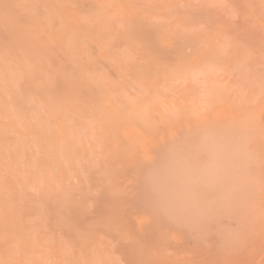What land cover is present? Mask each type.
<instances>
[{"label":"rangeland","instance_id":"obj_1","mask_svg":"<svg viewBox=\"0 0 264 264\" xmlns=\"http://www.w3.org/2000/svg\"><path fill=\"white\" fill-rule=\"evenodd\" d=\"M6 1V2H5ZM8 0H4V2H3V0H0V2L1 3H5V4H7V5H5L4 4V6H3V12H1V9H0V31H1V36H2V39H1V41H4L3 43H0V58H2L4 61H2L1 59H0V65H1V61L3 62L2 63V65L0 66L1 67V69H0V72H2V73H0V75H2L3 73H4V71L6 72V69H7V71H10V70H8L9 69V67L11 66V68L10 69H12V71H14L15 72V75L17 74V76H15V79H16V77H19L20 78V80L22 81H19V79L17 80L16 79V81L14 82V85L16 84V83H18L17 85H13V87L15 88V91L16 92H18L19 90V92L21 93V94H23L22 92H24V93H27L28 91H30L31 90V86H26L27 84H29V82L31 81V79H36L37 80V75L38 74H45L47 71H49L50 73H51V70L52 71H56L57 70V72L59 71H61L60 73L62 74H58L57 76H61L62 78H60V77H58V78H60L61 80H62V87H61V85H60V83H58L56 86H55V88L57 89H55V91H57V100H59V101H62L61 103L59 102V101H57L56 100V97H55V100L54 101H56L55 102V105H54V107H53V105L52 106H50L52 109L50 110L49 108H47L46 110H47V112L46 113H49L50 114V120L48 119L47 121H45V123H47V122H51V124H50V126H49V123L47 124L50 128L49 129H51V126L53 127L52 129H51V131L49 130V131H47V132H49V133H51L52 131V134H49V133H47V134H45L44 135V133H43V130L44 131H46V129H48V126L43 122V120L41 121V119H39V118H37L38 116L36 115L37 114V112L35 111V109L32 107L33 105L30 103V102H28V104H27V102L25 101V103H24V99L23 100H20V99H22V97L21 96H24V95H21V96H18L17 94L19 93H16L15 94V100L16 101H18L17 103H16V101H15V104H21V103H24V105H28L29 107L31 106L32 107V109H34V114L33 115H35V116H32V112H33V110H31L30 108H28L27 106H24L23 104H21L20 106H22V108H23V106L24 107H26V108H24L25 110L27 109L28 111H26L27 113L26 114H24L23 112H25V110H20V109H22L21 107L19 108V111H22L21 113L20 112H18L16 109H14V110H16L17 111V113H18V116H20L21 117V115H19V114H22V119H20V117H19V120H18V116H17V119H16V117H15V127H18V128H15V127H12L11 125H9V129L12 127V129L11 130H14V128L16 129V131L17 132H22L23 134H26V136L29 138H27L25 135L24 136H20V135H22V133H18V138H16V139H19V140H16L15 141V144H16V142H17V144L16 145H19L18 147L20 148V151L22 152H20L21 153V155H20V153H19V148H18V155H17V160H18V158L20 159L19 160V162H17V160L15 159V163L17 162V164L19 165V163H20V165L19 166H21L22 164H26L25 165V167H24V165H22L21 166V168H25V169H23V171L25 170V172L27 171V170H29V171H27L26 173H27V175L26 176H23L24 174V172L21 170V173L22 174H20L19 173V175H18V179H17V181H21L22 182V184L24 185V186H26V183H27V185H28V183L29 184H31L32 185V183L33 184H35V183H37L36 184V186H37V189L35 190V192L38 190V186H39V188H43L42 186L44 185H48L49 186V188H50V186H51V188H54V189H49L48 188V186H47V190H43L44 191V193H43V191L42 192H40L39 190V192L41 193H39V192H36L37 193V195L35 194L34 196L32 195V194H34L35 192H34V190L33 189H30L29 188V190H23V187L22 186H19V184H18V182L16 181L15 182V184L17 183L18 184V187L20 188V192H24L25 193V195L24 194H21V195H23V197L25 198V202H26V199L27 200H29L28 202H31V201H33L34 203H28V202H26L25 203V206H24V208H23V212H24V216H25V218L26 219H29V217L31 216V218H33V216L35 215V212L36 211H39V209H40V211H42V210H44L43 211V214L44 215H46V217H48V219L44 216V224L46 225L45 226V228H51V229H57V227L58 228H61V226H55L56 225V223L58 222V221H60V220H62L63 221V219H64V221H65V223L64 224H67V225H64V227L63 228H61V229H64V236L66 237V238H69V237H71V235H70V233H71V231H70V228H74V227H78V224L80 223L81 225H82V227L84 228V229H86V228H88V227H91L92 226V228H91V230L93 231V229H94V231L93 232H89V230H87L88 232H89V234L88 235H91V234H93V235H91V237L93 236L94 238H96V239H98V238H101V237H99V236H101V235H110L109 233L110 232H106V231H108L107 229H109L110 227H111V223L113 224L114 222H118V221H122L123 223L122 224H125V225H123V226H121V230H122V228H124V229H127L126 231L128 232V233H130L129 235L128 234H126V232H125V234H123V236L125 237V236H130L129 237V239L127 240V239H125L127 242L126 243H124V242H122V241H124V240H121V241H119L120 243L122 242V244L124 243V245L125 244H129V245H131V241H129V240H133L135 237L137 238H139V235H140V232H141V226H143L144 227V231L146 232L145 234L147 235V238L150 240V242H151V244H152V246L154 245V247L156 248V246H158V244H160V243H158V242H160V241H158V236H161V238L162 239H164V237H162L163 235H164V233H165V231L166 230H168V231H174L175 232V230H177L178 232L179 231H184L185 230V228L186 229H188V231H186L185 230V232H183V234L184 233H186V232H189V233H186L185 234V236H184V239H185V241H184V245H185V247L187 248V250H196V251H201L200 249H199V247H201L202 249H204L203 250V254H205V255H207L208 254V249H209V251H211V253H212V250H213V253H215V256L216 255H218V257H216L215 259H218V261L219 260H221V261H223V260H226L225 262L226 263H228V262H230V261H232V260H235V262L236 261H238L239 262V259H242L243 257H241V256H243L245 253H247V252H250L251 250H250V248L253 246V244L255 243V242H253V241H256V240H254V239H256V238H254L253 240H252V237H257L258 236V238L260 237H262V235H263V233H264V227H260L259 228V230L257 229L258 227H257V224L260 222H264V219L263 218H260V216H262L263 217V215L264 214H261L260 216H259V219H257L258 220V222L256 221V219H254L253 217V219H251V218H249V215L251 214V216L253 215V214H256V215H258L257 213H258V211H259V209L261 208V210H262V208L264 209V207H261L262 205V203L264 202V197H262V196H264V193H262V192H264V191H260V190H264V188H263V179H264V176H263V174H264V172H260V171H258V170H255L256 168H254V170H253V172L252 173H254V172H256L255 173V175H252V174H250L251 173V170L253 169V167H255V166H257L258 167V165H259V167H260V169H261V167H264V166H260V165H263V162H264V154H262V156H261V159L259 158V157H256L255 155H259L260 153H262V152H264V137H262V135L264 134H261L262 133V131L261 130H263V129H261L260 127H262V128H264V108H261V107H264V105L262 106V100H258V93H256L257 91L255 90V91H253L252 92V90H254V88L256 87V84L258 83V85H257V87L255 88V89H260V87H262L260 90L261 91H259V92H262L263 93V95H262V97L264 98V27H262V26H264V0H226V1H223L222 2V0H216V1H218V3H219V1L221 2L220 4H218L217 6H216V4H214L215 2L214 1H211V0H198V1H195V0H174V1H172V0H170V2H169V0H167V1H164V2H168V5L170 4V7L167 5V3H165L164 5H160L161 3L163 4L164 2H161V1H163V0H160V2L161 3H159V0H155V2H158L159 3V5H158V3H155L156 5H158L157 7H156V5H155V7L156 8H154V7H151V6H153L154 5V3H152V1L150 2V4L148 5L147 3L148 2H146L147 0H144L145 2H143V0H141V2H139V0H138V2L139 3H141V8L140 9H142V12H146L147 14H148V16L145 14V15H143V16H145L146 17V21H147V19H148V22L149 21H152L151 19H152V17L150 16V15H152L153 14V17H154V14H155V16L157 15V13H159V16H160V18H162V17H164L165 18V16L164 15H160L161 13L160 12H164L163 10H165V13H166V11L168 10V9H164L166 6H168L169 8H171V6L173 5V7L175 6H177L178 7V5H181V4H179L180 2H184V5L186 6V8L187 7H193L192 6V4H194V8L193 9H195V10H192V8L190 7V9L189 8H187L186 10H185V6L183 5V8L181 7V9H183V11H185V12H182V11H180V12H182V13H178L179 12V10H180V8H178V12H177V8L175 9V7H174V9H171V10H173V13L174 14H176V15H169L170 13H172L171 11H170V9L167 11V13H169V14H167L169 17L171 16L173 19H171V17H170V19L168 20V21H166L167 19L165 18V20L163 19V21H165L166 23H164L163 21H161V23H164L163 25H165L166 24V29L163 27V25L161 26L160 25V23H157V21H156V19L157 20H160L159 18H157V17H159V16H156V19H155V17H154V20L153 21H155L154 23H153V21H152V23L150 22V23H148V22H146V21H144V23L142 24V22H143V20L142 21H140L141 20V18H138V17H143L142 15H140V14H138V13H140L141 11H140V9H138V10H136L137 8L136 7H140V6H134L135 5V3H137L136 1L137 0H131V2L129 3L128 2V0H126L125 2H124V0H120V2L122 3L121 4V6L119 7V9L117 8L118 6H117V4H119V1L118 0H88V3H86V6L83 4V3H85L86 2V0H64V2L62 1V0H49V2H51V3H53V5H51V3H50V5L53 7V8H51V6H50V8H48L49 6H47L46 4H48L49 2H48V0H44L45 1V3L42 1V3H44V6L46 5L47 7H44L45 9V12L46 13H48V11L50 10V9H52L51 11H52V13H51V11H49V15H50V13L54 16L55 14V16H54V18H61V20H59V21H61V22H63L62 24L63 25H65L64 27H63V25L62 24H60V25H62L61 27H63V29H66V30H63L64 31V33H62L61 34V32H60V30H61V28L58 30L57 28H56V32H55V28H54V26H56L57 24H56V21H55V25H52L53 24V22H52V20H54V18H53V16H52V18L51 19H49V21L51 20V22H52V24H48V18H50L49 17V15H48V18L47 17H45L47 14L45 13H43L42 15H39V13L37 12V14H35V12L33 11V7H31L32 5L34 6L35 5V3L33 2V1H36V4H37V0H32L31 2H29V3H27L26 2V4L25 3H22L21 2V0L19 1V2H16L15 0H13V1H15L16 2V6H18L19 4V8H20V10H22L21 8H23V13H22V11H21V13H22V15H21V13L19 12V17H16V16H18V13H17V15H15L16 13L13 11V10H15L14 8H13V6H14V4H13V2H11L10 4H12V6L9 4V6H8V3L10 2V0L7 2ZM12 1V0H11ZM18 1V0H17ZM25 1V0H24ZM27 1V0H26ZM29 1V0H28ZM89 1H91L90 2V4L92 3V4H95V2H97V4H100L98 7H95V5H92L91 4V6L90 5H88L89 4ZM100 1V2H99ZM107 2L108 3V5L109 4H113L114 5V7L116 8H114L113 9V12L111 13V12H109V7L107 8V9H105V11H107L108 9V12H109V14H113V13H116V14H114V15H119V16H114V21H115V23H117L118 22V19L119 18H121L120 19V22H122V23H124V24H122V23H120V22H118L117 24H121V26H123V27H120V25H119V29L121 30V31H119L120 32V34H119V32H117L116 34H115V30L113 31V34L112 33H110L109 35H108V32H106V31H108L109 29H108V27L107 28H105V26L107 25V23H109V22H111L113 19H112V16L110 17H107V19H105V16H104V19L103 18H100V17H103V16H101V15H103L102 13H101V9H100V6L102 7V5L103 6H105V8H106V6L107 5H105V4H107V3H105V2ZM188 2V4L186 5V3ZM194 1V2H193ZM209 1V2H208ZM34 3V4H31V3ZM48 2V3H47ZM55 2L57 3V7H55L54 5H56L55 4ZM66 2V3H65ZM101 2H103V3H101ZM117 2V3H116ZM135 2V3H134ZM154 2V1H153ZM178 2V3H177ZM212 2V3H211ZM214 2V3H213ZM61 3V4H60ZM105 3V4H104ZM127 3H129V4H127V6L129 5V7L131 8V10H133V13H131V10L129 11V7H127L126 6V4ZM134 3V5H132ZM139 3H137V4H139ZM144 3V4H143ZM146 3V4H145ZM151 3H152V5H151ZM172 3V4H171ZM174 3V4H173ZM205 3V4H204ZM225 3V4H224ZM237 3V4H236ZM239 3V4H238ZM3 4H0V6L1 5H3ZM60 4V5H59ZM64 4V5H63ZM96 4V5H97ZM102 4V5H101ZM131 4V5H130ZM213 6H211V5ZM236 4V5H235ZM40 5H41V3H39L38 2V4L37 5H35V8H38V10L40 9L39 7H40ZM63 5V6H62ZM83 5H84V7H83ZM202 5V6H201ZM218 7V9L215 7ZM228 5H229V7H228ZM238 5V6H237ZM21 6V7H20ZM23 6V7H22ZM61 6H62V8H61ZM65 6V7H64ZM89 6L91 7V8H93L94 10H95V12L96 11H99V12H97L96 14L98 15V13L99 14H101L100 15V17H99V15H98V18H97V15H94L95 14V12L93 13V9L91 10L90 8H89ZM122 6L124 7L125 6V8H126V10H128L129 11V13H128V11H124V10H122V9H125V8H122ZM144 6H146V8L147 9H149L148 11L147 10H143V7ZM211 6V7H210ZM222 6V9H220V7ZM224 6V7H223ZM232 6V7H231ZM11 7L13 8V10L11 9ZM17 7V8H18ZM31 7V8H30ZM41 7H43V6H41ZM58 7L60 8L59 10H57L58 9ZM70 7V8H69ZM86 7H87V9H90V12L88 11V13L87 14H85L86 12L84 11L83 13L86 15V18H88V14H89V17H91V19H93L92 21H94V23H91L92 21L90 20V18H89V20H85L86 22L87 21H89V22H87L88 24H90V25H95V23L99 20V22L103 25H101V28L102 29H104L103 31L101 30V28H100V24L98 25V23L99 22H97V25H95V26H93L94 27V32H93V29H90V26L88 25V26H85L86 25V22L84 21V18H85V15L83 16L82 14L80 15L79 13H82L81 11H82V8H84V9H86ZM113 7V6H112ZM112 7H110V8H112ZM161 7V8H160ZM162 7H163V10L162 11H159V10H157V9H159L160 8V10L162 9ZM172 7V8H173ZM231 7V8H230ZM2 8V7H1ZM11 10H10V9ZM28 8H30L29 10H27ZM46 8H48L49 10L48 11H46ZM54 8L57 10V13H54L53 12V10H54ZM78 8V10H76ZM99 8V9H98ZM122 8V9H121ZM135 8V9H134ZM223 8H224V12H223ZM225 8L228 10V11H225ZM229 8V9H228ZM7 9V10H6ZM32 9V11L33 12H31L30 10ZM42 9V8H41ZM40 9V10H41ZM74 9V10H73ZM121 9V11H124L123 12V16L122 17H120L121 15L120 14H122V12L121 13H119L118 12V10H120ZM155 9L157 10V13L155 12ZM208 9V10H207ZM213 9H215V10H213ZM27 10V11H26ZM37 10V11H38ZM39 10V11H40ZM56 10H55V12H56ZM65 10V11H64ZM70 10V11H69ZM104 10V9H103ZM112 10V9H111ZM115 10V11H114ZM175 10V11H174ZM190 10V11H189ZM231 10V11H230ZM241 10V11H240ZM16 12L18 11L17 9L15 10ZM42 11V10H41ZM58 11H60L59 12V15L57 16V14H58ZM68 13H67V12ZM78 11V12H77ZM150 11H151V14H149L150 13ZM159 11V12H158ZM193 11V12H192ZM195 11L197 12V11H199L201 14L200 15H198V13L196 14L195 13ZM211 11V12H210ZM215 11H216V13H215ZM220 11V12H219ZM233 11V12H232ZM8 12H10L11 13V15L10 14H6V13H8ZM15 14H14V13ZM66 12V13H65ZM75 12V13H74ZM136 12H138V13H136ZM141 12V14H143ZM205 12V13H204ZM223 13V14H219V13ZM231 12V13H230ZM235 12H237V13H235ZM252 12V13H251ZM4 14V16L2 15V14ZM42 13V12H41ZM71 13V14H70ZM90 13H91V15L93 14L94 16H91L90 15ZM103 13H105V12H103ZM177 13L180 15V16H177ZM190 14V16H192V17H194V15L196 14V17L195 18H193L194 20H188L189 22L190 21H192V22H196L195 24L197 25L198 24V26H196L195 24H193L192 22L189 24V26H187L188 24H186V23H184V25H186V26H184V25H181L180 26V28H178V26H176V24L179 22V21H181L182 22V20L184 19V16H182L183 14H185V16H186V14ZM191 13H194V14H191ZM205 15H204V14ZM218 13V14H217ZM227 14V16H226V14ZM234 14V16H231V18L229 17L231 14ZM255 13V16L253 15ZM13 14L15 15V16H13ZM23 14H24V16H23ZM73 14V15H72ZM76 14V15H75ZM79 14V15H78ZM106 14H108V13H105L104 15H106ZM125 14H127V15H125ZM131 14V15H130ZM135 14V15H134ZM139 15L138 17H137V15ZM163 14V13H162ZM207 14V15H206ZM212 16H210V15ZM216 14V15H215ZM232 14V15H233ZM237 16H236V15ZM9 15H10V18L8 19V17H9ZM21 15V16H20ZM44 15V16H43ZM70 15V16H69ZM72 15V16H71ZM229 15V16H228ZM3 16V17H2ZM23 16V17H22ZM38 16L40 17V18H38ZM51 16V15H50ZM57 16V17H56ZM76 16H78V17H76ZM82 16V17H81ZM131 16V17H130ZM133 16V17H132ZM182 16V17H181ZM189 15L187 16L188 18L190 17ZM14 17H16L15 19H14ZM22 17V18H21ZM72 19H71V18ZM94 17H96V19H98V20H96ZM124 17V18H123ZM127 17H128V19H127ZM137 17V19H135ZM151 17V18H150ZM167 17V16H166ZM175 17V18H174ZM187 17H185V19H184V21H187ZM202 17H203V19H202ZM220 17V18H219ZM221 17L223 18V17H227V18H224V19H221ZM233 17V18H232ZM254 17V19H255V21L257 22L258 20L257 19H260V23L258 22L256 25H255V22H254V19H252L253 21L252 22H254L253 24H252V26H251V23L249 24V22L247 23H245V21L247 20H249V19H251V18H253ZM4 18H7V19H4ZM21 19V21H19L20 19ZM24 18V19H23ZM34 20H33V19ZM47 18V19H46ZM83 18V19H82ZM85 18V19H86ZM108 18L111 20V21H108ZM126 18V19H125ZM133 18V19H132ZM177 18V19H176ZM179 18V19H178ZM221 19V21L219 20L218 21V19ZM229 18L231 19V20H229ZM11 19V20H10ZM31 19H32V21H31ZM46 19V20H45ZM95 19V20H94ZM123 19H125V20H123ZM132 21H130V20ZM135 19V20H134ZM138 19H140V20H138ZM150 19V20H149ZM176 19V20H175ZM197 21H196V20ZM199 19V20H198ZM202 19V20H201ZM212 19V20H211ZM235 19H237V20H235ZM3 20V21H2ZM6 20V21H5ZM12 20H13V25H11L10 23L12 22ZM15 20V21H14ZM26 21V23H28V22H30V25L31 24H33L34 22H35V24L34 25H32V27L29 25V28H28V25L26 24L25 26L24 25H22L23 23H25V22H23V21ZM39 20V21H38ZM40 20H42V24H41V21ZM70 20H72V22L70 21ZM83 20V21H82ZM105 20H107L106 21V23H105ZM121 20H123V21H121ZM136 20H138V22L140 23L141 22V26H142V30H143V32H141V29L140 28H137L138 30H139V32L138 31H136V32H133V33H131V31H135V28L134 27H136L137 26V24H138V22H137V24H136ZM162 20V19H161ZM174 20V21H173ZM179 20V21H178ZM223 20V21H222ZM233 20H235V22L233 23ZM242 20V21H241ZM11 21V22H10ZM34 21V22H33ZM48 21V22H47ZM91 21V22H90ZM113 21V22H114ZM117 21V22H116ZM126 21V22H125ZM128 21H129V24H128ZM175 21H177V22H175ZM203 21H204V23H203ZM250 22H251V20H249ZM263 21V22H262ZM17 22V23H16ZM21 22H23L22 24H21ZM40 22V25L38 24ZM47 22V26H49V25H52V26H49L50 28V30H52V33H54L55 35V37L57 38V40L59 39V41L61 42H59V44L58 45H60L61 44V46L63 45L62 43H64V40L66 39V40H68L67 39V35H68V33L72 30V31H75V30H77V32H78V35H77V33H76V31H75V33L74 34H72V31H71V34L69 33V37L68 38H71V39H74V38H76V39H74V43L75 44H77L76 42L77 41H79V40H77V36H79L80 37V35L82 36L83 34V36H85V38L86 37H88V35H86L87 33H84L83 31H86V30H89V32H88V34L90 35V33H92V35L93 34H97L96 36H100V34L98 33V32H100L101 31V35H102V33L103 32H105V33H103V34H105V35H102V36H100V37H98V40H97V37L95 36V38H96V40L100 43L101 41V43H103V45H104V42L106 41V38L104 37V36H109L110 38H111V36L112 35H114V38H116V39H113V36H112V39L113 40H110V42H115V41H117L118 39H120V41L122 42H120V41H118V42H115V43H113L114 44V46H115V44H116V47H117V49H119L120 48V50L121 49H124V48H122L123 46V44H128V45H131V44H133V43H135V42H138V45H135V44H137V43H135V44H133L132 46H133V49L131 48L130 50L131 51H136V53L134 52V55L136 56L135 58H138V59H135V60H138V62L136 61H134L133 59H131L132 61H134V64H133V62H130L129 63V61H131V60H127L128 62H126L125 60H123V61H120V59H121V56H120V52L118 53L117 51V49H116V47H115V51L119 54V57H120V59H118L117 57H115V56H117L116 55V53L115 54H113V55H115V56H113L112 54H111V52H110V50L108 51L107 50V48L106 49H103V47L105 46H103L101 43L100 44H98V42L95 40V42H94V35L92 36V35H90L88 38H86V39H91L92 40V45H94L93 44V42L94 43H96V47H98V51L97 50H94V49H96L95 47L93 48V50H92V48H90L91 46H90V44H88V41H91V40H88L86 43L89 45H86L85 44V42H83L84 44H82V43H80V46L78 45L77 47H78V49H79V47H80V49H79V51L81 50V49H83V51H85V52H83L82 50L80 51V53H79V51H78V49L75 51V53L77 54V55H75V57H74V55L72 56V59H78L79 60V56L81 57V59L79 60V62H78V64H75L78 60H73L72 61V59L70 60L69 58H66V56H68V54L70 53V55L69 56H71V54L73 53V50H71V51H68V53H64V52H62V50H61V47H60V50H61V52H59V57H58V54H57V52L58 51H60L59 50V47H58V45L55 47V49L57 48V50L55 51V50H53V46L54 45H56L57 44V40H55L56 38L53 36V38L51 37L49 40L47 39V38H49V37H47L48 36V34H49V30L47 29L48 27L46 26V23ZM71 22V23H70ZM74 22V23H73ZM76 22H78V23H76ZM104 22V23H103ZM131 22V23H130ZM160 22V21H159ZM174 22V23H173ZM189 22H187V23H189ZM242 22V23H241ZM244 22V23H243ZM19 23V24H18ZM57 23L59 24V22L57 21ZM80 23H82V25L80 24ZM238 23H240V24H238ZM37 24V25H36ZM45 24V25H44ZM75 24V25H74ZM110 24H112V26H110V28H112V29H116V27L117 26H115L112 22L110 23ZM136 24V25H135ZM144 24L146 25V24H148V28H143L144 27ZM150 24V25H149ZM152 24V25H151ZM154 24H156V25H154ZM173 24V27L171 26ZM174 24H175V26H174ZM179 24H180V22H179ZM182 24V23H181ZM235 24V25H234ZM261 24H262V26H261ZM5 27V31L7 32V35H9L10 37H9V40L13 37H16L15 39L17 40H15L14 39V41L11 39L10 41L8 40V36L6 35V38H4L3 37V35L5 36V34L2 32V31H4V29H3V26ZM10 25H11V28H10ZM16 25V26H15ZM39 25V26H38ZM60 25H59V27H60ZM67 25V26H66ZM72 25H74V27L72 26ZM76 25H78L77 27H75ZM84 25V26H83ZM114 25V26H113ZM131 25V26H130ZM160 25V26H159ZM169 25V26H168ZM229 25V26H228ZM232 25V26H231ZM239 25V26H238ZM246 25V26H245ZM20 26V28H18V27ZM35 26V27H34ZM45 26V27H44ZM98 26V27H97ZM108 26V25H107ZM150 26V27H149ZM152 26V27H151ZM153 26H155V27H153ZM158 26V28L159 27H161V28H159V31L158 32H156L158 29L156 28ZM255 26V28L253 29V27ZM14 27V28H13ZM22 27H23V30L25 31H23L22 30ZM25 27V28H24ZM34 27V28H33ZM37 27V28H36ZM58 27V26H57ZM58 27V28H59ZM66 27V28H65ZM67 27H70L69 29H67ZM81 27H89L88 29H86V28H82L81 29ZM92 27V26H91ZM92 27V28H93ZM97 27V28H96ZM130 27V28H129ZM168 27V28H167ZM169 27H171V29L169 28ZM236 27V28H235ZM239 29H238V28ZM243 27V28H242ZM250 27L252 28V29H250ZM28 28V29H27ZM30 28H32V29H30ZM38 28H40V29H38ZM44 28V29H43ZM78 28V29H77ZM118 28V27H117ZM122 28H125V30H126V33H125V30L124 29H122ZM150 28V29H149ZM155 28V29H154ZM163 28H164V30H163ZM176 29V32H175V29ZM186 28V29H185ZM187 28H189V29H187ZM248 28L252 31V30H255V31H253V33L255 34H253V33H250L249 34V36L247 35L248 33H249V31L250 30H248ZM3 29V30H2ZM12 29H14V30H12ZM35 29V30H34ZM42 29V30H41ZM74 29V30H73ZM80 29H81V31L83 32L82 34L80 33ZM97 29V30H96ZM106 29H108V30H106ZM112 29H110V30H112ZM118 29V30H119ZM134 29V30H133ZM136 29V30H137ZM192 29V31H194L193 33H192V31L191 32H189V30H191ZM216 29V30H215ZM227 29V30H226ZM229 29H234L235 30V32L234 33H231V31L229 30ZM29 30V31H28ZM30 30L35 34V36H34V34L32 33H29L30 32ZM40 30V31H39ZM45 30V31H44ZM68 30V31H67ZM100 30V31H99ZM106 30V31H105ZM109 30V31H110ZM117 30V29H116ZM117 30V31H118ZM128 30H129V32H128ZM131 30V31H130ZM144 30H145V32H147L146 34H144L145 32H144ZM148 30H151V33H150V35H149V32H148ZM156 30V31H155ZM162 32H161V31ZM184 30H186V32L184 31ZM222 30V31H221ZM233 30V31H234ZM248 30V31H247ZM16 31V32H15ZM20 31L22 32V34L20 33ZM38 31H39V33H38ZM54 31V32H53ZM62 31V30H61ZM62 31V32H63ZM65 31H67V33L65 34ZM97 31V32H96ZM125 33V35L124 34H122L123 32ZM153 31V32H152ZM154 31H155V33H154ZM167 31V32H166ZM197 31V32H196ZM223 31H225V33L223 32ZM228 31L230 32V33H228ZM243 31V32H242ZM5 32V33H6ZM13 32H15V33H13ZM36 32V33H35ZM42 32V33H41ZM44 32V33H43ZM141 32V33H140ZM160 32H161V35H160ZM164 32V33H163ZM169 32V33H168ZM204 32V33H203ZM206 32V33H205ZM221 33V34H219V33ZM245 32V33H244ZM9 33V34H8ZM24 33V34H23ZM27 34V36L29 37H27V36H24V35H26ZM28 33L31 35H28ZM46 33V34H45ZM56 33H57V35H56ZM58 33H59V35H58ZM140 33V34H139ZM143 33V34H142ZM157 33V34H156ZM195 33V34H194ZM211 33V34H210ZM214 33H216V34H214ZM218 33V34H217ZM227 33L230 35V34H234V36L236 35L237 36V39H236V36H235V38L233 37V35H230L229 37H233V39H231V38H228L227 37V39H226V35H227ZM3 34V35H2ZM38 34V35H37ZM45 34V35H44ZM50 34H51V32H50ZM80 34V35H79ZM99 34V35H98ZM112 34V35H111ZM132 34H134V36L132 35ZM151 34H152V36H151ZM166 34H167V36H169V37H167L166 36ZM201 34H204V35H202L201 37H198L197 35H201ZM223 34V35H222ZM224 34H226L225 36H224ZM253 34V35H252ZM43 35V36H42ZM67 37H66V36ZM71 35H72V37H73V35L75 36V35H77L76 37H71ZM111 35V36H110ZM119 35V37H118V39H117V37L116 36H118ZM122 35H123V37H122ZM127 35H129V37L127 36ZM130 35H131V38H130ZM155 35H156V37H155ZM172 35V36H171ZM179 35V36H178ZM183 35V36H182ZM195 35V36H194ZM238 35L240 36L239 38H238ZM245 35H246V37H245ZM1 36H0V38H1ZM21 36V37H20ZM39 36H41L40 37V39H43L42 37H45L43 40H45V42L43 41V40H39ZM60 36V37H59ZM64 36L66 37V38H64ZM122 38H121V37ZM127 36V37H126ZM190 36V37H189ZM193 36V37H192ZM208 36V37H207ZM209 36H210V38H209ZM221 36V37H220ZM25 37H27V39L25 38ZM31 37V38H30ZM35 37H37V38H35ZM79 37H78V39H79ZM126 37V38H125ZM132 37H135L134 39L135 40H137V41H135L134 39L133 40H131L132 39ZM159 37H160V39L161 40H159ZM167 37V38H166ZM179 37H183V38H179ZM213 37V38H212ZM215 37H217V38H215ZM25 40H24V39ZM32 38L34 39V40H32ZM82 38V39H81ZM80 38V41L81 40H83L84 39V37H81ZM104 38H105V40H104ZM128 38V40H123V39H127ZM136 38H138V39H136ZM185 38V39H184ZM222 38H225V39H222ZM242 38V39H241ZM5 39H7V40H5ZM19 39V40H18ZM21 39V40H20ZM47 39V40H46ZM55 40L56 42V44L54 43V41H51V40ZM86 39H84V41H86ZM99 39H101L100 41H99ZM108 40H109V38H107ZM139 39L140 40H142L143 42H142V44L144 43V45H142V44H140L141 43V41H139ZM144 39H151L152 41H149V40H144ZM158 39V40H157ZM24 42H23V41ZM66 40H65V42H66ZM76 40V41H75ZM12 41L14 42V43H12ZM16 41V42H15ZM32 41H37V42H34V43H31ZM44 43V44H42V42ZM47 41V42H46ZM49 41H51L52 43H54V45L53 44H51ZM63 41V42H62ZM70 41V40H69ZM69 41H68V44H70L69 43ZM72 42H73V40H71ZM79 41V42H80ZM130 41V42H129ZM10 44H9V43ZM21 42V43H20ZM48 42H49V45L51 46V48H49L50 46L48 45L47 46V44H48ZM107 42H109V41H107ZM124 42V43H123ZM133 42V43H132ZM151 42H154V44H149V43H151ZM17 43L19 44L18 45V48L20 47H22L21 49H24L25 50V52L28 50L27 48H29V46L30 45H28V44H31L32 46H30L31 48H35V49H33L32 50V52H31V50L29 49L28 51L29 52H31L30 54H29V52H28V61H29V64H33V62L31 63V61L33 60L34 62H35V64L37 65H35V64H33V66H32V69H34V67L36 68V69H34V70H36V71H29L28 70V68L27 67H29V65L26 67L25 66V64L26 63H28V62H26L25 63V61L26 60H24V62L22 61V63L20 62V60H22V57H20L21 59L19 60V57H18V59L16 58L18 55H17V53H15V51H17L18 49H17V46H15V44L17 45ZM39 43V44H38ZM89 43H91V42H89ZM169 43V44H168ZM4 44V48H2L1 46ZM6 44V45H5ZM46 44V45H45ZM68 44H66L65 43V48H67V46L66 45H68ZM79 44V43H78ZM105 44H107V43H105ZM164 44H165V46H164ZM8 45V48L10 49L12 46H14V47H12L14 50H15V48L17 49V50H13L12 48L10 49L11 51H9L8 50V48H7V50H6V47L5 46H7ZM21 45V46H20ZM103 46V47H100L99 48V46ZM152 45H153V47L154 46H156V47H152ZM26 46V47H25ZM44 46H46V47H48V48H46V47H44ZM64 46V45H63ZM69 46V45H68ZM72 46H74V48H75V45H72ZM145 46V47H144ZM160 46H163V47H160ZM169 48H168V47ZM36 47H37V50H36ZM43 49H42V48ZM71 47V46H70ZM119 47V48H118ZM134 47H136V48H134ZM144 49H143V48ZM39 48H41V51H39L40 49ZM45 48L47 49L46 51L48 52H50V54L54 51V53H56V55H48V53L45 51ZM65 48H64V51H65ZM69 48V47H68ZM141 48V49H140ZM147 48H149V50H146L145 51V49H147ZM167 48V49H166ZM27 49V50H26ZM39 49V50H38ZM63 49V48H62ZM71 49H73V48H71ZM85 49V50H84ZM89 50L88 51V55H89V53H90V55L89 56H92L93 58H95L96 60H97V58L99 59V61L101 60V59H105V61L107 60V58L109 57H111V59L110 60H108V61H106V65L104 64V66L106 67L105 69L107 70L108 68V66H110L111 67V70L112 71H115L114 73L112 72H110V69L108 70V72L107 73H111L112 74V76L113 75H116V77L115 76H113V78L111 77V79H113L112 81H111V79H110V77H109V75H107V74H105V76H104V74L103 73H101L100 74V72H104V70H102V71H100L99 69L100 68H98V67H101V65H100V63H102V61L101 62H99V61H96V60H94V62H92V64H96V65H94L95 66V68H96V74L98 75V74H100L99 76V78H100V80L102 79V81H100L99 80V78L98 77H96L98 80L97 81H95V79H94V76H93V74L91 75L90 73V71H92L93 70V65H91L90 66V64L89 63H91V62H89V63H87V67H88V69L89 68H91L92 70H88L87 68H86V64H84L81 60L83 59V61L84 62H86L85 60H87L88 59V61L89 60H91L92 61V59H90L89 57L87 58L86 56L87 55H85V54H87V50ZM129 49V48H128ZM134 49H136V50H134ZM37 51V53H39V54H37L36 53V51ZM42 50L43 51H45L46 53H47V55H46V53H44V52H42ZM68 50H70V49H68ZM107 50V51H106ZM119 50V51H120ZM140 50V51H139ZM142 50V51H141ZM22 51L23 50H20L19 51V54L20 53H22ZM39 51V52H38ZM52 51V52H51ZM67 51V50H66ZM78 51V52H77ZM102 51V52H101ZM113 51V50H112ZM129 51V50H128ZM131 51H129L131 54H132V52ZM24 52V53H25ZM38 55V56H40L39 58H38V56L37 55H34L33 56V54H35V53ZM106 52V53H105ZM110 52V54H108V53ZM114 52V51H113ZM2 53H4V55L2 54ZM9 53H11V54H9ZM33 53V54H32ZM43 53V54H42ZM64 54L61 58H60V54ZM82 53L85 55V58H83V56H81L82 55ZM102 53V54H101ZM129 53V54H130ZM147 53H150V54H148V56L150 57H148L147 56ZM9 54V55H11V56H7V55ZM26 54V53H25ZM32 54V55H31ZM42 54V55H41ZM98 54H100V55H98ZM130 54V56H133V54L131 55ZM2 55V56H1ZM14 55H17V56H14ZM33 56L32 57V59H31V57H29V56ZM95 55V56H94ZM97 55V56H96ZM101 55H104L103 57L101 56ZM106 55V56H105ZM144 55H146V56H144ZM151 55H152V57H151ZM20 56H22V54L20 55ZM36 56V57H35ZM41 56H43L42 57V59H40L41 58ZM44 56L46 57L45 59H44ZM49 56H53V58H50ZM78 56V57H77ZM129 56V55H128ZM143 56V57H142ZM56 57L57 58H60V60L59 59H56ZM65 59H64V58ZM77 57V58H76ZM91 57V58H92ZM112 57H115L116 59H114L116 62L115 63H113L114 65L117 63V62H119V63H117V66L115 67L114 65H111L112 63V61L114 62V60H112ZM134 57V56H133ZM25 58V57H24ZM25 58V59H26ZM30 58V59H29ZM87 58V59H86ZM101 58V59H100ZM129 58V57H128ZM132 58V57H131ZM143 58V59H142ZM6 59H12L13 61H11V60H7L6 61ZM48 59H49V61H48ZM52 59V60H51ZM66 59H68V60H66ZM118 59V60H117ZM140 59V60H139ZM152 59H154V60H152ZM37 62H36V61ZM43 60V61H42ZM11 62V64H7V62ZM78 67V68H76V66H75V69H76V71L74 72L75 74L77 73V72H80L81 70H82V74H80V73H77L76 75H74V74H72V72L73 71H71L70 69H72V68H70L69 67V65H71V67H72V62ZM96 61V62H95ZM105 61H103V62H105ZM155 61V62H154ZM12 62L16 65H18V66H20V67H15V65H13L12 64ZM43 62V63H42ZM83 63V65L85 66H83L82 64V66H80V64L79 63ZM98 62H99V64H98ZM108 62V63H107ZM111 64H110V63ZM126 64H125V63ZM140 62V63H139ZM239 62V63H238ZM4 63H6L5 64V66L6 67H4ZM39 63H42L41 65H39ZM60 63V64H59ZM122 63V64H121ZM123 63H124V65H126V66H128V68H126V66H124L123 65ZM128 63V64H127ZM51 66H50V65ZM64 65V68H66L65 66H68L69 68L67 69H64L63 67H59V65L61 66V65ZM110 64V65H109ZM118 64L120 65L119 67H118ZM239 64V65H238ZM10 65V66H9ZM48 65V66H47ZM56 67H55V66ZM62 65V66H63ZM89 65V66H88ZM97 65H99L98 67H97ZM134 65H135V67L137 66V68H135L134 67ZM151 65H152V67H151ZM2 66H3V68H2ZM9 66V67H8ZM23 66V67H22ZM24 66H25V68H24ZM40 66V67H39ZM50 66V67H49ZM104 66H103V69H104ZM123 67V69L125 70H123L122 69V72H121V69H119V68H122ZM131 66H133V67H131ZM31 67V66H30ZM46 67L48 68V70L46 69ZM57 67H58V69H57ZM93 67V68H92ZM113 67V68H112ZM125 67V68H124ZM213 67V68H212ZM15 68H17V70L15 69ZM22 68H24V69H27V71H29V72H31V73H29L30 75H31V77H30V75L26 72V70L24 71V69H22ZM40 68V69H39ZM51 68V69H50ZM55 68V69H54ZM73 68H74V65H73ZM94 68V69H95ZM118 68V69H117ZM138 68H140V69H138ZM211 68L212 69H215L214 71L213 70H211ZM3 69V70H2ZM16 71H15V70ZM23 70L24 72H26V73H24L23 71H20V70ZM29 69H31V68H29ZM43 69H44V71H43ZM50 69V70H49ZM75 69H73V70H75ZM86 69V70H85ZM133 69H134V71H133ZM206 69V70H205ZM219 69V70H218ZM236 69V70H235ZM37 70L39 71V72H37ZM41 70V71H40ZM67 70H69V71H67ZM83 70H85V71H87V72H85V73H83ZM99 70V71H98ZM130 70V71H129ZM136 70V71H135ZM244 70V71H243ZM46 71V72H45ZM63 71V72H62ZM71 71V72H70ZM88 71H89V73H88ZM126 71H127V75H125L126 74ZM133 71V72H132ZM138 71V72H137ZM195 71V72H194ZM17 72V73H16ZM18 72H19V76H18ZM20 72H21V77H20ZM32 72H34V74L32 73ZM36 72V73H35ZM43 72V73H42ZM45 72V73H44ZM99 72V73H98ZM121 72V73H120ZM123 72H125V73H123ZM194 72V73H193ZM38 73V74H37ZM53 73V72H52ZM63 73L65 74V75H63ZM88 73V74H87ZM93 73H94V71H93ZM135 74V76L134 75H129V74ZM138 73V74H137ZM242 73V74H241ZM28 74V75H27ZM81 76H80V75ZM95 74V73H94ZM95 74V75H96ZM103 74V76H101ZM122 74V75H121ZM239 74V75H238ZM33 75V76H32ZM36 75V76H35ZM47 75V74H46ZM72 75H74L76 78H77V76L79 75V79L81 78V80L79 81V80H77L75 77H73L72 78ZM106 75H107V78H108V80H107V82H106V80L104 79V78H106ZM138 75H140L139 76V80H142V81H139L137 78H138ZM146 75H147V77H146ZM150 75V76H149ZM198 75V76H197ZM3 76L4 75H2V76H0L2 79H3ZM25 76V77H24ZM27 76V77H26ZM51 76V75H50ZM70 76V77H69ZM91 76H92V79H94V80H92L91 79ZM122 76H124V77H122ZM126 76H128V77H132V80H129V79H131V78H127ZM137 76V77H136ZM144 76V77H143ZM162 76V77H161ZM24 77V78H23ZM52 77H54L53 75H52ZM102 77V78H101ZM115 77V78H114ZM117 77H119V78H117ZM134 77H136V78H134ZM160 77L162 78V79H160ZM1 78H0V82H1ZM22 78H23V80H22ZM65 78V79H64ZM106 78V79H107ZM126 78V79H125ZM145 78V79H144ZM146 78H148V79H146ZM110 79V80H109ZM124 79V80H123ZM144 79V80H143ZM77 80L78 81V83L77 82H75V81ZM84 80V81H83ZM103 80H105V82L107 83V85L109 86H107L106 85V83L105 82H103ZM115 80H117V81H115ZM129 80V82H127ZM133 80H135L136 81V86H135V81L132 83L131 81H133ZM148 80V81H147ZM255 80L257 81V82H255ZM34 82H35V80H33ZM65 81V82H64ZM87 81V82H86ZM92 81V82H91ZM100 81V82H99ZM111 81V82H110ZM116 83H115V82ZM121 82V84H120V82ZM126 82L125 84H126V86L128 85V87L130 86L131 88L133 87V86H135V87H138L139 85H140V82H144L143 84L141 83V86L142 85H144V84H146L147 82L149 83H147V87L145 86H143L142 87V89L144 88V89H148V90H145V92L144 91H140V93L142 94V95H139L137 92H135L136 90L138 91L139 89H141L140 87L139 88H135V87H133L134 88V90H133V88H132V90H130V89H128V87H126L128 90V92H126V90H124L125 89V86L122 84V82ZM139 81V82H138ZM146 81V82H145ZM243 81V83L244 84H241V82ZM33 82V83H34ZM73 84V86L70 84ZM81 82H86V83H88L89 85H91V86H87V84L85 83H81L85 88L84 89H82V92L84 93V94H82L83 96L84 95H86L85 97L87 98H89L90 100H88V98H87V102L89 101V103H93V105H94V107H96V109H97V107L98 106H100V107H98V110L99 111H101V112H99L98 110V112L99 113H101L102 114V112H103V116L101 117L98 113H97V115H95L96 113H95V111H96V109L92 106V107H90V104L89 103H85L84 102V106L82 107V108H86L87 107V104H88V106H89V112L88 113H90L91 111H93L94 109H95V111H93V113L94 114H92V112H91V115H88V116H95L94 118H96L95 120H96V122L95 121H93V122H91L90 121V119H93V117H90L89 118V122L87 121V119H88V117L86 116V115H84L85 114V112H84V114H82V112H83V109H80L81 108V103H83V101L81 102V100L83 99V96L81 97V98H79V96H81V95H79V91L81 90V87H83V86H81L80 87V83ZM95 82H98L99 84H100V86L98 85V83L96 84H94ZM101 82H103V83H105V84H101ZM112 82H114L115 83V85L112 83ZM119 82V83H118ZM176 82V83H175ZM239 82V83H238ZM31 83H32V81H31ZM129 83H130V85H129ZM175 83V84H174ZM254 83H256V84H254ZM2 84V85H1ZM63 84L66 86L67 84H68V87L66 88L65 86H63ZM71 85V87H70V85ZM78 84H80V85H78ZM122 85L123 87H124V89H123V87L122 86H120L119 87V89L120 88H122V89H120L121 90V94H120V91H119V93H118V91H117V93H115L116 91H113L114 93H109V91L111 90V88H112V86H114L113 87V89L114 90H116L117 88H116V85ZM139 84V85H138ZM162 84H164V85H162ZM171 84H174V89H172L171 87H170V85ZM177 84V85H176ZM246 84V86H247V84H248V88L246 87V86H244ZM251 84V85H250ZM261 84H263V85H261ZM5 85V84H4ZM3 85V83L1 82L0 83V86H3V88L4 87H6V85L4 86ZM93 85V86H92ZM95 85H96V87H97V85H98V87L96 88L95 87ZM102 85H104V86H102ZM111 85V86H110ZM118 85H117V87H118ZM132 85V86H131ZM162 85V86H161ZM177 86V90L175 89V87ZM237 85V86H236ZM238 85L240 86V85H243V86H241V88L240 87H238ZM252 85L254 86V87H252ZM259 85H261V86H259ZM18 86V87H17ZM33 86V85H32ZM58 86L60 87V90L61 89H64V90H62L61 92H58V90H59V88H58ZM105 86H107V88L105 87ZM158 86V87H157ZM172 86V85H171ZM259 86V87H258ZM64 87V88H63ZM70 87V88H69ZM73 87H75V88H73ZM105 87V88H104ZM252 87V88H251ZM19 90H18V89ZM78 88V89H77ZM87 88V89H86ZM88 88H90L89 90H88ZM101 88V91H97V90H99ZM108 88H110V89H108ZM164 88V90L163 91H166L167 89V91H168V94H167V91L166 92H163L162 91V89ZM172 90H171V89ZM240 88V89H239ZM244 88L246 89V90H244ZM251 90H250V89ZM6 89V88H5ZM74 89V90H73ZM95 89V90H94ZM103 89H104V91H103ZM105 89L106 90H108L107 91V94H105L106 93V91H105ZM112 89V90H113ZM141 89V90H142ZM239 89V90H238ZM0 90H1V88H0ZM4 90V89H3ZM3 90H1V91H3ZM7 90V89H6ZM66 90V91H65ZM73 92H72V91ZM112 90L110 91V92H112ZM118 90V89H117ZM173 90H175L174 92H173ZM240 91L241 90V92H239L238 93V91ZM22 91V92H21ZM65 91V92H64ZM71 91V92H70ZM74 91H75V93H74ZM91 91V92H90ZM100 92V93H97V92ZM103 91V93H101ZM157 91V92H156ZM163 92L162 94L160 93V92ZM170 91H172V92H170ZM236 91H237V93H236ZM246 93H245V92ZM248 91H251V93L250 92H248ZM4 92V91H3ZM6 92V91H5ZM4 92V93H5ZM70 93V94H68V93ZM105 92V93H104ZM123 92H125L126 94H127V96H129V98L134 94V92H135V94L137 93V95H139V97H140V99L141 98H143V96H145L144 94H146V96L145 97H147L148 95H147V93L148 94H151V96L149 97L148 96V103H147V101H145L144 102V104H142L143 103V101L144 100H146V99H144L143 98V101H140V99H139V97H138V99H139V101H138V99L136 98L137 97V95H136V97H135V99L137 100L136 102H135V100H134V96L135 95H133L131 98H133V99H131L132 101H130L129 100V98L127 99H125L124 98V96H126V94L125 93H123ZM154 92H156V93H154ZM208 92V93H207ZM256 94H255V93ZM64 94L63 96L62 95H60V94ZM73 95H75V94H77L76 96H77V98H79L80 99V101H76V103L74 102L75 100H76V96H72V94ZM92 93H95L96 95H95V97H94V95H92ZM129 93V94H128ZM159 93V97L157 96V94ZM173 94V96L171 95V94ZM174 93H175V95H174ZM242 93H245V94H242ZM248 93V94H247ZM252 93H253V96H254V98H253V96H252ZM261 93V94H262ZM88 94V95H87ZM104 96H103V95ZM110 94L112 95V94H120V95H118V96H120L119 98L120 99H122V101H120V99H118V96H116L117 97V100L120 102H118L119 103V107H118V103H115V102H117L116 101V97H115V95H112V97H110ZM122 94H124V96L122 95ZM132 94V95H131ZM171 96H170V95ZM250 94V95H249ZM60 95V96H59ZM67 95H69V96H67ZM90 95V96H89ZM107 95V96H106ZM121 95L123 96V98L121 97ZM240 95H241V97H242V100H243V103L244 102H246L245 100H246V98L248 97L247 95H249V97L247 98V102L249 103V104H247V102L246 103H244L242 106L241 105H239V104H241L242 103V100H241V98H240ZM18 96V97H17ZM64 96H67V97H64ZM97 96H98V98H97ZM114 96V97H113ZM126 96V97H127ZM153 96H155L154 97V100H153ZM157 96V97H156ZM162 96V98L160 99V97ZM244 96V97H243ZM250 96H252V98L254 99L253 101H252V99L250 98ZM25 97V96H24ZM101 99H100V98ZM106 97V98H105ZM164 97V98H163ZM195 97V98H194ZM238 97V98H237ZM258 97V98H257ZM262 97H260V98H262ZM19 98V99H18ZM63 98H65V99H63ZM67 98V99H66ZM94 98V99H93ZM150 98V99H149ZM155 98H158V99H155ZM194 98V99H193ZM240 98V99H239ZM259 98V99H260ZM69 99H71V101L74 99V101H72V102H74L75 103V105H74V110L75 111H77L78 110V107H79V109L81 110V111H79L78 112V114H79V116L76 114V112H75V114L73 115V113H71V111L70 112H68V113H70V114H68V113H66L65 111V109H68L67 111H69V109L71 110V108H61L60 106H62L63 107V105H64V103H67L68 101H66V100H69ZM85 99V98H84ZM108 99H110L113 103H111V101L109 100L108 101ZM125 99V101H123ZM164 99H166L167 101H168V103H166L165 101L166 100H164ZM170 99V100H169ZM171 99L173 100L172 102H178L179 103V105L178 106H176V110H175V108L174 107H172L173 108V110H175V112H178V113H171V112H173V110H169L168 108H170L171 109V107H169L168 106V104L169 105H171ZM193 99V100H192ZM255 99H256V101H255ZM20 100V101H19ZM29 100V99H28ZM27 100V101H28ZM78 100V99H77ZM93 100V101H92ZM99 100H101V102L99 101ZM106 100V101H105ZM126 100H128V102L130 101V103L131 104H128V102H126ZM156 100H158V101H161L160 103L159 102H156ZM163 100H164V102L165 103H163ZM22 101V102H21ZM31 101V100H30ZM64 101V102H63ZM66 101V102H65ZM70 101V100H69ZM68 102V103H72V102ZM85 101H86V99H85ZM97 101V102H96ZM107 101L110 103V104H107ZM154 102V104H153V106H156V104L158 103L159 104V107H156L157 109H159L158 111H155V112H153L151 109H150V107L153 109V107H152V104L150 105V103L151 102ZM200 101V102H199ZM238 101V102H237ZM250 101V102H249ZM257 101H259L260 102V104L257 102ZM78 102V103H77ZM79 102H81L80 104H79ZM99 102V103H98ZM121 102L123 103V109H125L126 108V106H128L129 108L131 107V108H133V110L131 111L132 113H133V111H138L137 113H138V115L136 114V112H134V114H131L130 116H129V108H126V110H128L129 112H128V114H127V112L124 110L123 111V109L121 108L120 109V107H122V106H120V104H121ZM135 102V103H134ZM138 102V103H137ZM141 102V103H140ZM150 102V103H149ZM152 102V103H153ZM156 102V103H155ZM237 102V103H236ZM254 102V103H253ZM258 104H257V103ZM31 105H30V104ZM56 103H59V104H56ZM67 103V104H68ZM94 103H96V104H94ZM98 103V104H97ZM102 104V106H103V104H104V108L101 106V104ZM135 105H134V104ZM137 103V104H136ZM145 103H147V105L148 106H150V107H147V105L145 104ZM13 104V103H12ZM67 104H66V106H67ZM69 104V105H70ZM113 104V105H112ZM116 104V105H115ZM140 104H141V106H140ZM158 104H157V106H158ZM167 106H166V105ZM237 104H238V106H237ZM247 104V105H246ZM253 104H255V105H253ZM263 104H264V101H263ZM14 105V104H13ZM17 105H16V107H17ZM77 105V106H76ZM86 105V106H85ZM96 105V106H95ZM105 105L106 106H109V105H111V106H109L110 108H111V111H110V108H108L107 110H109L110 112L108 113L107 112V110H105L107 107H105ZM122 105V104H121ZM132 105V106H131ZM163 105L167 108V112L165 113L164 112V107H163ZM244 105H246V106H244ZM257 105H258V107H257ZM10 106H12V105H10ZM57 106V108H55ZM71 106H72V104H71ZM76 106V107H75ZM115 106H116V108H115ZM142 106H143V108H144V110L146 111V110H148V109H146L145 107H147V108H149V110L148 111H146L145 113H143L140 109H142L143 110V108H142ZM241 106V107H240ZM15 107V106H14ZM64 107H65V105H64ZM103 108V110H105L106 111V113H108L107 115H106V113H105V111H103V110H100V108ZM141 107V108H140ZM258 108V109H256V108ZM54 108V109H53ZM92 108V110H90ZM94 108V109H93ZM101 108V109H102ZM136 108V109H135ZM138 108V109H137ZM259 108L261 109L260 111H259ZM56 109H57V111H56ZM61 111H59V110ZM62 109H64L63 111H64V113H62ZM87 109V108H86ZM115 109V110H114ZM120 111H122V112H124V113H126V114H124V115H128V117H126V116H123V114H121L122 112L120 111H118V110ZM162 109H164V110H162ZM177 109H178V111H177ZM246 109V110H245ZM53 110H55V111H53ZM140 110V111H139ZM143 110V111H144ZM16 111H15V115H16ZM49 111V112H48ZM73 111V110H72ZM85 111V110H84ZM88 111V110H87ZM86 111V112H87ZM96 111V112H97ZM113 111H115V113L113 112ZM117 111V112H116ZM151 111V112H150ZM160 111V112H159ZM57 112H58V114H57ZM142 112V114H140ZM249 112V113H248ZM255 112V113H254ZM30 114L29 115V117H28V115L27 114ZM55 113L57 114L56 116H55ZM62 113V114H61ZM87 113V114H88ZM115 114V116L116 117H118L119 118V113H120V116H121V118H120V122H119V119L118 118H116V117H114V114ZM117 113V114H116ZM167 113L169 114V115H174V116H167ZM241 113H243V114H241ZM246 113V114H245ZM251 113V114H250ZM257 113V118L255 117L256 114ZM260 115H259V114ZM54 115V117L56 118V120L54 119H51L52 117H51V115ZM67 114V115H66ZM109 114H111V115H113V118H112V116H110V118H109ZM247 114H249V115H247ZM63 115V116H62ZM65 115V116H64ZM76 115V116H75ZM99 115V116H98ZM106 115V116H105ZM133 115V117H131ZM140 115L142 116V124L140 125L139 123H141V121L140 122H138L137 123V121L138 120H141V119H139V118H141L140 117ZM178 115V116H177ZM255 115V116H254ZM25 118H24V117ZM59 116V118L57 119V117ZM61 116H62V118H61ZM70 118V119H72V121L71 120H68V117ZM74 116V117H73ZM138 116V117H137ZM251 116V117H250ZM261 116V117H260ZM26 117H27V119L28 118H30V119H28L29 120V123H30V121H32V123L33 122H35V123H33V124H36L35 125V127H34V125L32 124V123H26L27 125V127H28V129L25 127V122L27 121V119H26ZM33 117H36V118H33ZM125 117V118H124ZM130 117H131V119L133 118L134 120H131L130 119ZM136 117V118H135ZM155 117V118H154ZM250 117V118H249ZM24 118V119H23ZM46 118H48V117H46ZM60 118H61V120H60ZM67 118V119H66ZM105 118H106V120H105ZM109 118V119H108ZM138 118V119H137ZM150 119V121H149V119ZM255 118V120H253V119ZM11 119V118H10ZM9 119V120H10ZM33 119L35 120V121H33ZM36 119H38V120H36ZM44 119V118H43ZM86 119V120H85ZM103 119V120H102ZM125 119H130V120H127V122L128 123H130V124H128L126 121H125ZM153 119H155V120H153ZM168 119V121H166ZM7 120V118H6V123L8 122V124H9V122L10 121H12V120ZM20 120H21V126L19 127L18 126V124L20 123ZM23 120H25V121H23ZM40 120V121H39ZM58 120V121H57ZM68 120V121H67ZM74 120H75V124H74ZM77 120H79V122H77ZM83 120H85V121H83ZM100 120V121H99ZM110 120V121H109ZM81 121V122H80ZM105 122V123H103V122ZM108 121V122H107ZM112 121V122H111ZM135 121V122H134ZM143 121H144V123H145V125L147 124V126H145V125H143L144 123H143ZM153 121V122H152ZM253 121H255V122H253ZM263 121V122H262ZM18 122V123H17ZM39 122H42V123H39ZM55 123L56 122V124L55 125H57V126H55L54 124H52V123ZM63 122V123H62ZM66 122V123H65ZM67 122H68V124H67ZM158 122V123H157ZM165 122V123H164ZM222 124H221V123ZM38 123V124H37ZM43 123L45 124V126L43 125ZM60 123V124H59ZM92 125H91V124ZM98 123V124H97ZM111 125H110V124ZM136 123V124H135ZM149 123V124H148ZM156 123V124H155ZM160 123H161V125H160ZM167 123V124H166ZM170 123V124H169ZM260 123V124H259ZM43 125V127L44 128H42V126H38V125ZM65 124H67V125H65ZM76 124H79V125H76ZM81 124V125H80ZM82 124H84V125H82ZM87 124V125H86ZM91 125V126H89V127H86V126H88V125ZM162 124H164V126L162 125ZM229 126H228V125ZM232 124V125H231ZM252 124V125H251ZM262 124V125H261ZM29 125H32L31 127L29 126ZM54 125V126H53ZM75 125V127L76 128H78V130L77 129H75V127H73ZM96 125V126H95ZM99 125V126H98ZM142 125H143V127H142ZM148 125L150 126V128L148 127ZM156 125V126H155ZM168 125V126H167ZM8 126V125H7ZM59 126H60V130H59ZM62 126H63V128H62ZM97 126H98V128L99 129H97ZM110 126V127H109ZM116 127V128H114V127ZM240 126L242 127V135H240L241 134V128H240ZM254 126V127H253ZM21 127H22V129H21ZM23 127H25V128H23ZM29 127H30V129H29ZM37 127V128H36ZM55 127H58V129L57 128H55ZM71 127V129H72V131L69 129V128ZM73 127V128H72ZM81 128V130L82 131H84V128L82 129V127H86V132L83 134V137H80V128ZM148 127V128H147ZM164 127V128H163ZM213 127V128H212ZM249 127V128H248ZM250 127H251V129L253 130V132H252V130H250L249 131V129H250ZM8 128V127H7ZM39 128V129H38ZM88 128H91L90 130L88 129ZM96 128V130H98V131H95L94 129ZM100 128H102V129H100ZM104 128V129H103ZM109 128V129H108ZM119 128V129H118ZM144 128V129H143ZM160 128V129H159ZM207 128L210 130V131H208L207 130ZM211 128V129H210ZM226 128H229V129H226V130H228V133L226 134V132L225 133H223V131H221V130H225ZM244 128V129H243ZM24 129V130H23ZM31 129H33V132H32V130ZM37 131H36V130ZM40 129H43V130H41L40 131ZM89 131H88V130ZM94 130V132H93V134H92V132L91 131H93ZM118 129V130H117ZM127 129H130V131L129 130H127ZM149 129V130H148ZM213 129H215L214 131V133L212 132L213 131ZM239 129V130H238ZM25 130H27V132H25ZM28 130H29V132H28ZM54 130H56V132H54ZM61 130H62V132H61ZM69 130V131H68ZM76 130L77 131H79V133L78 132H76ZM130 133H128L127 131ZM154 130V131H153ZM212 130V131H211ZM65 131V133L67 132V134L69 135V136H66V134H64L63 132ZM206 131H208V132H206ZM217 131V132H216ZM232 131V132H231ZM246 131V132H245ZM261 131V132H260ZM32 132V133H31ZM35 132V133H34ZM37 132V133H36ZM73 132H75V133H73ZM89 132H91V134H88ZM97 132V133H96ZM199 132V133H198ZM203 132V133H202ZM240 132V133H239ZM263 132H264V130H263ZM27 133H29V135L27 134ZM33 133L35 134V135H33ZM39 133V134H38ZM46 133V132H45ZM60 133V135H57V134H59ZM82 133V132H81ZM87 133V134H86ZM129 134V135H127V134ZM221 133V134H220ZM246 133V134H245ZM247 133H248V135H247ZM17 134V133H16ZM20 134V135H19ZM39 136H38V135ZM41 134V135H40ZM64 134V135H63ZM71 134V135H70ZM76 134V135H75ZM79 134V136H77ZM87 136H86V135ZM218 134V135H217ZM222 134H223V136H225V135H227L228 137L226 138V137H223L222 136ZM225 134V135H224ZM232 134V135H231ZM254 134H255V136H254ZM31 135V136H30ZM37 135V136H36ZM44 136V138H43V136ZM51 137H50V136ZM57 135V136H56ZM125 135V136H124ZM202 135V136H201ZM220 135L222 136L221 138H218V136L220 137ZM229 135H231V136H229ZM258 135V138L260 137V140L259 139H257V136ZM260 135V136H259ZM16 135H15V137H17ZM32 137V140L33 141H31V138L30 137ZM35 136V137H34ZM53 136V137H52ZM65 136V137H64ZM70 136H75L74 138H72V137H70ZM90 136V137H89ZM114 136V137H113ZM236 136V139H234V137ZM238 136V137H237ZM21 137H23V138H21ZM25 137L27 138V141H26V139H25ZM36 137H37V139H39V138H41L42 137V139L44 140V139H47L48 140V142L47 141H45L44 143H43V141L41 142L40 141V139L39 140H36ZM57 137V138H56ZM67 137H69V140L70 141H67L68 140V138ZM240 137V138H239ZM257 139V141L254 139ZM262 137V138H261ZM49 138H51L50 139V141H49ZM62 139V140H60V139ZM65 138H67V140L65 139ZM223 138H225L226 140H228L227 142L225 141V139H223ZM228 138H230V139H228ZM234 140H233V139ZM239 138V139H238ZM253 138V140L255 141V142H257V143H255L253 140H251ZM23 139V140H22ZM41 139V140H42ZM64 139L66 140V144H65V141H64ZM80 139V140H79ZM222 140V142H221V140ZM22 140V142L24 143V145L25 146H23V148L24 147H26V148H24V150H22L23 148H22V142H20ZM223 140H224V142L225 143H223ZM230 140V141H229ZM231 140H233L234 142H232ZM28 143V145L27 146H31L30 148L28 147V149H29V151L27 150V146H26V142ZM56 141V142H55ZM63 142L64 141V146H62V145H60L61 143L60 142ZM76 141V142H75ZM54 142H55V146H54ZM104 142V143H103ZM126 142V143H125ZM229 142H231V144L229 143ZM35 144V145H37L39 148H36L37 146H35V145H33V144ZM46 143L47 144H52L51 146H49V145H47L46 146ZM60 143V144H59ZM109 143V144H108ZM235 143V144H234ZM252 143H255V144H252ZM58 144V146L63 150L62 151V153L60 152L61 151V149H59L58 150V146H56ZM77 144V145H76ZM125 144V145H124ZM217 144V145H216ZM228 144V145H227ZM76 145V146H75ZM227 145V146H226ZM236 145V146H235ZM254 147H256V149H252L251 150V148H252V146ZM258 145H260V149H259V147H258ZM35 146V147H34ZM62 146V147H61ZM224 146V147H223ZM261 146L263 147V151L261 150L262 148H261ZM42 147V148H41ZM44 147H46V148H44ZM70 147V148H69ZM225 147H226V149L229 151V152H231V151H233L234 150V154L233 155H235V156H231L232 154L231 153H233V152H231L230 153V158H228L227 159V155H225V152L226 151H224V150H226L225 149ZM250 147V148H249ZM254 147V148H255ZM258 147V148H257ZM41 148V149H40ZM57 148V149H56ZM233 148H235V149H233ZM247 148V149H246ZM40 149V150H39ZM92 149V150H91ZM182 149V150H181ZM223 149V150H222ZM26 150V151H25ZM35 150H38V151H41V152H39V153H41V154H38ZM47 150V151H46ZM60 152H58V151ZM68 151V153H66V152H64V151ZM246 150V152H248V153H243V152H241L240 153V151H245ZM250 150V151H249ZM257 150H259V151H256ZM261 150V151H260ZM23 151H25V153L23 152ZM35 151V152H34ZM45 151V152H44ZM188 151V152H187ZM228 151L226 152V153H228ZM237 151H239L238 153H237ZM252 151H254L253 153H252V155L250 154ZM45 154H44V153ZM50 152H51V155L49 156V154H50ZM55 152H56V154L57 155H55ZM171 154H170V153ZM173 152H175V154L173 153ZM186 152V153H185ZM202 152H204V153H202ZM250 152V153H249ZM258 152H260V153H258ZM37 153V154H36ZM46 153H47V155H46ZM64 153V154H63ZM125 153V154H124ZM169 153V154H168ZM194 153V154H193ZM206 153H207V155H206ZM237 153V154H236ZM256 153V154H255ZM33 154H36V156L38 155V159L36 158V156L35 155H33ZM173 154L175 155V156H173ZM177 154V155H176ZM244 155V156H240V155ZM245 154L247 155V156H245ZM249 154V155H248ZM253 154H255V155H253ZM22 155H23V157H25L27 160H28V163H32V164H30L29 165V167H28V163H27V160L26 159H21L22 158ZM25 155H27V156H25ZM53 155H55V156H53ZM125 155V156H124ZM127 155V156H126ZM167 155V156H166ZM171 155V157L170 158H166V157H168V156H170ZM223 155V156H222ZM224 155L226 156V159H225V161H224V159H223V157H224ZM253 156V158H255V162L252 164V160H254V159H252V157L251 156ZM32 156H35V157H32L33 159V161L31 160V157ZM57 156V157H56ZM83 156V157H82ZM164 156H166L165 158H164ZM179 156V157H178ZM199 156L201 157V158H203V160H204V162H203V160L200 158L199 159ZM243 157L242 159H240V157ZM249 156L251 157V158H249ZM255 156V157H254ZM260 156V155H259ZM28 157V158H27ZM52 157H54V159H52ZM60 159H59V158ZM67 157V158H66ZM124 157V158H123ZM126 157V158H125ZM177 157V158H176ZM197 157V158H196ZM248 158L247 160H248V162H247V160H246V158ZM40 158H41V160H40ZM51 158V159H50ZM59 160H61L62 161V163H61V161L59 162L58 161V159ZM123 158V159H122ZM182 160V161H180V159ZM214 158V159H213ZM225 158V157H224ZM258 158V159H257ZM36 159H37V161H36ZM67 161L68 160V162H66L65 160ZM167 161H166V160ZM178 159V160H177ZM186 159V160H185ZM206 159V160H205ZM208 159V160H207ZM229 159H230V161H229ZM249 159H251V160H249ZM262 160L261 162H257V161H260V160ZM22 160V161H21ZM26 160V161H25ZM31 160V161H30ZM126 160H127V162H126ZM175 160V161H174ZM191 160V161H190ZM212 160H213V162H212ZM241 160V161H240ZM242 160H243V164H240V163H242ZM257 160V161H256ZM40 161H41V163H40ZM56 161V162H55ZM169 161V162H168ZM184 161V162H183ZM209 161V162H208ZM240 161V162H239ZM46 162V163H45ZM49 162V163H48ZM53 162H54V164H57V165H55L56 167L55 168H57V170H58V168H60L58 171H56V169H54L53 168V166L54 165H52L53 164ZM64 162H66V163H69V164H64ZM167 162H168V164H167ZM189 162V163H188ZM223 162H226V166L223 164L222 165V163ZM246 162H247V164H246ZM250 162V163H249ZM257 162V163H256ZM22 163V164H21ZM35 163V164H34ZM48 163V164H47ZM95 163H97V164H95ZM164 163V164H163ZM196 163V164H195ZM16 164V165H17ZM83 164V165H82ZM165 164H166V166L167 165H169V166H165ZM189 164H192V165H190L189 166ZM200 164V165H199ZM201 164H203V165H201ZM207 164V165H206ZM249 164L252 166V168H248V166H249ZM256 164H258V165H256ZM33 165H34V168L36 169V167L38 166L39 167V169H45L46 171L48 170L49 171V167H50V169L52 170V171H49V172H51L50 174H49V172H48V174H47V172L43 169V171H42V169H41V171L40 170H37L38 169V167H37V169H36V171L34 170L33 171ZM36 165V166H35ZM69 165V166H68ZM164 165V166H163ZM179 165H182L183 167H181V168H184V169H187V167H188V170H186L187 172L185 173V170H183V169H180V166ZM187 167H186V166ZM239 165V166H238ZM244 165H248L247 167L246 166H244ZM30 166H32V167H30ZM44 166V167H43ZM58 166V167H57ZM60 166V167H59ZM66 166V167H65ZM82 166V167H81ZM171 166H172V168H171ZM173 166H174V169L175 170H179V171H181V172H176L175 170V173H179V175H180V177H179V175L178 174H175V173H172L173 172ZM177 166V167H176ZM223 166H224V168H223ZM48 167V168H47ZM66 168V170H65V168ZM69 167V168H68ZM79 167H81L82 169H84L83 171L81 170V168H79ZM166 167V168H165ZM170 169H169V168ZM204 167V168H203ZM238 167V168H237ZM246 167V168H245ZM29 168V169H28ZM63 168V169H62ZM78 168V169H77ZM126 170H125V169ZM178 168V169H177ZM207 168H209V169H206ZM214 168H215V170H214ZM216 168H218L217 170H216ZM227 168V169H226ZM18 169L20 170V168L18 167ZM71 169V171H69ZM151 169H153V171L151 170ZM168 171H167V170ZM205 169V170H204ZM238 169V170H237ZM244 169H245V171H247V173L248 172H250L249 173V175L248 174H246V172L244 171ZM258 169V168H257ZM259 169V170H260ZM32 172H31V171ZM79 170V171H78ZM191 170H192V172H191ZM235 170V171H234ZM236 170H237V172H236ZM239 170H243V172H245V174H246V176H245V174L244 173H242V171H239ZM249 170V171H248ZM54 171V172H53ZM58 172V173H56V172ZM155 171V172H154ZM158 171V172H157ZM182 171H184V172H182ZM262 171V170H261ZM263 171H264V169H263ZM34 172H35V174H34ZM37 172V173H36ZM39 172H40V174H39ZM42 172H43V174H44V176H43V179H42V177L41 178H39L40 176H42L43 174H42ZM46 172V173H45ZM62 172V173H61ZM76 172V173H75ZM110 172V173H109ZM190 172V174H188ZM207 172V173H206ZM220 172V173H219ZM224 172H226L224 175H223V173ZM242 173L243 174V179L241 178V176H239L240 177V179H242V180H240V179H237V182H238V180L240 181V184L244 181V183H242L243 185H244V187H243V185H241L240 186V188H244V190L246 189V190H248L249 192H246L247 194H249L250 193V195H253L252 197L255 199V200H252V197L250 196V199L247 201V199L248 198H243L244 197V194H243V190L242 189H239V185L237 186V185H234V186H232V184L234 183L235 184V182H236V178H238V177H236L235 176V174L236 173ZM260 172V173H259ZM25 173V174H26ZM55 173V174H54ZM60 173V174H59ZM66 173H69L70 174V176L68 175V174H66ZM149 173V174H148ZM185 173V174H184ZM209 173V174H208ZM240 173V174H241ZM38 174V176H36ZM124 174V175H123ZM177 175V177H179L180 178V181H179V179L178 178H176V176L175 175ZM207 174V175H206ZM211 174V175H210ZM260 174H262V175H260ZM31 175V176H30ZM52 176V177H49V178H46L45 179V177L46 176ZM56 175V176H55ZM67 177H66V176ZM203 175V176H202ZM239 174H237V176H238ZM248 175V176H247ZM251 175V178L254 176V177H256V178H254V180H253V178H252V180H250L249 181V179H250V176ZM258 175V176H257ZM21 176H23V177H21ZM29 177L30 179H28V181H26V177ZM65 176V177H64ZM72 176H73V179H72ZM154 177V179H153V177ZM174 176H175V178H174ZM200 176V177H199ZM260 176V177H259ZM38 177V179H39V181L40 182H42L41 180H46L45 182H46V184H44L43 183V185H41V187H40V182H37V178ZM70 177H71V180H70ZM152 177V178H151ZM208 177H209V179H208ZM235 179H234V178ZM262 177H263V179H262ZM22 178V179H21ZM53 178V179H52ZM260 178V179H259ZM36 179V180H35ZM41 179V180H40ZM54 179H55V182H54ZM175 181H177V182H174V180ZM206 180V181H203V180ZM234 179V180H233ZM247 179V180H246ZM256 179H258V182H259V180H261V182H256L257 180ZM31 180V181H30ZM49 180V181H48ZM160 180V181H159ZM163 182H162V181ZM182 180V181H181ZM33 181H35V182H33ZM57 181V182H56ZM67 181V182H66ZM70 181V182H69ZM71 181H75L74 182V185L71 183ZM153 181H155L156 183L155 184H153L154 182ZM193 181H196V183L197 184H195ZM207 181H209V183L207 182ZM31 182V183H30ZM50 182V183H49ZM61 182H63V183H65L64 185H63V187L65 186V189L63 188V189H61L62 188V186L60 185V187L59 186H57V185H59ZM149 182H153V183H151L154 187H152V185L149 183ZM175 183L174 185H173V183ZM201 182H203V183H201ZM214 182V183H213ZM236 182V183H237ZM247 182H248V184H247ZM38 183H39V185H38ZM59 183V184H58ZM160 183H161V185H160ZM163 183V184H162ZM184 183V185H182ZM188 183V184H187ZM189 183H191V186H193V187H190V184ZM193 183V184H192ZM230 183V184H229ZM232 183V184H231ZM260 183L262 184V185H260ZM42 184V183H41ZM50 184H52V185H50ZM53 184H54V186H53ZM55 184H57V185H55ZM72 184V185H71ZM177 184V185H176ZM217 184H218V186H219V188H217ZM222 184V185H221ZM66 185H68V188H67V186ZM71 185V186H70ZM156 185V186H155ZM160 185V186H159ZM164 187H163V186ZM170 185V186H169ZM171 185H173V187H174V189H173V187L171 186ZM180 185V186H179ZM195 185H197V187L194 189V187H195ZM200 185V186H199ZM209 185V186H208ZM212 185H214V188H216V195H214L213 193H215V191H214V189H212L211 190V188H213V186ZM225 185H227V186H225ZM229 185V186H228ZM30 186V185H29ZM35 186V187H36ZM53 186V187H52ZM56 186V187H55ZM158 186V187H157ZM162 186V187H161ZM165 186H166V188H165ZM170 188H169V187ZM181 187V190L183 189L184 190V192L186 193V191L189 189V191H188V194L189 195H191V194H193V195H191V196H193L192 197V199H190L191 198V196H187L186 197V195L187 194H185L183 191H182V193H181V191H179L178 192V190H180V188L179 187ZM184 186H187V187H185L184 188ZM216 186V187H215ZM246 186H247V188H246ZM34 187V188H35ZM161 187V188H160ZM227 187H229L228 188V191H227ZM26 189H27V187H25ZM57 188H59V189H61V190H56ZM76 188H78V189H76ZM152 188H154L153 189V191H152ZM155 188H157V189H155ZM169 188V189H168ZM171 188H172V190H171ZM178 190H177V189ZM187 188V189H186ZM198 188V189H197ZM225 188V189H224ZM236 188V189H235ZM238 188V189H237ZM261 188V189H260ZM66 189H68V190H66ZM71 189H72V192H70V194L68 195V192L69 191H71ZM166 189V190H165ZM185 189H186V191H185ZM191 189H193L192 190V192H190L191 191ZM33 190V193L31 192V191ZM52 190V191H51ZM54 190H56V191H54ZM159 192H158V191ZM164 190H165V192H164ZM174 190V191H173ZM177 190V191H176ZM242 190V191H241ZM28 193H27V192ZM50 191V192H49ZM64 193V194H62V192ZM68 191V192H67ZM99 191V192H98ZM110 191H111V193H110ZM156 191H157V193H156ZM170 191V192H169ZM211 191H213V192H211ZM218 191H220L219 193H218ZM222 191V192H221ZM232 191V192H231ZM240 191L242 192V194L240 193ZM19 192V191H18ZM17 192V190H16V193H18ZM31 192V193H30ZM52 192V193H51ZM55 192V193H54ZM61 192V193H60ZM66 192H67V195L69 196V198L71 197L72 199L70 200L69 198H67L68 196H66L65 194H66ZM169 194V195H167L166 197H164L165 195L163 194ZM209 192V193H208ZM42 193L44 194V195H42ZM51 193V194H50ZM155 193V194H154ZM173 193H176L175 194V196L173 195ZM179 193H180V195H179ZM184 193V196H182V194ZM196 193V194H195ZM221 193V194H220ZM253 193V194H252ZM50 195V197H49V195ZM74 194V195H73ZM152 194H153V197H152ZM178 194V195H177ZM231 195V200H229V196ZM238 194H241L242 196L240 197V198H238L240 195H238ZM257 194V195H256ZM261 194V195H260ZM27 195V196H26ZM45 195H47V196H45ZM52 195V196H51ZM71 195V196H70ZM95 195V196H94ZM160 195V196H159ZM195 195V196H194ZM232 195H234V198L237 200H235L233 197H232ZM258 195H260V196H258ZM31 197V196H33V197H31V198H33V200H31V199H29V197ZM42 196V197H41ZM154 196H155V199H153L154 198ZM164 198H163V197ZM182 196V197H181ZM226 196H228V198L226 197ZM245 196H246V194H245ZM248 196V195H247ZM257 196V197H256ZM37 199V200H35V198ZM45 199H44V198ZM66 199V203H65V199ZM169 197V198H168ZM175 197V198H174ZM181 197V198H180ZM185 197H186V199H188L189 201H190V203H193L192 205H190V203H189V201L188 200H186L185 199ZM190 197V198H189ZM198 198L197 199V203H194V202H196V201H191V200H196V198ZM249 197V196H248ZM258 197H259V199H258ZM43 198V200H41ZM49 198V199H48ZM51 198V199H50ZM195 198V199H194ZM205 198H206V200H205ZM226 198H227V201H229V203L232 201V200H234V201H236L237 203H236V205H230V204H232V203H234L235 204V202L234 201H232L230 204L226 201ZM233 198V199H232ZM258 200H257V199ZM263 198V199H262ZM70 201H69V200ZM75 199V200H74ZM156 199H158L157 201H156V203H155V200ZM161 199V200H160ZM179 199V200H178ZM186 202V203H188V208H189V210H188V208H187V206H186V208H185V202H183V200ZM39 200V204H36V203H38L37 201ZM57 200V201H56ZM62 200V201H61ZM68 200V201H67ZM92 200V201H91ZM165 200H166V202H165ZM170 200V201H169ZM240 200V201H239ZM245 200L247 201V202H245ZM40 201H43V202H41L42 204H43V206H42V209L40 208L41 206H39L40 205ZM50 201V203H51V205H50V203H48ZM75 201V202H74ZM77 201V202H76ZM199 201H201V202H199ZM206 201V202H205ZM210 201H211V203H210ZM217 201H219V202H217ZM227 203H226V202ZM256 201V202H255ZM36 202V203H35ZM61 202V203H60ZM80 202V203H79ZM154 202V203H153ZM164 202V203H163ZM254 203L255 202V204H256V207H258V211L257 210H255L256 208H254L253 206H255L254 204L253 205H251V207H250V204H249V207L250 208H246V206H247V204H245V203ZM258 202V203H257ZM53 203V204H52ZM163 203V204H162ZM216 203V204H215ZM218 203H220V205L218 204ZM223 203V204H222ZM225 203V204H224ZM261 203V204H260ZM33 204H35V205H33ZM49 204V205H48ZM64 204V205H63ZM71 204H73V205H71ZM111 204V205H110ZM158 206L159 208H160V210H159V212H161V210H164L163 208H165V211H162L163 212V214L161 213H159L158 212V207H157V211H156V207L154 206ZM157 204V205H156ZM162 204V205H161ZM170 205V207H169V205ZM176 204V205H175ZM180 204V205H179ZM181 204H183L184 206L182 207L181 206ZM202 204V205H201ZM204 204H206V205H204ZM208 204H210V205H208ZM218 204V205H217ZM227 204V205H226ZM241 204V205H240ZM257 204L259 205H261V206H257ZM53 205V206H52ZM95 205V206H94ZM111 206V208L109 207V206ZM197 207H196V206ZM208 205V206H207ZM223 205V206H222ZM228 205H230L231 207V209H229V207L227 208V206ZM39 207V209H38V207ZM50 208H49V207ZM56 206V207H55ZM59 206V207H58ZM63 206V207H62ZM114 206H116V207H114ZM162 208H161V207ZM179 206H181V207H179ZM189 206H192V207H189ZM207 206V207H206ZM234 206L236 207V208H234ZM237 206H238V208H239V206H241L239 209H241L242 210V212L243 213H245L246 211H247V213L246 214H244L243 215V213L241 212V210H239L238 208H237ZM242 206H243V209H242ZM263 206H264V204H263ZM46 207H48V208H46ZM53 207V209L55 208L56 209V211L55 210H53V209H51ZM65 207V208H64ZM195 208V210H193L194 208ZM205 207V208H204ZM215 207H217L216 209H215ZM234 209H236V211L235 210H232L233 208ZM260 207V208H259ZM47 210H46V209ZM64 208V209H63ZM67 208V209H66ZM69 208V209H68ZM71 208V209H70ZM169 209V211L171 210V212H168V210L167 209ZM192 208V209H191ZM196 208H197V210H196ZM203 208H204V210H203ZM254 210H253V209ZM38 209V210H37ZM59 211H58V210ZM115 211H114V210ZM185 209V211H183V210ZM187 209V210H186ZM208 209V210H207ZM211 209V210H210ZM230 210V212H228L227 210ZM246 209V210H245ZM64 210V211H63ZM87 210V211H86ZM182 210V211H181ZM203 210V211H202ZM210 210V211H209ZM215 212H214V211ZM231 210H232V213H233V215L231 214ZM239 210V212L237 213V211ZM250 210V211H249ZM251 210H253V211H251ZM58 211V212H57ZM60 211H62V212H60ZM67 211V212H66ZM177 213H176V212ZM188 211H190V212H188ZM196 211L197 212H199V216H198V213H197V215L195 214L196 213ZM207 211H209V212H207ZM218 211H219V213H218ZM235 211V212H234ZM256 211V213H254ZM49 212V213H48ZM65 212V213H64ZM86 212V213H85ZM167 212V213H166ZM184 212V213H183ZM192 212V213H191ZM210 212H213V213H210ZM34 213V214H33ZM38 213L41 215V212H36V214L38 215ZM83 213H85V214H83ZM127 213V214H126ZM170 213V214H169ZM201 213H207V214H201ZM229 213V214H228ZM235 213H237V214H235ZM242 213V214H241ZM253 213V214H252ZM261 213H262V211H261ZM113 214V215H112ZM169 214V215H168ZM210 214H211V216L213 217H211L210 219L209 218H207V216L209 215V217H210ZM243 216L242 217V219H244V217H246L245 218V220H241V215ZM248 214V215H247ZM22 215V214H21ZM64 215V216H63ZM170 215L173 217L172 219L170 218ZM174 215V216H173ZM191 215V216H190ZM200 215H202V218L200 217ZM205 215V216H204ZM235 215V216H234ZM236 215H238V216H236ZM52 216H53V218H52ZM58 216V217H57ZM60 216H61V219H60ZM196 216H198L197 218H196ZM203 216H204V219H203ZM230 216V217H229ZM234 216V217H233ZM67 217H69V218H67ZM112 217V218H111ZM141 218V222H140V220L139 221H137L135 218ZM174 217H176V218H174ZM207 219H206V218ZM50 218V219H49ZM121 218V219H120ZM193 218H194V220L196 221V223L194 224V220H193ZM196 218V219H195ZM201 220V219H203L204 220V222H200L199 221V219ZM51 219H52V221H51ZM56 219H58V220H56ZM124 219V220H123ZM171 219V220H170ZM176 221H175V220ZM182 219V220H181ZM192 219V220H191ZM206 219V220H205ZM249 219L250 220H252V221H254L253 223H251V228H249L250 230H249V234H247V236H245L244 238H245V240L243 239V242H244V244L242 243L241 245L240 244H237V243H235V244H237L236 245V247H235V244H233L234 245V247L231 245V247H233V249L232 248H230V246H228V248L227 249H223V245H222V243H223V239H225L226 238V236H227V232L229 231V233H232V234H235V235H233V236H236V237H239L240 236V234H241V232H242V234H243V232H244V230L245 231H247V228H248V226L250 225V222H248L247 223V221H249ZM262 219H263V221H262ZM47 222H46V221ZM50 220V221H49ZM53 220H54V222L55 223H53ZM75 220H77V222H79L78 224H77V226H76V224L75 223H73ZM97 220V221H96ZM116 220V221H115ZM238 220V221H237ZM242 222H241V221ZM261 220V221H260ZM113 221V222H112ZM121 221H120V223H121ZM171 221H173V223L171 222ZM179 221H180V223H179ZM191 221H194L193 223H192V225H191ZM247 223V224H249L248 226H246V224H245V222ZM29 222V221H28ZM49 222V223H48ZM50 222H52V224L51 225H49L50 224ZM76 222V221H75ZM90 222H94L93 224H90ZM131 222V223H130ZM175 222H177V223H179V224H177V225H173V224H176ZM244 222V223H243ZM255 222H257V224H254ZM60 223V222H59ZM69 223H70V226H69ZM106 223H110L109 225H110V227L109 228H107L106 229V227H108V224H106ZM120 223L118 222L117 224L115 223L114 225L117 227H115L114 225H112V227L114 226V228H116L115 230H117L118 231V227H120ZM143 223V224H142ZM182 223V224H181ZM207 223H209V224H207ZM55 224V225H54ZM72 224V225H71ZM74 224V225H73ZM89 224H90V226H89ZM100 224H104V227L103 226H101ZM119 224V225H118ZM131 224V225H130ZM193 224H194V227H192L193 226ZM198 224V225H197ZM206 224V225H205ZM242 224H244V225H242ZM30 225H31V222H30ZM34 225H35V223H34ZM60 225V224H59ZM106 225V226H105ZM178 225L181 227H178ZM210 225V226H209ZM212 225V226H211ZM240 225H241V227H240ZM253 225H255V226H253ZM66 226V227H65ZM68 226V227H67ZM94 226V227H93ZM97 226V227H96ZM187 226V227H186ZM188 226H189V228H188ZM197 226V228H195ZM203 226V227H202ZM209 226V227H208ZM245 226V227H244ZM54 227V228H53ZM70 227V228H69ZM205 227V229H207L206 227H208V229H207V233H206V230H205V235H204V230L203 229H201V228H204ZM240 227V228H239ZM247 227V228H246ZM253 227H254V229H253ZM99 228H101L100 229V231L102 230V232H104L103 234L101 233V235L99 234L100 232L98 231L99 230ZM175 228H177V229H175ZM242 228V229H241ZM244 228V229H243ZM263 228V229H262ZM84 229H82L81 228V230L83 231ZM96 229V230H95ZM131 229V230H130ZM140 229V230H139ZM143 229V228H142ZM180 229H183V230H180ZM189 229H193V230H196V232H195V234L198 232H202L203 231V234H201V235H204V239L202 240V241H198V238H197V244L195 243V239L196 238H194L192 235H191V233H190V231H189ZM252 229V230H251ZM256 229V230H255ZM80 229H79V232L81 231ZM106 230V231H105ZM112 229H110L109 231H111ZM115 230H113L114 232L113 233H115L116 231ZM130 232H129V231ZM192 230V231H193ZM198 230V231H197ZM259 231L260 233L259 234H261L262 233V235H259V234H257L256 232H254V233H256L255 235H257V236H254L253 235V231ZM261 230V231H260ZM47 231H50V230H48L47 229ZM73 231V230H72ZM86 231V230H85ZM123 231V230H122ZM121 231V232H122ZM137 231H139V234H138V232ZM168 231L166 232L167 233V235L170 233L171 234V232H169L168 233ZM191 231V232H192ZM208 231H209V233H208ZM231 231V232H230ZM239 231H241L240 233H239ZM77 232H78V228H77ZM78 232V234H79V236H81V234L83 233V232H81V234ZM88 232H86V234L85 233H83V235H86L87 236V233ZM98 233V235H96V236H94L95 235V233ZM119 232H120V230H119ZM119 232L118 233H115V234H118L119 235ZM133 232V233H132ZM235 232H238L237 234L238 235H236V233ZM54 233V232H53ZM61 233H63V232H61ZM91 233V234H90ZM96 233V234H97ZM123 233V232H122ZM166 233H165V235H166ZM176 233V232H175ZM198 233L196 234V235H198ZM55 234V233H54ZM183 234L182 235H180V236H182L183 237ZM241 234V235H242ZM114 235V234H113ZM112 235V236H113ZM120 235H121V233H120ZM135 235V236H134ZM171 235H173V234H171ZM201 235H198L197 237H201ZM221 235V236H220ZM229 235V238H227V239H229V240H231L230 239V234H228ZM249 235V236H248ZM97 236H98V238H97ZM112 236H108V238L110 239V242H112L111 240H113L112 238H110V237H112ZM169 236L170 235H168L167 237L168 238H166V239H168L169 240ZM179 236V237H180ZM252 236V237H251ZM264 236V235H263ZM88 237V236H87ZM103 238H104V240H105V237L104 236H102ZM171 238H172V236H170ZM175 237H176V234H174V236H173V238H174V241L176 242V240H179L180 238H182V237H180V238H178L177 237V239H175ZM203 237V236H202ZM202 237L201 238H199V239H202ZM228 237V236H227ZM236 237H234V240L236 241L238 238H236ZM249 237V238H248ZM94 238H91V240L92 239H94ZM107 238V237H106ZM108 238H107V240H108ZM136 239V240H140L141 241V238L140 239ZM232 239H233V237H231ZM249 240H248V239ZM257 238V240L258 241H260V243L258 242V243H256V244H260L262 247H264V240L262 241V239H263V237H262V239H258ZM77 239V238H76ZM75 239V240H76ZM80 239V238H79ZM88 239H89V237H88ZM147 239V241H149ZM162 239H160L161 241H162ZM222 239V240H221ZM103 240V239H102ZM103 240V241H104ZM135 240V241H136ZM146 240V239H145ZM167 240V241H168ZM173 239H171L170 241H168V243H170L171 241H172ZM182 240H183V238H182ZM182 240H180V241H182ZM226 240V239H225ZM252 240V241H251ZM89 241H90V239H89ZM109 241V240H108ZM140 241H138L139 242V245L141 244L142 245V243H143V241L140 243ZM166 241V240H165ZM222 241V242H221ZM261 241H262V243H263V245L261 244ZM105 242V241H104ZM109 242V243H110ZM117 242V240H115L114 242H113V244H111L112 245V247L113 246H115L116 247V244L118 243H116ZM137 242V241H136ZM137 242V243H138ZM149 242V243H150ZM155 242V243H154ZM163 242V241H162ZM219 242V243H218ZM221 242V243H220ZM248 244H247V243ZM252 242H253V244H252ZM257 242V241H256ZM109 243H104L105 245H107V244H109ZM136 243V244H137ZM144 243H146V241H144ZM148 243V242H147ZM149 243L148 244H146V245H149ZM165 243H167V242H165ZM167 243V244H168ZM175 244L173 241L171 242V244ZM180 243V242H179ZM202 244L201 246L199 245V244ZM109 244V245H110ZM122 244H121V246H122ZM135 243L133 244V245H136ZM164 244V243H163ZM162 243H161V246L163 245ZM182 244H183V241H182ZM194 245V247H193V245ZM92 245V244H91ZM94 245L95 244H93L92 246L94 247ZM103 246L102 248H104V247H106V246ZM109 245H108V248L106 249L107 251H109ZM123 245V249L124 250H126L127 251V249L129 248L128 247V245L127 246H124ZM139 245H138V247H139ZM144 245V244H143ZM165 245V244H164ZM177 245H179L177 248H179L180 247V244H177ZM197 247H196V246ZM208 245H210V247H208ZM215 245V246H214ZM247 245V246H246ZM260 245H257V248H256V246H255V244H254V247L256 248V253L254 252V254L252 253V256H255V259H254V257L253 258H250V254L248 253V255L246 256L247 258H243V260L245 261L246 259V262H244L243 260H240V263L242 264L243 262V264H250L251 263V259L252 260H256L257 258L259 259V261H260V259H261V262H262V260H264L263 258H262V255L264 256V248H263V250H262V247L260 246ZM82 246V244H80V247ZM137 246V245H136ZM145 246V245H144ZM150 246V245H149ZM152 246H150L151 247V249H154ZM160 246V245H159ZM159 247L161 250H162V247ZM170 246H172V245H170ZM183 246V245H182ZM181 246V247H182ZM212 246V247H211ZM243 246H245V247H243ZM137 247V248H138ZM148 247V246H147ZM174 247V246H173ZM176 247V246H175ZM192 247V248H191ZM219 247V248H218ZM222 249H221V248ZM259 247V248H258ZM83 248H86V247H83ZM89 248V247H88ZM102 248L100 249V250H102ZM111 248V247H110ZM117 248V250H120L121 249V247L119 246V244H118V246L116 247ZM115 248V249H116ZM165 248V247H164ZM163 248V249H164ZM166 248H167V250H168V248H170V247H168V246H166ZM184 248V247H183ZM234 248H236V249H234ZM242 248V249H241ZM243 248H244V251H242L243 250ZM253 248V247H252ZM251 248V249H252ZM113 249V248H112ZM112 249L109 251V252H111L112 251ZM159 249V250H160ZM199 249V250H198ZM221 249V250H220ZM230 249H231V251H230ZM257 249H258V251H259V253H257ZM262 250V252L263 253H261V250ZM114 250V249H113ZM123 250V251H124ZM130 250V249H129ZM149 250H150V248L147 250V252H149ZM155 250H157V252H155V256H159L158 255V248L157 249H155ZM155 250H153V251H155ZM160 250V252L162 253V252H165L166 250H164V251H161ZM171 250H174V249H171ZM176 250V249H175ZM182 249H180L178 252H180ZM226 250V251H225ZM235 250H236V252H238V255H237V253L235 252ZM241 250V251H240ZM249 250V251H248ZM253 250H254V248H253ZM252 250V251H253ZM103 251V250H102ZM105 251V250H104ZM151 251V250H150ZM152 251V252H153ZM170 251V250H169ZM196 251H194V252H196ZM220 251H222L221 253H220ZM223 251H225L224 253H223ZM240 251V252H239ZM100 252V251H99ZM109 252H108V254H109ZM173 252V251H172ZM178 252H177V254H178ZM183 251H181V253H182ZM191 252V251H190ZM193 252V251H192ZM116 253L117 254H119L118 253V251H116ZM120 253H121V251H120ZM174 253V252H173ZM172 253V254H173ZM188 253V252H187ZM202 253V252H201ZM207 253V254H206ZM212 253V254H213ZM223 253V254H222ZM240 253V254H239ZM106 254V253H105ZM111 254H113L114 255V251H113V253L111 252L109 255V257H111ZM116 254V255H117ZM160 254V253H159ZM236 254V256L234 257L233 255H235ZM262 254V255H261ZM112 255V256H113ZM152 255H153V253H152ZM166 256H167V253L165 254ZM174 255H176V252H175V254ZM197 255V254H196ZM199 255H200V253H199ZM198 255V257H199V260H200V257L201 256H199ZM205 255H202V258H203V256H205ZM220 255H222V256H220ZM259 255V256H258ZM260 255H261V257H260ZM106 256H108V255H106ZM120 255H118V257H119ZM122 256V255H121ZM124 256V255H123ZM164 256V255H163ZM169 256V255H168ZM172 256V255H171ZM249 256V257H248ZM251 256V257H252ZM258 256V257H257ZM113 257H117V256H113ZM117 257V258H118ZM170 257V256H169ZM169 257H167V258H169ZM196 257V256H195ZM197 257V258H198ZM231 257V258H230ZM238 259H237V258ZM257 257V258H256ZM165 258V257H164ZM193 258H194V256H193ZM201 258V259H202ZM250 258V260L248 261V259ZM118 259H120L121 260V257L120 258H118ZM162 259V258H161ZM229 259H231V260H229ZM119 260V262H121V261H123V260H121L120 261ZM127 260H130V259H127ZM163 260V259H162ZM165 260V259H164ZM193 260V259H192ZM196 260V259H195ZM166 261H167V259L164 261L165 263H166ZM228 261V262H227ZM249 263H248V262ZM130 262V261H129ZM154 261H152V263H153ZM233 263L232 264H234V261H232ZM253 262V261H252ZM254 262H256V261H254ZM133 263V262H132ZM131 263V264H132ZM151 263V264H152ZM163 263V262H162ZM186 263V262H185ZM189 263V261L186 263V264H188ZM197 263V262H196ZM231 263V262H230ZM229 263V264H230ZM120 264V263H119ZM121 264H124L123 262H121ZM126 264V263H125ZM129 264V263H128ZM190 264V263H189ZM193 264H195V261H193ZM198 264V263H197Z\"/></svg>","mask_w":264,"mask_h":264},{"label":"bare ground","instance_id":"obj_2","mask_svg":"<svg viewBox=\"0 0 264 264\" xmlns=\"http://www.w3.org/2000/svg\"><path fill=\"white\" fill-rule=\"evenodd\" d=\"M8 1H9V0H8ZM8 1H7V2H8ZM15 1H16V2H19L20 0H18V1L15 0ZM15 1H13V0L11 1V0H10V2L8 3V6H9V4H10L11 2H13V4H14L13 8H14L15 10L17 9L18 11L16 12L15 10H13L12 7H11V9L16 13V14H15V13L13 12L15 15H17V13H18V16H16V17H19V12L21 13V11L23 10L24 7L22 6V7H23V8H21L22 10H20V8L18 7L20 4H19L18 6H16L17 4H16ZM31 1H32V0H29V1H28V0H27V1H26V0H25V1H24V0H21V2H22V3H25V4H26V2L29 3V2H31ZM42 1L45 3L46 0H45V1L42 0ZM42 1H41V0H37V4H38V2L41 3V5H40L39 8H40V9L42 8V9H41L42 11H41L40 9H39V10H40V11H39L38 8H35V5H37V4H36V1H33V2L35 3V5H34V6L32 5L31 7H33L32 9H33V11L35 12V14H37V12L39 13V15H42L43 13L45 14L46 12H45V10H44V9H45L44 7L49 6L48 8H50V6L53 5V3L49 2V0H48L49 3H48V2H47L48 4L45 3L47 6H46V5L44 6V3H42ZM55 1H56V0H55ZM62 1L64 2V0H62ZM68 1H69V0H68ZM91 1H92V0H91ZM91 1H89V4H88V5H90V6H91V4H92V3L90 4ZM105 1H106V0H105ZM105 1H104V2H105ZM109 1H110V0H109ZM114 1H115V0H114ZM118 1H119V4H117V6H118L117 8L119 9V7L121 6L122 3L120 2V0H118ZM125 1H126V0H124V2H125ZM129 1L131 2V0H128V2H129ZM151 1H152V0H151ZM151 1H150V0H147L146 2H148L147 4L149 5ZM153 1H154V2H153ZM153 1H152V3H154V5L151 6V7L156 8V7L159 5V3L164 2V1H167V0H163V1H161V2H160V0H159V3H158V2H155V0H153ZM156 1H157V0H156ZM172 1H174V0H172ZM195 1H198V0H195ZM211 1H214V0H211ZM215 1H216V0H215ZM215 1H214V2H215ZM223 1H226V0H222V2H223ZM235 1H236V0H235ZM239 1H240V0H239ZM3 2H4V0H3ZM5 2H6V1H5ZM33 2H32L31 4H34ZM92 2H93V1H92ZM97 2H98V1H97ZM97 2H95V4H92V5H95V7H98L100 4H97ZM99 2H100V1H99ZM130 2H129V3H130ZM136 2L139 3V2H141V0H139V2H138V0H137ZM143 2H145V1L143 0ZM169 2H170V0H169ZM186 2H187V1H186ZM193 2H194V1H193ZM208 2H209V1H208ZM214 2H213V3H214ZM236 2H237V1H236ZM50 3H51V5H50ZM65 3H66V2H65ZM86 3H88V0H86V2L83 3V4L86 6ZM101 3H103V2H101ZM105 3H107V2H105ZM105 3H104V4H105ZM116 3H117V2H116ZM129 3H127V4H129ZM134 3H135V2H134ZM134 3H133L132 5H134ZM137 3H135L134 6L136 7V6L138 5V6H140V7H136V8H137L136 10H138V9L141 8V3H139V4H137ZM152 3H151V5H152ZM155 3H158V5H156ZM165 3H167V5H168V2H164L163 4L161 3L160 5H164ZM177 3H178V2H177ZM181 3L184 5V2H180L179 4H181ZM211 3H212V2H211ZM216 3H217V4H216ZM220 3H221L220 1H219V3H218V1H216L214 4H216V6H217V5L220 4ZM0 4H3V3L0 2ZM4 4H5V3H4ZM4 4L0 6L1 12H3V6H4ZM55 4H56V5H54V6L57 7V3H56V2H55ZM60 4H61V3H60ZM60 4H59V5H60ZM96 4H97V5H96ZM125 4H126V3H125ZM127 4H126V6H127ZM143 4H144V3H143ZM145 4H146V3H145ZM171 4H172V3H171ZM173 4H174V3H173ZM182 4H181V5H178V7H177V6H176V7L174 6L175 9L177 8V9H176L177 12H178V8H180V10H179L178 13L185 12V11H183L184 8H185V10H186L187 8L190 9V7H191V6H190V7H187V8H186V6L184 5L185 7L183 8V5H182ZM187 4H188V2L186 3V5H187ZM204 4H205V3H204ZM224 4H225V3H224ZM236 4H237V3H236ZM236 4H235V5H236ZM238 4H239V3H238ZM5 5H7V4H5ZM10 5L12 6V4H10ZM63 5H64V4H63ZM63 5H62V6H63ZM84 5H83V7H84ZM101 5H102V4H101ZM105 5H107L106 8H105V6H103V5H102V7L100 6V9L102 10L101 13H102L103 15L99 14V13H100L99 11H96V12H95V10H94L93 8H91L92 6H91V7L89 6V8H90L91 10L93 9V13L95 12L94 15H97L96 13L99 12V13H98L99 17H100V15H101V16H103V17H100V18H103V19H104V16H105V19H107V17H109V16L111 15L113 20L110 18V19L112 20V21H111V20L108 18V21H111L115 26H117V27H118V28L116 27L117 30L119 29V25H120V27H123L125 24L122 23V22H120V19H121V18L118 19V22L124 24L123 26H121V24H117V23H118L117 21H116L117 23H115V21H114V16H119V15H114V14H116V13L109 14V12H111V13L113 12V9L115 8L114 5H113V4H112V5H111V4L108 5V3L105 4ZM130 5H131V4H130ZM155 5H156V7H155ZM160 5H159V6H160ZM210 5H211V4H210ZM212 5H213V4H212ZM212 5H211V6H212ZM41 6H43V7H41ZM62 6H61V8H62ZM112 6H113V7H112ZM164 6H165V5H164ZM168 6L170 7V4H169ZM168 6H166L164 9H168V10L170 9V11L172 12V13H170V14L167 13L168 10H167L166 13H165V10H163V7H162L161 10H160L161 7H160L159 9H157V10H159V11H162V10L164 11V12H160V13H161L160 15H161V16L164 15L165 18L167 19L166 21H168L172 15H176V14H174L176 11L174 10L175 12L173 13V10H171V9H174L173 5L171 6V8H169ZM192 6H193V7H191L192 10H195V9H193V8H194V4H192ZM201 6H202V5H201ZM211 6H210V7H211ZM214 6H215V5H214ZM216 6H215V7H216ZM237 6H238V5H237ZM1 7H2V8H1ZM9 7H10V6H9ZM17 7H18V8H17ZM20 7H21V6H20ZM31 7H30V8H31ZM64 7H65V6H64ZM108 7H109V9H110V10L108 9L109 12H108V10L105 11V9H107ZM110 7H112V8H110ZM127 7H129V5H128ZM172 7H173V8H172ZM181 7H182L183 9H181ZM212 7H213V6H212ZM219 7H220V6H219ZM223 7H224V6H223ZM228 7H229V5H228ZM231 7H232V6H231ZM231 7H230V8H231ZM30 8H28L27 10H29ZM48 8H46V11L49 10ZM51 8H53V7L51 6ZM69 8H70V7H69ZM122 8H125V6H124V7L122 6ZM122 8H121V9H122ZM145 8H146V6L143 7V10H144ZM216 8L218 9V7H216ZM9 9H10V8H9ZM11 9H10V10H11ZM32 9L30 10L31 12H33ZM59 9H60V8L58 7L57 10H59ZM62 9H63V8H62ZM90 9H87V7H86V9L82 8V11H81L82 13H79V14H80V15H81V14L83 15V14H84V13H83L84 11L86 12L85 14H87L88 11L90 12ZM98 9H99V8H98ZM103 9H104V10H103ZM111 9H112V10H111ZM115 9H116V8H115ZM121 9L118 10V12L120 11L119 13L122 12V14H120V15H121L120 17L123 16V12H124V11H128V10H126V8H125V9H122V10H124V11H121ZM134 9H135V8H134ZM220 9H222V6L220 7ZM228 9H229V8H228ZM6 10H7V9H6ZM27 10H26V11H27ZM37 10H38V11H37ZM51 10H52V9H50L49 11H51ZM55 10H56V9L54 8L53 12H54V13H57V10H56V12H55ZM73 10H74V9H73ZM76 10H78V8H77ZM130 10H131V8L129 7V11H130ZM145 10L148 11L149 9L146 8ZM157 10L155 9V12H156V13H157ZM187 10H188V9H187ZM187 10H186V11H187ZM207 10H208V9H207ZM213 10H215V9H213ZM49 11H48V13H49ZM64 11H65V10H64ZM69 11H70V10H69ZM114 11H115V10H114ZM129 11H128V13H129ZM138 11H139V10H138ZM140 11L142 12V9H140ZM159 11H158V12H159ZM180 11H182V12H180ZM189 11H190V10H189ZM225 11H228V10L225 8ZM230 11H231V10H230ZM240 11H241V10H240ZM41 12H42V13H41ZM59 12H60V11H58L57 16L59 15ZM66 12H67V11H66ZM66 12H65V13H66ZM77 12H78V11H77ZM103 12L108 13V14L104 15L105 13H103ZM141 12H140V13L136 12V13H138V14H140V15H142V16L145 15V14L148 16V14H147L146 12H145V13L142 12L143 14H141ZM192 12H193V11H192ZM210 12H211V11H210ZM219 12H220V11H219ZM223 12H224V8H223ZM232 12H233V11H232ZM22 13H23V11H22ZM22 13H21V15H22ZM48 13H46L47 15L45 16V17H47V18H48V15H49ZM51 13H52V11H51ZM51 13H50L51 16L49 15L50 18H48V19L46 18L48 21H49V19H51L52 16H53ZM60 13H61V12H60ZM67 13H68V12H67ZM74 13H75V12H74ZM131 13H133V10H131ZM162 13H163V14H162ZM178 13H177V16H180ZM195 13H196V14L198 13V15L201 14L199 11H197V12L195 11ZM204 13H205V12H204ZM204 13H203V14H204ZM215 13H216V11H215ZM230 13H231V12H230ZM235 13H237V12H235ZM251 13H252V12H251ZM1 14H2V13H1ZM4 14H5V13H4ZM4 14H2V15L4 16ZM6 14H7V15H8V14L11 15L10 12H8V13H6ZM14 14H13V16H15ZM70 14H71V13H70ZM79 14H78V15H79ZM85 14H84V15H85ZM149 14H151V11H150ZM167 14H169V15H171V16L169 17ZM191 14H194V13H191ZM196 14L194 15V17H192L193 15L190 16L189 13L186 14V16H185V14H183L182 16H184V19H185V17H187L188 15H189L190 17H189V18L187 17V18H188L187 21H184V19L182 20V22L178 20V21L180 22V24H179V22H178V23L176 24V26H178V28H180V26H181V25H184V23L188 24L187 26H189V24H190L192 21L189 22L188 20H190V19H191V20H194L193 18L196 17ZM217 14H218V13H217ZM219 14H223V13L221 12V13H219ZM225 14H226V13H225ZM227 14H228V13H227ZM227 14H226V16H227ZM232 14H233V13H232ZM232 14H231L230 16H229V15H228V16L231 18V16H234V14H233V15H232ZM10 15H9L8 19L10 18ZM21 15H20V16H21ZM55 15H56V14H55ZM55 15H54V16H55ZM72 15H73V14H72ZM72 15H71V16H72ZM75 15H76V14H75ZM84 15H83V16H84ZM90 15H91V13H90ZM94 15L92 14L91 16H94ZM98 15H97V18H98ZM113 15H114V16H113ZM125 15H127V14H125ZM130 15H131V14H130ZM134 15H135V14H134ZM136 15H137V14H136ZM204 15H205V14H204ZM206 15H207V14H206ZM209 15H210V14H209ZM215 15H216V14H215ZM235 15H236V14H235ZM253 15L255 16V13H254ZM3 16H2V17H3ZM11 16H12V15H11ZM23 16H24V14H23ZM23 16H22V17H23ZM43 16H44V15H43ZM54 16H53V18H54ZM57 16H56V17H57ZM69 16H70V15H69ZM106 16H107V17H106ZM111 16H110V17H111ZM138 16H139V15H137V17H138ZM150 16L152 17L151 20L153 21V20H154V17H155V19H156V16H159V13H157L156 16H155V14H154V17H153V14L150 15ZM166 16H167V17H166ZM182 16H181V17H182ZM210 16H211V15H210ZM236 16H237V15H236ZM16 17H14V19H15ZM22 17H21V18H22ZM76 17H78V16H76ZM81 17H82V16H81ZM130 17H131V16H130ZM132 17H133V16H132ZM137 17H136L135 19H137ZM151 17H150V18H151ZM211 17H212V16H211ZM38 18H40V17L38 16ZM53 18H52V19H53ZM59 18H60V17H59ZM59 18H58V17H57V18H54V20H52L53 24H52L51 20H50L49 22L47 21L48 24H52V25H55V21H56V20L59 22V24H58L57 21H56V24H57V25L54 26V28H55V32H56V28H57L58 30L61 28L62 31H63V30H66V29H63V27H64L65 25L62 24L63 22L59 21V20H61V18H60V19H59ZM70 18H71V17H70ZM85 18H86V15H85ZM85 18H84V21H85V20H89V18H90L91 21L93 20V19H91V17H89V14H88V18H86V19H85ZM94 18L96 19V17H94ZM123 18H124V17H123ZM138 18H141V20L138 19V20H140V21L143 20L142 24L144 23V21H146V17H145V16H143V17H138ZM157 18L160 19V20H157V19H156V21H157V23H160L161 26H162L164 23H166L165 21H163V19L165 20L164 17L160 18V16H159V17H157ZM168 18H169V19H168ZM174 18H175V17H174ZM219 18H220V17H219ZM224 18H227V17H223V18L221 17V19H224ZM230 18H229V20H231ZM232 18H233V17H232ZM4 19H7V18H4ZM8 19H7V20H8ZM16 19H17V18H16ZM19 19H20V18H19ZM23 19H24V18H23ZM32 19H33V18H32ZM32 19H31V21H32ZM46 19H45V20H46ZM58 19H59V20H58ZM71 19H72V18H71ZM82 19H83V18H82ZM95 19H94V20H95ZM125 19H126V18H125ZM125 19H123V20H125ZM127 19H128V17H127ZM132 19H133V18H132ZM135 19H134V20H135ZM161 19H162V20H161ZM171 19H173V18L171 17ZM176 19H177V18H176ZM176 19H175V20H176ZM178 19H179V18H178ZM202 19H203V17H202ZM202 19H201V20H202ZM217 19H218V18H217ZM221 19H218V21H219V20L221 21ZM252 19H254V17L251 18V19H249V20H251V22H250L249 20H248V21L246 20L245 23H246V22H247V23L249 22V24L251 23V26H252V24H253L254 22H255V25H256V24L260 21V19H257L258 21L256 22L255 19H254V22H252V21H253ZM10 20H11V19H10ZM17 20H18V19H17ZM33 20H34V19H33ZM96 20H98V19H96ZM99 20H100V19H99ZM99 20H98L97 22H99ZM123 20H121V21H123ZM129 20H130V19H129ZM138 20H136V24H137ZM149 20H150V19H149ZM185 20H186V19H185ZM195 20H196V19H195ZM198 20H199V19H198ZM211 20H212V19H211ZM235 20H237V19H235ZM235 20H233V23L235 22ZM2 21H3V20H2ZM5 21H6V20H5ZM14 21H15V20H14ZM19 21H21V19H20ZM22 21H23V20H22ZM38 21H39V20H38ZM40 21H41V24H42V20H40ZM70 21L72 22V20H70ZM82 21H83V20H82ZM91 21H90V22H91ZM106 21H107V20H105V23H106ZM108 21H107V22H108ZM113 21H114V22H113ZM130 21H131V20H130ZM152 21H149V22H148V19H147L146 22H148V23L151 22V23H152ZM159 21H160V22H159ZM161 21H163L164 23H161ZM173 21H174V20H173ZM196 21H197V20H196ZM222 21H223V20H222ZM241 21H242V20H241ZM10 22H11V21H10ZM23 22H25V23H23ZM23 22H21V24L23 23L22 25H24V26L27 24V25H28V28H29L30 22H28V23H26V21H23ZM33 22H34V21H33ZM47 22L45 23L46 26L48 25ZM71 22H70V23H71ZM85 22H86V21H85ZM87 22H89V21H87ZM87 22H86V25H85V26H88V25H89V26H90V29H93V32H94V27H93V26L97 25V22L95 23V25H90L91 23H94V21H92L90 24H88ZM111 22L107 23L108 26L106 25L105 28L108 27L109 30L112 29L113 27L110 28V26H112V24H110ZM123 22H124V21H123ZM125 22H126V21H125ZM131 22H132V21H131ZM131 22H130V23H131ZM154 22H155V21H153V23H154ZM168 22H169V21H168ZM168 22H167V23H168ZM175 22H177V21H175ZM187 22H189V23H187ZM236 22H237V21H236ZM236 22H235V23H236ZM262 22H263V21H262ZM12 23H13V20H12V22H11L10 24L13 25L14 23H13V24H12ZM16 23H17V22H16ZM73 23H74V22H73ZM76 23H78V22H76ZM103 23H104V22H103ZM155 23H156V22H155ZM167 23H166V24H167ZM173 23H174V22H173ZM181 23H182V24H181ZM192 23L195 24L196 22L194 21V22H192ZM203 23H204V21H203ZM241 23H242V22H241ZM243 23H244V22H243ZM259 23H260V22H259ZM0 24H1V23H0ZM18 24H19V23H18ZM34 24H35V22H34L33 24H31L30 26L32 27V25H34ZM38 24L40 25V22H39ZM45 24H44V25H45ZM60 24H62L63 27H61L62 25H60ZM78 24H79V23H78ZM80 24L82 25V23H80ZM87 24H88V25H87ZM99 24H100V28H101V25H102V24H101L100 22L98 23V25H99ZM128 24H129V21H128ZM136 24H135V25H136ZM166 24L163 25L164 28L166 27ZM238 24H240V23H238ZM11 25H10V28H11ZM36 25H37V24H36ZM39 25H38V26H39ZM52 25H49V26H52ZM59 25H60V27H59ZM74 25H75V24H74ZM74 25H72V26L74 27ZM103 25H104V24H103ZM103 25H102V26H103ZM114 25H113V26H114ZM126 25H127V24H126ZM126 25H125V26H126ZM149 25H150V24H149ZM151 25H152V24H151ZM154 25H156V24H154ZM160 25H159V26H160ZM195 25H196V24H195ZM234 25H235V24H234ZM2 26H3V25H2ZM4 26H5V25H4ZM4 26H3L4 31H2V32L5 34V36H4L3 34H2V35H3L4 38H6L7 32L5 31V27H6V26H5V27H4ZM15 26H16V25H15ZM49 26H47V27H48L47 29L49 30V34H48V36H47V37H49V38H47L48 40H49L51 37L53 38V36L55 35L54 33H52V30H50L51 28H50ZM57 26H58L59 28H58ZM66 26H67V25H66ZM77 26H78V25H76L75 27H77ZM83 26H84V25H83ZM91 26H92L93 28H92ZM130 26H131V25H130ZM142 26H143V25H142ZM142 26H141V22H140V23L138 22L137 26L134 27V28H135V31H131V30H130L131 33L136 32V31L139 32L140 29H141V32H143V30H142ZM146 26H147V27H146ZM168 26H169V25H168ZM171 26L173 27V24H172ZM174 26H175V24H174ZM184 26H186V25H184ZM196 26H198V24H197ZM228 26H229V25H228ZM231 26H232V25H231ZM238 26H239V25H238ZM245 26H246V25H245ZM261 26H262V24H261ZM17 27H18V26H17ZM34 27H35V26H34ZM34 27H33V28H34ZM44 27H45V26H44ZM52 27H53V26H52ZM97 27H98V26H97ZM97 27H96V28H97ZM145 27L148 28V24H146V25L144 24V27H143V28H145ZM149 27H150V26H149ZM151 27H152V26H151ZM153 27H155V26H153ZM181 27H182V26H181ZM262 27H264V26H262ZM13 28H14V27H13ZM18 28H20V26H19ZM24 28H25V27H24ZM28 28H27V29H28ZM36 28H37V27H36ZM49 28H50V29H49ZM65 28H66V27H65ZM69 28H70V27H67V29H69ZM82 28H83V29H84V28L88 29L89 27H81V29H82ZM129 28H130V27H129ZM137 28H140V29L138 30ZM156 28H157L158 30H157V31L155 30V31L158 32V31H159V28H161V27L158 28V26H157ZM164 28H163V30H164ZM167 28H168V27H167ZM169 28L171 29V27H169ZM182 28H183V27H182ZM235 28H236V27H235ZM237 28H238V27H237ZM242 28H243V27H242ZM254 28H255V26L253 27V29H254ZM3 29H2V30H3ZM30 29H32V28H30ZM38 29H40V28H38ZM43 29H44V28H43ZM77 29H78V28H77ZM81 29H80V33H81V34H82L83 32H84V33H87L86 35H88V37H89L90 35H92V33H90V35L88 34L89 30H86V31H83V32H82ZM83 29H82V30H83ZM108 29H106V30H108ZM116 29H112V30H110V31H109V30H108V31L105 30V31L108 32V35H109L110 33L113 34V31H114V30H115V31H114L115 34H116L117 32H119V31H121L120 29H119L118 31H117ZM122 29L125 30V28H122ZM127 29H128V28H127ZM127 29H126V30H127ZM136 29H137V30H136ZM149 29H150V28H149ZM154 29H155V28H154ZM165 29H166V28H165ZM174 29H175V28H174ZM185 29H186V28H185ZM187 29H189V28H187ZM238 29H239V28H238ZM250 29H252V28L250 27ZM250 29L248 28V30H250ZM12 30H14V29H12ZM22 30H23V27H22ZM34 30H35V29H34ZM41 30H42V29H41ZM61 30H60L61 34L64 33V31L62 32ZM73 30H74V29H73ZM96 30H97V29H96ZM101 30L103 31L104 29L101 28ZM126 30H125V33H126ZM133 30H134V29H133ZM215 30H216V29H215ZM226 30H227V29H226ZM229 30L231 31L232 29H229ZM233 30H234V29H233ZM233 30L231 31V33H234V32H235V30H234V31H233ZM248 30H247V31H248ZM255 30H256V29H255ZM255 30H252V31L250 30L249 33H248L247 35L249 36V34H250V33H253V31H255ZM23 31H24V30H23ZM23 31H22V32H23ZM28 31H29V30H28ZM39 31H40V30H39ZM39 31H38V33H39ZM44 31H45V30H44ZM67 31H68V30H67ZM67 31H65V34L67 33ZM71 31H72V30H71ZM71 31L69 32L70 34H71ZM75 31H76V33H77V35H78V32H79V31H78V32H77V30H75ZM75 31H72V34H74ZM99 31H100V30H99ZM155 31H154V33H155ZM160 31H161V30H160ZM164 31H165V30H164ZM184 31L186 32V30H184ZM191 31H192V29L189 30V32H191ZM194 31H195V30H194ZM194 31H192V33H193ZM221 31H222V30H221ZM5 32H6V33H5ZM15 32H16V31H15ZM15 32H13V33H15ZM22 32L20 31L21 34H22ZM24 32H25V31H24ZM50 32H51V34H50ZM53 32H54V31H53ZM96 32H97V31H96ZM122 32H123V31H122ZM128 32H129V30H128ZM141 32H140V33H141ZM144 32H145V30H144ZM148 32H149V35H150L151 30H148ZM152 32H153V31H152ZM161 32H162V31H161ZM161 32H160V35H161ZM166 32H167V31H166ZM175 32H176V29H175ZM196 32H197V31H196ZM223 32L225 33V31H223ZM242 32H243V31H242ZM29 33L32 34L33 32L30 30ZM29 33H28V35H30ZM35 33H36V32H35ZM41 33H42V32H41ZM43 33H44V32H43ZM69 33H68V35H67L68 37H69ZM76 33H75V34H76ZM94 33H95V32H94ZM98 33L100 34V36L105 35V34H103V33H105V32H103L102 35H101V31L98 32ZM125 33L123 32L122 34L125 35ZM136 33H137V32H136ZM140 33H139V34H140ZM146 33H147V32H145L144 34H146ZM163 33H164V32H163ZM168 33H169V32H168ZM203 33H204V32H203ZM205 33H206V32H205ZM218 33H219V32H218ZM218 33H217V34H218ZM228 33H230V32L228 31ZM228 33H227V35L224 34V36L226 35V39H227V37L233 39V37L235 38V36L237 35V34H236V35L234 36V34H230V35H233V37H232V36L229 37L230 35H229ZM235 33H236V32H235ZM244 33H245V32H244ZM0 34H1V31H0ZM8 34H9V33H8ZM23 34H24V33H23ZM25 34H26V33H25ZM33 34H34V33H33ZM39 34H40V33H39ZM45 34H46V33H45ZM45 34H44V35H45ZM99 34H98V35H99ZM112 34H111V35H112ZM119 34H120V32H119ZM137 34H138V33H137ZM142 34H143V33H142ZM156 34H157V33H156ZM194 34H195V33H194ZM210 34H211V33H210ZM214 34H216V33H214ZM219 34H221V33H219ZM253 34H254V33H253ZM253 34H252V35H253ZM37 35H38V34H37ZM56 35H57V33H56ZM58 35H59V33H58ZM77 35H75V36L73 35V37H76ZM79 35H80V34H79ZM83 35H84V34H83ZM83 35H82V36L80 35V37L77 36V40L80 41V38H81V37H84V39L88 38V37L85 38V36H83ZM93 35H94V38H93V39H94V42H95V40H96L95 36H96L97 34H93ZM93 35H92V36H93ZM108 35H107V36H104L105 38H106V37L109 38V40L106 38V41L104 42V45H105V46L103 45V43H101V42H102V41H101L100 43H101L104 47L98 45L99 48H100V47H103V49H106V48H107L108 51L110 50V52H111L112 55L116 53L117 56H115V55H113V56H115V57H117V58L119 57V54H120L121 59H120V57L118 58V59H120V61L125 60L126 62H128L129 60H131V59L134 58L133 60H134L135 62H136V61L138 62V60H135V59H138L139 57H138V58H135L136 56L134 55V52L136 53V51L133 52V51L130 50L131 48L133 49V46H132V45L135 44V43H137V44H135V45H138V42H135V43L132 42L133 44H131V45H128L127 43H126V44H123V45H122V46H123L122 48H124V49H121V50H120L119 47H118L119 49H117V47H116V44H117V43L115 44V46H114V44H113V43H115V42L120 41V39H118L119 35L116 36L118 40L115 41V42H113V41L110 42V40L116 39V38H114V35H112V36H113V39H112V36H111V35H110L111 38H110ZM132 35L134 36V34H132ZM202 35H204V34H201L200 36L197 35V36H198V37H201ZM222 35H223V34H222ZM254 35H255V34H254ZM0 36H1V35H0ZM7 36H8V37H7L8 40H9V37H10V36H9V35H7ZM24 36H27V34L24 35ZM30 36H31V35H30ZM34 36H35V34H34ZM42 36H43V35H42ZM65 36H66V35H65ZM65 36H64V38L67 37V36H66V37H65ZM100 36H96V37H97V40H98V37H100ZM127 36L129 37V35H127ZM127 36H126V37H127ZM151 36H152V34H151ZM166 36H167V34H166ZM171 36H172V35H171ZM178 36H179V35H178ZM182 36H183V35H182ZM194 36H195V35H194ZM20 37H21V36H20ZM27 37H28V36H27ZM27 37H25V38L27 39ZM40 37H41V36H39V40H43V39L45 38V37H42L43 39H40ZM54 37H55V36H54ZM59 37H60V36H59ZM68 37H67L68 40L65 39L66 42H65V40H64V43H62L64 46H63V45L61 46V44L58 45L59 42H60V41H59L60 38L57 40V38L55 37V38H56L55 40H57V44L55 43L56 41H55L54 39L51 40V41H54V43H55L56 45H54V43H52L51 41H49V42H50L51 44L54 45L52 48H53V50H55V51L57 50V48L55 49V47H56L57 45H58V47H59V46L61 47V50H62V52H64V53H68V51L73 50V53L71 54V56H69V55H70V53H71L72 51L68 54V56H66V58H69L70 60L72 59V56H73V55H74V57H75V55H77V54L75 53V51L78 49L77 46H78V45L80 46V43L84 44L83 42H85L86 45H88V44H90V46L92 45V40H91V39H86V41H84V39H83V40H81L80 42L77 41V42H76L77 44H75V43H74V39H76V38L71 39V38H68ZM71 37H72V35H71ZM73 37H72V38H73ZM78 37H79V39H78ZM120 37H121V36H120ZM122 37H123V35H122ZM122 37H121V38H122ZM126 37H125V38H126ZM155 37H156V35H155ZM167 37H169V36H167ZM167 37H166V38H167ZM189 37H190V36H189ZM192 37H193V36H192ZM207 37H208V36H207ZM220 37H221V36H220ZM239 37H240V36L238 35V38H239ZM245 37H246V35H245ZM15 38H16V37H14V38L12 37L11 39L14 41ZM28 38H29V37H28ZM30 38H31V37H30ZM35 38H37V37H35ZM100 38H101V37H100ZM105 38H104V40H105ZM130 38H131V35H130ZM134 38H135V37H132L131 40H133ZM179 38L181 39V38H183V37H179ZM209 38H210V36H209ZM212 38H213V37H212ZM215 38H217V37H215ZM1 39H2V36H1V38H0V43H3L4 41H1ZM11 39H10V40H11ZM23 39H24V38H23ZM47 39H46V40H47ZM81 39H82V38H81ZM136 39H138V38H136ZM184 39H185V38H184ZM217 39H218V38H217ZM222 39H225V38H222ZM236 39H237V36H236ZM241 39H242V38H241ZM5 40H7V39H5ZM10 40H9V41H10ZM15 40H16V39H15ZM18 40H19V39H18ZM20 40H21V39H20ZM24 40H25V39H24ZM32 40H34V39L32 38ZM69 40H70V41H69ZM71 40H73V42H72ZM88 40H91V41H88ZM97 40H96V41H97ZM100 40H101V39H99V41H100ZM123 40H128V38H127V39H123ZM134 40H135V39H134ZM144 40H145V41H146V40L152 41L151 39H144ZM157 40H158V39H157ZM159 40H161L160 37H159ZM13 41H12V43H14ZM16 41H17V40H16ZM16 41H15V42H16ZM22 41H23V40H22ZM43 41L45 42V40H43ZM58 41H59V42H58ZM68 41H69L70 44H68ZM75 41H76V40H75ZM87 41H88V44L86 43ZM107 41H109V42H107ZM135 41H137V40H135ZM139 41H141L140 44H142L143 41L140 40V39H139ZM10 42H11V41H10ZM23 42H24V41H23ZM30 42H31V41H30ZM34 42H37V41H32L31 43H34ZM41 42H42V41H41ZM46 42H47V41H46ZM49 42H48L47 46L49 45ZM62 42H63V41H62ZM89 42H91V43H89ZM94 42H93L94 45H92L90 48H92V50H93V48L95 47L96 49H94V50H97V51H98V47H96V43H94ZM97 42H98V41H97ZM120 42H121V41H120ZM129 42H130V41H129ZM8 43H9V42H8ZM20 43H21V42H20ZM60 43H61V42H60ZM65 43L69 45V46L66 45L67 48H65ZM78 43H79V44H78ZM100 43L98 42V44H100ZM105 43H107V44H105ZM121 43H122V42H121ZM123 43H124V42H123ZM9 44H10V43H9ZM38 44H39V43H38ZM42 44H44V43L42 42ZM85 44H84V45H85ZM149 44H154V42H151V43H149ZM168 44H169V43H168ZM1 45H2V44H1ZM5 45H6V44H5ZM18 45H19L18 43H17V45L15 44V46H17V49H18V50H17V49L15 48V50H17V51H15V50L12 48V47H14V46L11 47V48L15 51V53H17V55H18V56H17V55H14V56H17V57H16L17 59H18V57H19V60L21 59L20 57H22V60H20L21 63H22V61L24 62V60H26L25 63H26V62H28V63H26L25 66L27 67V66L29 65V67H27L29 71H36V70H34V69H36L35 67H36L37 65H36L35 62L33 61L34 59L31 61V63L33 62V64L36 65V66L34 67V69H32L33 64H32V65L29 64V61H28V59H27V58H28V55H29V54L32 52V50L35 49V48H31L30 46H32V45H31V44H28V45H30V46H29V48H27V49H28V50H29V49L31 50V52H29V51L26 49V50L29 52V54H28L27 51L25 52V50H24L25 48H24L23 46H22V47H23L24 49H21L22 47H21V48H20V47L18 48ZM45 45H46V44H45ZM72 45H75V48H74V46H72ZM142 45H144V43H143ZM20 46H21V45H20ZM49 46H50V45H49ZM70 46H71V47H70ZM88 46H89V45H88ZM129 46H130L131 48H130ZM156 46H157V45H156ZM156 46H154V47H156ZM164 46H165V44H164ZM1 47L4 48V44H3ZM5 47H6V50H7L8 45L5 46ZM25 47H26V46H25ZM44 47H46V46H44ZM60 47H59V50H60ZM68 47H69V48H68ZM80 47H81V46H80ZM80 47H79V49H80ZM105 47H106V48H105ZM115 47H116V49L118 50V51H117V50H116V51H117L118 53L120 52L119 54L115 51ZM144 47H145V46H144ZM152 47H153V45H152ZM154 47H153V48H154ZM160 47H163V46H160ZM167 47H168V46H167ZM11 48H10V49H11ZM41 48H42V47H41ZM41 48H39L40 50H39V49H38V50L41 51ZM46 48H48V47H46ZM46 48H45V51L47 50ZM49 48H51V46H50ZM49 48H48V49H49ZM62 48H63V49H62ZM64 48H65V51H64ZM71 48H73V49H71ZM76 48H77V49H76ZM128 48H129V49H128ZM134 48H136V47H134ZM142 48H143V47H142ZM156 48H157V47H156ZM168 48H169V47H168ZM10 49L8 48L9 51H11ZM42 49H43V48H42ZM68 49H70V50H68ZM75 49H76V50H75ZM79 49H78V51H79ZM140 49H141V48H140ZM143 49H144V48H143ZM166 49H167V48H166ZM20 50H23V51H22V53L19 54V51H20ZM36 50H37V47H36ZM36 50H35V51H36ZM49 50H50V49H49ZM61 50L57 52L58 57H59V52H61ZM66 50H67V51H66ZM81 50L83 51V49H81ZM81 50H80V51H81ZM84 50H85V49H84ZM86 50H87V49H86ZM107 50H106V51H107ZM112 50H113L114 52H113ZM119 50H120V51H119ZM128 50L132 52V54H133L134 57H133V56H130L131 53H130ZM134 50H136V49H134ZM146 50H149V48L145 49V51H146ZM33 51H34V50H33ZM39 51H38V52H39ZM45 51L42 50V52L46 53L47 51H46V52H45ZM78 51H77V52H78ZM80 51H79V53H80ZM88 51H89V50H87V54H85V53H84V54L87 55V56H86L87 58L89 57L90 59H92V61H91V60L88 61L87 58H86L87 60H85L86 62H84L83 59H82L81 61H82L84 64H86L85 66H86L87 69H88V67H87V63H89V62H91V63H89L90 66L93 65V67L95 68L94 65H96L97 63H96V64H92V62H94V60H96V59L93 58L92 56H89L90 53H89V55H88ZM139 51H140V50H139ZM141 51H142V50H141ZM24 52H25L26 54H25ZM51 52H52V51H51ZM83 52H85V51H83ZM101 52H102V51H101ZM110 52H109V53L107 52V53L110 54ZM34 53H35V52H34ZM36 53H37V51H36ZM36 53H35V54L32 53L33 56L39 54V53H37V54H36ZM47 53H48V55H51V54H52V55H56V53H54V51H53L51 54H50L49 51H48ZM47 53H46V55H47ZM105 53H106V52H105ZM129 53H130V54H129ZM0 54H1V53H0ZM2 54L4 55V53H2ZM9 54H11V53H9ZM9 54H8V55H9ZM21 54H22V56H20ZM32 54H31V55H32ZM42 54H43V53H42ZM42 54H41V55H42ZM84 54L82 53L81 56H83ZM101 54H102V53H101ZM111 54H110V55H111ZM132 54H131V55H132ZM148 54H150V53H147V56H148ZM6 55H7V54H6ZM8 55H7V56H8ZM11 55H12V54H11ZM11 55H9V56H11ZM31 55H30L29 57H31V59H32L33 56H31ZM48 55H47V56H48ZM60 55H61V56H60V58H61L64 54L61 53ZM85 55L83 56V58H85ZM98 55H100V54H98ZM128 55H129V56H128ZM1 56H2V55H1ZM37 56H38V55H37ZM56 56H57V55H56ZM64 56H65V55H64ZM94 56H95V55H94ZM96 56H97V55H96ZM101 56L103 57L104 55H101ZM105 56H106V55H105ZM144 56H146V55H144ZM24 57H25V58L27 57V58L25 59ZM35 57H36V56H35ZM39 57H40V56H38V58H39ZM42 57H43V56H41L40 59H42ZM49 57H50V58H53V56H52V57L49 56ZM77 57H78V56H77ZM77 57H76V58H77ZM91 57H92V58H91ZM115 57H112V60L116 59ZM128 57H129V58H128ZM131 57H132V58H131ZM142 57H143V56H142ZM148 57H149V56H148ZM151 57H152V55H151ZM45 58H46V57L44 56V59H45ZM60 58H57V57H56V59H59V60H60ZM63 58H64V57H63ZM78 58H79V60L81 59L80 56H79ZM113 58H114V59H113ZM149 58H150V57H149ZM0 59H1L2 61H4L2 58H0ZM29 59H30V58H29ZM64 59H65V58H64ZM93 59H94V60H93ZM100 59H101V58H100ZM110 59H111V57H110V58L108 57L106 61H108V60H110ZM118 59H117V60H118ZM142 59H143V58H142ZM7 60H11V61H13L12 59H6V61H7ZM51 60H52V59H51ZM66 60H68V59H66ZM73 60H75V59H72V61H73ZM76 60H78V59H76ZM76 60H75V61H76ZM79 60H78L75 64H78ZM127 60H128V61H127ZM139 60H140V59H139ZM152 60H154V59H152ZM2 61H1V65H2V63H3ZM35 61H36V60H35ZM42 61H43V60H42ZM48 61H49V59H48ZM68 61H69V60H68ZM72 61H71V62H72ZM96 61H99V59L97 58ZM96 61H95V62H96ZM101 61H102V63H100L101 67H98L99 65H97V67L100 68V69H99L100 71L104 70V72L102 71V72H100V74H101V73H103V74L105 73V74L109 75L110 79H111V77L113 78V76L116 77V75H113V76H112L111 73H112V72L114 73L115 71H112L113 69L111 70V67H110V66L107 67V68H108L107 70L105 69V68H106V67L104 66V64L106 63L105 59H101L99 62H101ZM103 61H105V62H103ZM134 61L131 60V61H129V63H130V62H133V64H134ZM4 62H5V61H4ZM13 62H14V61H13ZM13 62H12V64L15 65ZM36 62H37V61H36ZM82 62L79 63L80 66L83 65ZM99 62H98V64H99ZM115 62H116V61L114 60V62H113V61L111 62L112 64H111L110 62H109V63H110L111 65H114L113 63H115ZM154 62H155V61H154ZM42 63H43V62H42ZM42 63H39V65H41ZM107 63H108V62H107ZM117 63H119V62H117ZM117 63L114 65L115 67L117 66ZM124 63H125V62H124ZM124 63H123V65H124ZM139 63H140V62H139ZM238 63H239V62H238ZM5 64H6V63H4V67H6ZM7 64H11V62L9 61V62H7ZM59 64H60V63H59ZM75 64L72 62V67H71V65H69V67L72 68V69H70L68 66H65V67H66L67 69L69 68L71 71H73L72 74H74V75H76L77 73L82 74V70H81L80 72H77L76 74L74 73V72L76 71V69H75V66H76V65H75ZM81 64H82V65H81ZM110 64H109V65H110ZM121 64H122V63H121ZM125 64H126V63H125ZM127 64H128V63H127ZM1 65H0V66H1ZM49 65H50V64H49ZM62 65H63V64H62ZM62 65H61V66L59 65V67H63V68H64V65H63V66H62ZM73 65H74V68H73ZM105 65H106V64H105ZM238 65H239V64H238ZM9 66H10V65H9ZM9 66H8V67H9ZM17 66H18V65L16 64L15 67H17ZM25 66H24V68H25ZM30 66H31V67H30ZM47 66H48V65H47ZM50 66H51V65H50ZM50 66H49V67H50ZM54 66H55V65H54ZM77 66H78V65H77ZM77 66H76V68L79 67V66H78V67H77ZM83 66H84V65H83ZM85 66H84V67H85ZM88 66H89V65H88ZM103 66H104V69H103ZM119 66H120V65L118 64V67H119ZM124 66H126V65H124ZM137 66H138V65H137ZM137 66L135 67V65H134L135 68H137ZM18 67H20V66H18ZM22 67H23V66H22ZM39 67H40V66H39ZM55 67H56V66H55ZM93 67H92V68H93ZM121 67H122V66H121ZM131 67H133V66H131ZM151 67H152V65H151ZM2 68H3V66H2ZM10 68H11V66H10L9 69H8V70H10V71H7V69H6V72L4 71V73L2 74V75H4V76H3V79L0 77V78H1V82L3 83V85H4V84L6 85V87H4V88H3V86H0L1 90L4 89L3 91H4V92L6 91V92L4 93L3 91L0 90V264H119V263L121 264V262H123L124 264H125V263H126V264H128V263L131 264L132 262H133L132 264H151L152 261H154L152 264H186L188 261H189L190 264H193V261H195V264H197V263H198V264H229L230 262H231L230 264H232V263H233L232 261H234V264H241V263H240V260H243V258H247L246 256L248 255V253L250 254V255H249L250 258H253V257H254V259H255V256H252V253L254 254V252L256 251L257 245H260V244H256V243H258V242L260 243V241L257 240L258 236L255 235L256 233L259 234L260 232H259V231H258V232L255 231L256 229H255L252 233H253L254 236H257V237H252V236H251V237H252V240H253L254 238H256V239H254V240H256L257 242H256V241H253V242H255L254 244H255L256 248L254 247V244H253V242H252V244H253L252 247L254 248V250H253V248L251 247V248H252V249L250 248L251 251H250V252H247V253H245L243 256H241V257H243V258H242V259H239V262H238V261L235 262V260H232V261H230V262L227 261L228 263H226V262H225L226 260H223V261L219 260V261H218V259H215L216 257H218V255L215 256V253H213V250H212V253H213V254H212L211 251H209V249H208V251H207L208 254L206 253L207 255L203 254V250H204V249H202L201 247H199V249H200L201 251H196L195 249H194V250H191V249H190V250H187V248H186L185 245H184V244H185V243H184V241H185L184 236H185L186 233H189V232H186V233L183 234V232H185V230L188 231V229H186V228H185V230H184L183 232H182V231H179V232H178L177 230H175L176 233H175L174 231H168V230H166L165 233L168 231V233L171 232V234H173V235H171L170 233L168 234V235L172 236V238L169 236V240L166 239V238H168V237H167V236H168L167 233H166V235H165V233H164V235L162 236V237L165 236L164 239H162L161 236H158V241H160V242H158V243H160V244H158V246H156V248H155L154 245L152 246L150 240L147 238V235L145 234L146 232L144 231V227H143V226H141L143 229L141 228V232H140L139 238L137 237L138 239L141 238V241H140V240H136L137 238L135 237L133 240H132V239L129 240V241L132 242L131 245H129V244H125V245H124V243L127 242L125 239H127V240L129 239L130 236H128V235H129L130 233H128V232L126 231L127 229L122 228L123 231L121 230V226H123V225L126 224V223H125V224H122L123 222H122L121 220H120L121 223H120V221H118V222L120 223V227H118V231L115 230V229L117 228V227H116L117 225H116V226L114 225L115 223L117 224L118 222H114L113 224L111 223V227H110V225H109L110 223H109V224L106 223V224H108V227H106V229L109 228V227H110V228L107 229L108 231H106V230H105V231H106V232H110V233H109L110 235H106V234H105V235H101V233L103 234L104 232H102V230L100 231L101 228H99L98 231L100 232L99 234H100L101 236H99L97 232H96L97 234L95 233L94 236L98 235V236L101 237V238H98V236H97L98 239H96V238H94L93 236L91 237V235H93V234L90 233L91 235H88L90 231H91V232L94 231V229H93V231L91 230L92 226H91V227H88V228H86V229H84V228L82 227V225H81L79 222H77V220H75L76 222L74 221L73 223H75L76 226H77V224L79 223V224H78V227H74V228H73V227H72V228L69 227V228H70V231H71V233H70L71 237H69V238H66V237L63 235L65 231H64V229H61V228L64 227V225H67V224H64V223H65L64 219H63V221H62V220L58 221V222L56 223V225L54 224L55 226H57V225H58V226H61V228H58V227H57V229H51L50 227H49V228H45V226H46L45 224H46V223L44 224V216L46 217L47 214L44 215V214H43V211H44V210L40 211V209H39L38 206H37V207H38L39 211H36V212H41V215H40L39 213H38V215H37L36 212H35V215L33 216V218H31V216H32V215H31V216L29 217V219H26L25 216L23 215V214H24L23 211H24L26 208H25L24 210H23V208H24V206H25V203L28 202L29 200L26 199V202H25V198H26V197L24 198L23 195H21V194H24V195H25V193H24V192H20L21 190H20V188L18 187V184H19V186H22V187H23V190H29V188H30V189H33L34 192H35V190L37 189V186H36L37 183H35V184L32 183V185L29 184V183H28V185H27V183H26V186H24L25 184L23 185L22 182H21L20 180L17 181L19 173L22 174V173H21V170L23 171V169H25V168H21V166L24 165V167H25L26 164H22V163H21V164H22L21 166H19L20 163H19V165L17 164V162H19V160H20L19 158H18V160L16 159V158H17V155H18V148H19L20 146H19V145H16L18 141L16 142V144H15V141H16V140H19V139H16V138H18L17 135H18V133H22V132H17L19 129H18L17 131H16V129H15V128H18V127H15V117H16V119H17V116H18L17 111L21 113L23 110H25L24 108H26V107H24V106H27L28 108L31 107V106L29 107L28 105H24V103H25V101H26L27 104H28V102H30V103L32 102V103H31V104L33 105L32 107H33V108L35 109V111L37 112V114H36V115L38 116L37 118L41 119V121L43 120L44 123H45V121H47L48 119L50 120V117H49L50 114H49V113H46V112H47L46 109L49 108V107L52 106V105H53V107H54L55 102H56V101H54V100H55V97H56V100H57V97H58V96L56 95V94H57V91H55V89H56L55 86H56L58 83H60V85L62 84V80L60 79V78H62V77H61V76H57L58 74H61V73H60L61 71H60V72H59V71L57 72V70H56V71H52V70H51V73H50L49 71H47V72L45 71V72H46V73L44 72L45 74H38V73H37V74H38L37 77H36L37 80L33 78V79H31L32 83H31V81H30L29 84L26 85V86H31V90L28 91L27 93H24V92L21 91V92L23 93V94H21V93L19 92L20 90H19L18 88H17V89L19 90V91H18L19 93L16 92V91H15V88L13 87L14 82L16 81V79H17V80L19 79V81H21V80H20L19 77H16V79H15V76H17V74L15 75V72L12 71V69H10ZM24 68H22V69H24ZM29 68H31V69H29ZM66 68H64V69H66ZM94 68H93V70H92L91 68H89L88 70H92V71H90V72H91L90 74H91V75L93 74L95 81H97L98 79H97L96 77L99 78V77H100V76H99L100 74L97 75V74H96L97 72L95 71L96 68H95V69H94ZM112 68H113V67H112ZM124 68H125V67H124ZM126 68H128V66H126ZM212 68H213V67H212ZM212 68H211V70L214 71L215 69H212ZM0 69H1V67H0ZM15 69L17 70V68H15ZM15 69H14V70H15ZM22 69H21L20 71H23ZM39 69H40V68H39ZM46 69L48 70L47 67H46ZM50 69H51V68H50ZM50 69H49V70H50ZM54 69H55V68H54ZM57 69H58V67H57ZM73 69H75V70H73ZM101 69H102V70H101ZM109 69H110V72H111V73H110V72L107 73ZM117 69H118V68H117ZM119 69H121V72H122L123 67H122V68H119ZM138 69H140V68H138ZM2 70H3V69H2ZM16 70H15V71H16ZM25 70H26L27 73L29 72V71H27V69H24V71H25ZM85 70H86V69H85ZM85 70H83V73L87 72V71H85ZM99 70H98V71H99ZM123 70H124V69H123ZM205 70H206V69H205ZM218 70H219V69H218ZM235 70H236V69H235ZM24 71H23V72H24ZM40 71H41V70H40ZM43 71H44V69H43ZM67 71H69V70H67ZM71 71H70V72H71ZM93 71H94V73H95L96 75L93 73ZM124 71H125V70H124ZM129 71H130V70H129ZM133 71H134V69H133ZM133 71H132V72H133ZM135 71H136V70H135ZM243 71H244V70H243ZM26 72H24V73H26ZM37 72H39V71L37 70ZM52 72H53V73H52ZM62 72H63V71H62ZM121 72H120V73H121ZM137 72H138V71H137ZM194 72H195V71H194ZM194 72H193V73H194ZM0 73H2V72H0ZM16 73H17V72H16ZM29 73H31V72H29ZM29 73H28V74H29ZM32 73L34 74V72H32ZM35 73H36V72H35ZM42 73H43V72H42ZM88 73H89V71H88ZM88 73H87V74H88ZM98 73H99V72H98ZM123 73H125V72H123ZM28 74H27V75H28ZM46 74H47V75H46ZM80 74H79V75H80ZM103 74H102L101 76H103ZM105 74H104V76H105ZM114 74H115V73H114ZM137 74H138V73H137ZM241 74H242V73H241ZM2 75H0V76H2ZM29 75H30V74H29ZM50 75H51V76H50ZM52 75H53L54 77H52ZM61 75H62V74H61ZM63 75H65V74L63 73ZM74 75H72V78L75 77ZM79 75L77 76V78L79 77ZM107 75H106V78H107ZM121 75H122V74H121ZM125 75H127V71H126V74H125ZM129 75H134V76H135V74H131V73H130ZM238 75H239V74H238ZM18 76H19V72H18ZM21 76H22V75H21V72H20V77H21ZM32 76H33V75H32ZM35 76H36V75H35ZM80 76H81V75H80ZM104 76H103V77H104ZM139 76H140V75H138V78H137L138 80H139ZM149 76H150V75H149ZM197 76H198V75H197ZM24 77H25V76H24ZM24 77H23V78H24ZM26 77H27V76H26ZM30 77H31V75H30ZM58 77H60V78H58ZM69 77H70V76H69ZM109 77H108V78H109ZM115 77H114V78H115ZM122 77H124V76H122ZM126 77H127V78H131V79H129V80H132V77H131V76H130V77L126 76ZM136 77H137V76H136ZM136 77H134V78H136ZM143 77H144V76H143ZM146 77H147V75H146ZM161 77H162V76H161ZM161 77H160V79H162ZM23 78H22V80H23ZM75 78H76V77H75ZM77 78H76V79H77ZM101 78H102V77H101ZM106 78H104V79H105L106 82H107L108 78H107V79H106ZM117 78H119V77H117ZM62 79H63V78H62ZM64 79H65V78H64ZM73 79H74V78H73ZM91 79H92V76H91ZM94 79H92V80H94ZM110 79H109V80H110ZM125 79H126V78H125ZM144 79H145V78H144ZM144 79H143V80H144ZM146 79H148V78H146ZM33 80H35V82H34ZM77 80L80 81L81 78H80V79L78 78ZM77 80H76V81L74 80V81L78 83ZM99 80H100V78H99ZM105 80H103V82H105ZM112 80H113V79H111V81H112ZM123 80H124V79H123ZM129 80H128L127 82H129ZM81 81H82V80H81ZM83 81H84V80H83ZM100 81H102V79H101ZM100 81H99V82H100ZM111 81H110V82H111ZM115 81H117V80H115ZM115 81H114V82H115ZM134 81H135V80H133V81H131V82L133 83ZM139 81H142V80H139ZM139 81H138V82H139ZM147 81H148V80H147ZM1 82H0V83H1ZM21 82H22V81H21ZM33 82H34V83H33ZM64 82H65V81H64ZM86 82H87V81H86ZM86 82H85V83H86ZM91 82H92V81H91ZM103 82H101V84H102ZM106 82H105V83H106ZM114 82H112V83L115 85L116 82H115V83H114ZM119 82H120V81H119ZM119 82H118V83H119ZM145 82H146V81H145ZM245 82H246V81H245ZM245 82H244V83H245ZM255 82H257V81L255 80ZM69 83H70V82H69ZM79 83H80V82H79ZM81 83L83 84L84 82H81ZM81 83H80V84H81ZM85 83H84V84H85ZM93 83H94V82H93ZM95 83L97 84L98 82H95ZM95 83H94V84H95ZM105 83H103V84H105ZM125 83H126V82H124V81L122 82V84L125 86V89H124V87H123L122 85H120V86H122L123 89L126 90V92H128L127 90L130 89L131 87H130V86L128 87V85L126 86ZM141 83L143 84L144 82H140V85L138 84L139 86H138V87H135V86H136V81H135V86H133V87H135L136 89L140 87V88L142 89V87H143V86L145 87V86L147 85L148 82H147L146 84L142 85V86H141ZM175 83H176V82H175ZM175 83H174V84H175ZM238 83H239V82H238ZM244 83H243V81L241 82V84H244ZM258 83H259V82H258ZM258 83H257V84L254 83V84H256V87H257ZM17 84H18V83H16L15 85H17ZM70 84H71V83H70ZM70 84H69V85H70ZM80 84H78V85H80ZM82 84L80 85V87L83 86ZM86 84H87V86L89 85L88 83H86ZM120 84H121V82H120ZM148 84H149V83H148ZM174 84H171L172 86L170 85V87H171L172 89H174ZM1 85H2V84H1ZM5 85H4V86H5ZM15 85H14V86H15ZM32 85H33V86H32ZM58 85H59V84H58ZM60 85H59V86H60ZM71 85L73 86V84H71ZM71 85H70V87H71ZM98 85L100 86L99 83H98ZM98 85H97V87H98ZM106 85H107V83H106ZM108 85H109V84H108ZM108 85H107V86H108ZM117 85H118V84H117ZM117 85H116V88H117L118 90H117V89L114 90V89H113L114 86H112L111 90H112V89H113V90H112V92H110V91H111V90H110L109 93H114L113 91H116L115 93H117V91H118V93H119V91H120V94H121V90H120V89H122V88L119 89L120 86L118 85V87H117ZM129 85H130V83H129ZM162 85H164V84H162ZM162 85H161V86H162ZM176 85H177V84H176ZM176 85H175V86H176ZM250 85H251V84H250ZM261 85H263V84H261ZM261 85H259V86H261ZM59 86H58V88H59L58 92H61L62 90H64V89H61V90H60V87H59ZM63 86H65V85L63 84ZM66 86L68 87V84H67ZM66 86H65V87H66ZM89 86H91V85H89ZM92 86H93V85H92ZM102 86H104V85H102ZM107 86H105V87L107 88ZM110 86H111V85H110ZM131 86H132V85H131ZM147 86H148V85H147ZM147 86H146V87H147ZM236 86H237V85H236ZM241 86H243V85H240V86L238 85V87H240V88H241ZM244 86H246V84H245ZM254 86H255V85H254ZM254 86L252 85V87H254ZM259 86H258V87H259ZM17 87H18V86H17ZM61 87H62V85H61ZM67 87H66V88H67ZM70 87H69V88H70ZM95 87H96V85H95ZM97 87H96V88H97ZM105 87H104V88H105ZM108 87H109V86H108ZM126 87H128V89H127ZM133 87H132V88H133ZM157 87H158V86H157ZM246 87L248 88V84H247ZM252 87H251V88H252ZM256 87H255V88H256ZM5 88H6L7 90H6ZM63 88H64V87H63ZM73 88H75V87H73ZM84 88H85L84 86L81 87V90L79 91V92H80L79 95H81V96H79V98H81V97L83 96L82 94H84V93H83L84 91L82 92V89H84ZM98 88H99V87H98ZM114 88H115V87H114ZM132 88H131L130 90H132ZM171 88H170V89H171ZM240 88H239V89H240ZM255 88H254V90H252V92L256 90V91H257L256 93H258V95H259L258 97H259V98L262 97L263 93H262V92H259V91H261L260 89H261L262 87H260V89H258V90L255 89ZM75 89H76V88H75ZM77 89H78V88H77ZM86 89H87V88H86ZM89 89H90V88H88V90H89ZM108 89H110V88H108ZM141 89H139L138 91H137V90L135 91L134 88H133V90H134L135 92H137L138 94L140 93V91H144V92H145V90H148V89H144V88H143L142 90H141ZM172 89H171V90H172ZM175 89L177 90V86L175 87ZM239 89H238V90H239ZM249 89H250V88H249ZM56 90H57V89H56ZM73 90H74V89H73ZM90 90H91V89H90ZM94 90H95V89H94ZM163 90H164V88L162 89V91H163ZM167 90H168V89H167ZM167 90H166V91H167ZM238 90H237V91H238ZM244 90H246V89L244 88ZM250 90H251V89H250ZM65 91H66V90H65ZM65 91H64V92H65ZM71 91H72V90H71ZM71 91H70V92H71ZM91 91H92V90H91ZM91 91H90V92H91ZM97 91H101V88H100L99 90H97ZM97 91H96V92H97ZM103 91H104V89H103ZM103 91H102L101 93H103ZM105 91H106V93H105V92H104V93L107 94V91H108V90L105 89ZM166 91H163V92H166ZM174 91H175V90H173V92H174ZM237 91H236V93H237ZM72 92H73V91H72ZM135 92H134L133 95H135V96H134V100H135V102H136L137 100L135 99V97H136L137 93L135 94ZM146 92H147V91H146ZM146 92H145V93H146ZM156 92H157V91H156ZM156 92H154V93H156ZM159 92H160V91H159ZM163 92H160V93L162 94ZM170 92H172V91H170ZM239 92H241V90L238 91V93H239ZM244 92H245V91H244ZM248 92L251 93V91H248ZM16 93H18V94H17L18 96H21V95H24V96H25V97H24V96H21L22 99H20V100H23V99H24V100H23L24 103H21V104L24 105L23 108H22V106H20V105H21L20 103H19L18 105L15 104V101H16V100H15V99H16V98H15V97H16L15 94H16ZM67 93H68V92H67ZM74 93H75V91H74ZM81 93H82V94H81ZM97 93H100V92H97ZM123 93H125V92H123ZM141 93H142V92H141ZM141 93H140L139 95H142ZM207 93H208V92H207ZM245 93H246V92H245ZM245 93H242V94H245ZM254 93H255V92H254ZM256 93H255V94H256ZM261 93H262V94H261ZM59 94H60V93H59ZM68 94H70V93H68ZM71 94H72V93H71ZM105 94H104V95H105ZM120 94H112V95H115V97H116V96H118V95H120ZM125 94H126V93H125ZM128 94H129V93H128ZM167 94H168V91H167ZM170 94H171V93H170ZM170 94H169V95H170ZM247 94H248V93H247ZM60 95H62V94H60ZM60 95H59V96H60ZM63 95H64V94H63ZM63 95H62V96H63ZM76 95H77V94H75V95L72 94V96H76ZM87 95H88V94H87ZM92 95H94V97H95L96 94H95V93H92ZM102 95H103V94H102ZM104 95H103V96H104ZM107 95H108V94H107ZM107 95H106V96H107ZM112 95L110 94V97H112ZM122 95L124 96V94H122ZM122 95H121V97L123 98ZM131 95H132V94H131ZM133 95H132V96H133ZM139 95H137V97H136L137 99H138ZM144 95L146 96V94H144ZM147 95H148V96H149V95L151 96V94H148V93H147ZM158 95H159V93L157 94V96H158ZM162 95H163V94H162ZM171 95L173 96V94H171ZM171 95H170V96H171ZM174 95H175V93H174ZM249 95H250V94H249ZM249 95H247V96L249 97ZM18 96H17V97H18ZM67 96H69V95H67ZM67 96H64V97H67ZM85 96H86V95L83 96V99L81 98V99H82L81 102L84 100L83 103L79 102V104L81 103V105H80L81 108H80V109H83L82 114H84V112H85L84 115H86V116L88 117V119H87L88 122H89V118H90V117H93V119H90V121L92 120L91 122H93V121L96 122V120H95L96 118H94L95 116H93V115H92V116H88V115H91V112H92V114H94L93 111H95L96 107H94L93 103L91 104V103H89V101L87 102V98H88V97L86 98ZM89 96H90V95H89ZM126 96H127V94H126ZM126 96H124V98H125V99H126V98L128 99L129 96H127V97H126ZM132 96H131V97H132ZM145 96H143V98H144V99L147 98V99L144 100V101H143V98L140 99L141 96L139 97L140 101H143L142 104H144V102L148 100V96H147V97H145ZM150 96H149V97H150ZM157 96H156V97H157ZM252 96H253V93H252ZM252 96H250V98H251L252 101H253V100H254V99H253L254 96H253V98H252ZM69 97H70V96H69ZM113 97H114V96H113ZM119 97H120V96H118V99H120ZM131 97L129 98L130 101H132L131 99H133V98H131ZM154 97H155V96H153V100H154ZM158 97H159V96H158ZM243 97H244V96H243ZM248 97H247V98H248ZM258 97H257V98H258ZM67 98H68V97H67ZM67 98H66V99H67ZM79 98H77V96H76V100L74 101V99H73L72 101H74V102L76 103V101H80ZM84 98L86 99V101H85ZM97 98H98V96H97ZM99 98H100V97H99ZM105 98H106V97H105ZM161 98H162V96L160 97V99H161ZM163 98H164V97H163ZM194 98H195V97H194ZM194 98H193V99H194ZM237 98H238V97H237ZM240 98H241V100H242L241 95H240ZM240 98H239V99H240ZM247 98H246V100H245L246 102H247ZM259 98H258V100H262L261 102H262V106H263V105H264V104H263L264 98H263V97L260 98V99H259ZM18 99H19V98H18ZM28 99H29V100H28ZM63 99H65V98H63ZM77 99H78V100H77ZM93 99H94V98H93ZM100 99H101V98H100ZM125 99H124L123 101H125ZM139 99H138V101H139ZM149 99H150V98H149ZM155 99H158V98H155ZM193 99H192V100H193ZM20 100H19V101H20ZM27 100H28V101H27ZM30 100H31V101H30ZM69 100L71 101V99H69ZM69 100H66V101L70 102ZM88 100H90V99L88 98ZM109 100H110V99H108V101H109ZM134 100H133V101H134ZM164 100H166V99H164ZM164 100H163V103H165V102L168 103L167 100H166L165 102H164ZM169 100H170V99H169ZM57 101H59V100H57ZM66 101H65V102H66ZM72 101H71V102H72ZM92 101H93V100H92ZM99 101L101 102V100H99ZM105 101H106V100H105ZM108 101H107V104H110ZM110 101H111V100H110ZM116 101H117V102H115V103H118V102H119V101L117 100V97H116ZM120 101H122V99H120ZM130 101L128 102V100H126V102H128V104H131ZM133 101H132V102H133ZM172 101H173V100L171 99V105H169L170 103L168 104V106L171 107V109L168 108L170 111L173 110L172 107H174L175 110H176V106L179 105L178 102H172ZM255 101H256V99H255ZM17 102H18V101H16V103H17ZM21 102H22V101H21ZM59 102L61 103L62 101H59ZM63 102H64V101H63ZM68 102H67V103H68ZM74 102L71 103L72 106H71L70 103H68V104H67V103H64L65 107H64V105H63V107L60 106L61 108H67V107H68V108H71V110L69 109V111H67L68 109H65L66 111H65L64 109H62V113H64V111H65L66 113H68V112L71 111V113H73V115H74L75 112H76V114L79 116L78 112L81 111V110L79 109V107H78V110H77V111H75L76 109H75V110L73 109V108H74V105H75ZM84 102H85V103H89V104H90V107L93 106L95 109L93 108L94 110L91 111L90 113H88V112H89V106H88V104H87V107H86L87 109H86V108H85V109L82 108V107L84 106V105H83ZM96 102H97V101H96ZM135 102H134V103H135ZM152 102H153V101H152ZM152 102H151V103L149 102V103H150V105L152 104L153 109H152L150 106L147 105L148 101H147V103H145V104L147 105V107H150V109H151L153 112L158 111L160 108L157 109L156 107H159V104L157 103L158 106H157V104H156V106H153L154 102H153V103H152ZM156 102H159V103H160L161 101L156 100ZM156 102H155V103H156ZM199 102H200V101H199ZM237 102H238V101H237ZM237 102H236V103H237ZM246 102H244V103H246ZM249 102H250V101H249ZM257 102L260 104L259 101H257ZM257 102H256V103H257ZM12 103H13L14 105H13ZM30 103H29V104H30ZM77 103H78V102H77ZM98 103H99V102H98ZM98 103H97V104H98ZM111 103H113V102L111 101ZM119 103H120V102H119ZM119 103H118V107H119ZM134 103H133V104H134ZM137 103H138V102H137ZM137 103H136V104H137ZM140 103H141V102H140ZM244 103H243V100H242V103L239 104V105L242 106ZM253 103H254V102H253ZM258 103H257V104H258ZM31 104H30V105H31ZM56 104H59V103H56ZM66 104H67V106H66ZM69 104H70V105H69ZM94 104H96V103H94ZM100 104H101V103H100ZM121 104H122V105H121ZM121 104H120V106H122V107H120V109H121V108L123 109V106H124V105H123L122 102H121ZM247 104H249V103L247 102ZM247 104H246V105H247ZM10 105H12V106H10ZM16 105H17V107H16ZM91 105H92V106H91ZM112 105H113V104H112ZM115 105H116V104H115ZM134 105H135V104H134ZM165 105H166V104H165ZM246 105H244V106H246ZM253 105H255V104H253ZM14 106H15V107H14ZM76 106H77V105H76ZM76 106H75V107H76ZM85 106H86V105H85ZM95 106H96V105H95ZM101 106H102V104H101ZM103 106H104V104H103ZM103 106H102V107H103ZM109 106H111V105H109ZM109 106H106V105H105V107H107L105 110H107L108 108H110ZM131 106H132V105H131ZM140 106H141V104H140ZM166 106H167V105H166ZM237 106H238V104H237ZM241 106H240V107H241ZM20 107L22 108V109H20V110H22V111H19V108H20ZM32 107L30 108L31 110H33V112H32V116H35V115H33L35 111H34V109H32ZM72 107H73V108H72ZM98 107H100V106H98ZM98 107H97L96 111L98 110ZM102 107H101V108H102ZM111 107H112V106H111ZM147 107H145V108L149 110V108H147ZM163 107H164L165 110H164V109H162V110H164V112L166 113V112H167V108H166L164 105H163ZM257 107H258V105H257ZM16 108H17V109H16ZM55 108H57V106H56ZM101 108H100V110H103L104 107H103L102 109H101ZM115 108H116V106H115ZM126 108H129V107L126 106ZM126 108L123 109V111L125 110V111L127 112V114H128V112H129L131 109L133 110L134 107H133V108L130 107L131 109L129 108V109H128L129 111L126 110ZM140 108H141V107H140ZM142 108H143V106H142ZM255 108H256V107H255ZM261 108H264V107H261ZM14 109H16L17 111L14 110ZM49 109L51 110L52 108L50 107ZM53 109H54V108H53ZM135 109H136V108H135ZM137 109H138V108H137ZM256 109H258V108H256ZM58 110H59V109H58ZM63 110H64V111H63ZM72 110H73V111H72ZM84 110H85V111H84ZM87 110H88V111H87ZM90 110H92V108H91ZM105 110H103V111H105ZM114 110H115V109H114ZM117 110H118V109H117ZM132 110H131V111H132ZM140 110H141L143 113H145L146 111H148V110L145 111L144 108H143L144 111H143L142 109H140ZM140 110H139V111H140ZM175 110H173V112H171V113H178V112H179L178 109H177L178 112H175ZM245 110H246V109H245ZM260 110H261V109L259 108V111H260ZM15 111H16V115H15ZM26 111H28V110L26 109L25 112H23V113L26 114V113H27ZM53 111H55V110H53ZM56 111H57V109H56ZM59 111H60V110H59ZM86 111H87V112H86ZM96 111H95V113H96L95 115H97V113H98L101 117L103 116V115H102L103 112H102V114H101V113H99V112H101V111H99V110H98L99 112H98V111L96 112ZM110 111H111V108H110ZM110 111L107 110L108 113H109ZM118 111H119V110H118ZM120 111H121V110H120ZM120 111H119V112H120ZM131 111L129 112V113H130L129 116H130L131 114H134V112H136V114L138 115V113H137L138 111H133V113H132ZM28 112H29V111H28ZM48 112H49V111H48ZM60 112H61V111H60ZM113 112L115 113V111H113ZM116 112H117V111H116ZM121 112H122V111H121ZM142 112H141L140 114H142ZM150 112H151V111H150ZM159 112H160V111H159ZM62 113H61V114H62ZM79 113H80V112H79ZM87 113H88V114H87ZM105 113H106V111H105ZM108 113H106V115H107ZM114 113H113V114H114ZM248 113H249V112H248ZM254 113H255V112H254ZM57 114H58V112H57ZM57 114L55 113V116H56ZM68 114H70V113H68ZM116 114H117V113H116ZM121 114H123V116L128 117V115H124V114H126V113H124V112H122ZM241 114H243V113H241ZM245 114H246V113H245ZM250 114H251V113H250ZM258 114H259V113H258ZM260 114H261V113H260ZM260 114H259V115H260ZM263 114H264V113H263ZM19 115H21V117L18 116V120H19V117H20V119H22V114H19ZM27 115H28V117H29L30 114L28 113ZM66 115H67V114H66ZM99 115H98V116H99ZM106 115H105V116H106ZM134 115H135V114H134ZM168 115H169V114L167 113V116H168ZM247 115H249V114H247ZM255 115H256V116H255ZM255 115H254V116L257 118V113H256ZM30 116H31V115H30ZM62 116H63V115H62ZM62 116H61V118H62ZM64 116H65V115H64ZM75 116H76V115H75ZM110 116H112V118H113V115L109 114V118H110ZM121 116H122V115H121ZM121 116H120V113H119V118H118V117H116L115 114H114V117L118 118V119H119V122L122 120V119L120 120ZM138 116H139V115H138ZM138 116H137V117H138ZM169 116H171V115H169ZM172 116H174V115H172ZM172 116H171V117H172ZM177 116H178V115H177ZM263 116H264V115H263ZM23 117H24V116H23ZM46 117H48V118H46ZM51 117H52L51 119L54 118V119L56 120V118L54 117L53 114L51 115ZM67 117H68V116H67ZM73 117H74V116H73ZM131 117H133V115H132ZM131 117H130V119H131ZM140 117H141V118H139V119H141V120H138L137 123L141 121V123H139V124L141 125L143 119H142V116H141V115H140ZM174 117H175V116H174ZM250 117H251V116H250ZM250 117H249V118H250ZM260 117H261V116H260ZM6 118H7V120H9L10 118H11L10 120H12V119H13V120H12V121L9 120L10 122H9V124H8V122L6 123V121H5ZM24 118H25V117H24ZM24 118H23V119H24ZM30 118H31V117H30ZM30 118H28V119H30ZM33 118H36V117H33ZM43 118H44V119H43ZM58 118H59V116L57 117V119H58ZM61 118H60V120H61ZM109 118H108V119H109ZM124 118H125V117H124ZM133 118H134V117H133ZM133 118H132L131 120H134ZM135 118H136V117H135ZM154 118H155V117H154ZM26 119H27V117H26ZM28 119H27V121L25 122V127H26L27 129H28V127H27L26 125L29 123V120H28ZM45 119H46V120H45ZM54 119H53V120H54ZM62 119H63V118H62ZM66 119H67V118H66ZM130 119H125V121L127 122V120H130ZM137 119H138V118H137ZM148 119H149V118H148ZM252 119H253V118H252ZM36 120H38V119H36ZM44 120H45V121H44ZM68 120H71V121H72V119H70L69 117H68ZM68 120H67V121H68ZM85 120H86V119H85ZM85 120H83V121H85ZM102 120H103V119H102ZM105 120H106V118H105ZM153 120H155V119H153ZM253 120H255V118H254ZM23 121H25V120H23ZM33 121H35V120L33 119ZM39 121H40V120H39ZM57 121H58V120H57ZM99 121H100V120H99ZM109 121H110V120H109ZM149 121H150V119H149ZM166 121H168V119H167ZM51 122H52V121H51ZM51 122H47V123H45V124L47 125V124L49 123V126H50ZM77 122H79V120H77ZM80 122H81V121H80ZM102 122H103V121H102ZM107 122H108V121H107ZM111 122H112V121H111ZM128 122H129V121H128ZM128 122H127V123H128ZM134 122H135V121H134ZM152 122H153V121H152ZM253 122H255V121H253ZM262 122H263V121H262ZM17 123H18V122H17ZM26 123H27V124H26ZM30 123H32V121H30ZM30 123H29V124H30ZM33 123H35V122H33ZM33 123H32V124H33ZM39 123H42V122H39ZM44 123H43V125L45 126ZM62 123H63V122H62ZM65 123H66V122H65ZM93 123H94V122H93ZM93 123H92V124H93ZM103 123H105V122H103ZM143 123H144V121H143ZM157 123H158V122H157ZM164 123H165V122H164ZM220 123H221V122H220ZM20 124H21V120H20V123L18 124V126H19ZM37 124H38V123H37ZM52 124L55 125L56 122H55V123L53 122ZM59 124H60V123H59ZM67 124H68V122H67ZM67 124H65V125H67ZM74 124H75V120H74ZM90 124H91V123H90ZM90 124H89L88 126H86V127H89V126L92 125V124H91V125H90ZM97 124H98V123H97ZM109 124H110V123H109ZM128 124H130V123H128ZM135 124H136V123H135ZM148 124H149V123H148ZM155 124H156V123H155ZM166 124H167V123H166ZM169 124H170V123H169ZM221 124H222V123H221ZM259 124H260V123H259ZM7 125H8V126H7ZM9 125H11L12 127H15L14 130H11L12 127L9 129ZM21 125H22V124H21ZM21 125H20V126H21ZM33 125H34V127H35L36 124H33ZM43 125L40 124V125H38V126H39V127L42 126V128H44ZM54 125H53V126H54ZM76 125H79V124H76ZM80 125H81V124H80ZM82 125H84V124H82ZM86 125H87V124H86ZM110 125H111V124H110ZM143 125H145V123H144ZM143 125H142V127H143ZM160 125H161V123H160ZM162 125L164 126V124H162ZM227 125H228V124H227ZM231 125H232V124H231ZM251 125H252V124H251ZM261 125H262V124H261ZM20 126H19V127H20ZM29 126L31 127L32 125H29ZM36 126H37V125H36ZM47 126H48V125H47ZM49 126H48V129H46V131H44L43 129H40V131L43 130L44 135L47 134V133H49V132H47V131H49V130L51 131V129L53 128V127L51 126V129H49V128H50ZM55 126H57V125H55ZM95 126H96V125H95ZM98 126H99V125H98ZM98 126H97V129H99ZM145 126H147V124H146ZM155 126H156V125H155ZM167 126H168V125H167ZM228 126H229V125H228ZM263 126H264V125H263ZM7 127H8V128H7ZM25 127H23V128H25ZM30 127H29V129H30ZM73 127H75V125H74ZM73 127H72V128H73ZM86 127H82V129L84 128V131H82L81 128L79 127L80 130H81V131L79 130L80 133H79V131H77L78 128L75 127V129H77L76 132H78V133L80 134V137H83V134L86 132ZM109 127H110V126H109ZM113 127H114V126H113ZM148 127L150 128L149 125H148ZM148 127H147V128H148ZM253 127H254V126H253ZM36 128H37V127H36ZM40 128H41V127H40ZM55 128L58 129V127H55ZM62 128H63V126H62ZM68 128H69V127H68ZM114 128H116V127H114ZM163 128H164V127H163ZM212 128H213V127H212ZM240 128H241V131H240L241 134H240V135H242V132H243V131H242V127L240 126ZM248 128H249V127H248ZM260 128L264 130V128H262V127H260ZM21 129H22V127H21ZM38 129H39V128H38ZM38 129H37V130H38ZM60 129H61V128H60V126H59V130H60ZM69 129L72 131L71 127H70ZM88 129L90 130L91 128H88ZM88 129H87V130H88ZM100 129H102V128H100ZM103 129H104V128H103ZM108 129H109V128H108ZM118 129H119V128H118ZM118 129H117V130H118ZM143 129H144V128H143ZM159 129H160V128H159ZM210 129H211V128H210ZM224 129H225V128H224ZM226 129H229V128H226ZM226 129H225V130H221V131H223V133H225V132L227 131V132H226V134H227V133H228V130H226ZM243 129H244V128H243ZM23 130H24V129H23ZM31 130H32V132H33V129H31ZM35 130H36V129H35ZM37 130H36V131H37ZM89 130H88V131H89ZM92 130H93V129H92ZM94 130H95V131H98V130H96V128H95ZM94 130L91 131L92 134H93ZM127 130L130 131V129H127ZM127 130H126V131H127ZM148 130H149V129H148ZM207 130L210 131L208 128H207ZM214 130H215V129H213V131H212V130H211V131L214 133V132H215ZM238 130H239V129H238ZM250 130H252L251 127H250L249 131H250ZM263 130H261V131H262L261 134L264 133ZM68 131H69V130H68ZM68 131H67V132H68ZM153 131H154V130H153ZM208 131H206V132H208ZM224 131H225V132H224ZM261 131H260V132H261ZM25 132H27V130H25ZM28 132H29V130H28ZM32 132H31V133H32ZM45 132H46V133H45ZM52 132H53V131H52ZM52 132L49 133V134H52ZM54 132H56V130H54ZM61 132H62V130H61ZM67 132L65 133V131H64L63 133L66 134V136H69V135H68L69 133L67 134ZM81 132H82V133H81ZM91 132H89V133L87 132V133H88V134H91ZM127 132H128V131H127ZM216 132H217V131H216ZM231 132H232V131H231ZM240 132H239V133H240ZM245 132H246V131H245ZM252 132H253V130H252ZM16 133H17V134H16ZM29 133H30V132H29ZM29 133H27V134L29 135ZM34 133H35V132H34ZM34 133H33V135H35ZM36 133H37V132H36ZM73 133H75V132H73ZM87 133H86V134H87ZM94 133H95V132H94ZM96 133H97V132H96ZM128 133H129V132H128ZM198 133H199V132H198ZM202 133H203V132H202ZM208 133H209V132H208ZM38 134H39V133H38ZM38 134H37V135H38ZM64 134H63V135H64ZM79 134H78L77 136H79ZM86 134H85V135H86ZM126 134H127V133H126ZM129 134H130V133H129ZM129 134H127V135H129ZM220 134H221V133H220ZM245 134H246V133H245ZM15 135H16L17 137H15ZM19 135H20V134H19ZM24 135L26 136V134H23V133H22V135H20V136H24ZM37 135H36V136H37ZM40 135H41V134H40ZM57 135H60V133L57 134ZM57 135H56V136H57ZM70 135H71V134H70ZM75 135H76V134H75ZM217 135H218V134H217ZM224 135H225V134H224ZM231 135H232V134H231ZM231 135H229V136H231ZM247 135H248V133H247ZM30 136H31V135H30ZM30 136H29V137H30ZM38 136H39V135H38ZM42 136H43V135H42ZM49 136H50V135H49ZM86 136H87V135H86ZM124 136H125V135H124ZM129 136H130V135H129ZM201 136H202V135H201ZM222 136H223V134H222ZM222 136L220 135V137L218 136V138H221ZM254 136H255V134H254ZM259 136H260V135H259ZM26 137H27V136H26ZM26 137H25V139H26V141H27V138H28V137H27V138H26ZM34 137H35V136H34ZM50 137H51V136H50ZM52 137H53V136H52ZM64 137H65V136H64ZM70 137L74 138L75 136H70ZM89 137H90V136H89ZM113 137H114V136H113ZM223 137H226V138H227L228 136L225 135V136H223ZM231 137H232V136H231ZM233 137H234V136H233ZM237 137H238V136H237ZM256 137H257V139L260 140V137L258 138V135H257ZM262 137H264V134L262 135ZM262 137H261V138H262ZM21 138H23V137H21ZM30 138H31V141H33V140H32V137H30ZM43 138H44V136H43ZM56 138H57V137H56ZM67 138H68V140H67ZM67 138H65V139H66L67 141H70V140H69V137H67ZM239 138H240V137H239ZM239 138H238V139H239ZM253 138H254V137H253ZM253 138H252L251 140H253ZM28 139H29V138H28ZM39 139H40L41 142L43 141V143H44L45 141L48 142L47 139H44V140H45V141H44V140L42 139V137L39 138ZM39 139H37V137H36V140H39ZM41 139H42V140H41ZM50 139H51V138H49V141H50ZM59 139H60V138H59ZM65 139H64V141H65V144H66V140H65ZM223 139H225V138H223ZM228 139H230V138H228ZM232 139H233V138H232ZM234 139H236V136L234 137ZM234 139H233V140H234ZM254 139H255V138H254ZM257 139H255V140L257 141ZM22 140H23V139H22ZM22 140H21L20 142H22ZM60 140H62V139H60ZM79 140H80V139H79ZM220 140H221V139H220ZM233 140H231V141L234 142ZM236 140H237V139H236ZM26 141H25V142H26ZM64 141H63V142H60V141H59V142L61 143V144H60V143H59V144L62 145V146H64V145H63V144H64ZM225 141L227 142L228 140L225 139ZM229 141H230V140H229ZM253 141H254V140H253ZM50 142H51V141H50ZM55 142H56V141H55ZM55 142H54V146H55ZM75 142H76V141H75ZM221 142H222V140H221ZM254 142H255V141H254ZM263 142H264V141H263ZM48 143H49V142H48ZM103 143H104V142H103ZM125 143H126V142H125ZM223 143H225L224 140H223ZM229 143L231 144V142H229ZM255 143H257V142H255ZM255 143H252V144H255ZM32 144H33V143H32ZM44 144H45V143H44ZM108 144H109V143H108ZM234 144H235V143H234ZM27 145H28V143L26 142V146H27ZM33 145H35V144H33ZM47 145H49V144L46 143V146H47ZM51 145H52V144H50L49 146H51ZM60 145H59V146H60ZM76 145H77V144H76ZM76 145H75V146H76ZM124 145H125V144H124ZM216 145H217V144H216ZM227 145H228V144H227ZM227 145H226V146H227ZM18 146H19V147H18ZM21 146H22V148H23V146H25L23 142H22V145H21ZM35 146H37V145H35ZM35 146H34V147H35ZM56 146H58V144H57ZM59 146H58V150L61 149ZM62 146H61V147H62ZM235 146H236V145H235ZM251 146H252V145H251ZM28 147L30 148L31 146H27V150L29 151ZM47 147H48V146H47ZM223 147H224V146H223ZM254 147H255V146H254ZM254 147L252 146L251 150H252V149H253V150L256 149V147H255V148H254ZM258 147H259V149H260V145H258ZM258 147H257V148H258ZM24 148H26V147H24ZM24 148H23L22 150H24ZM36 148H39V147L37 146ZM41 148H42V147H41ZM41 148H40V149H41ZM44 148H46V147H44ZM48 148H49V147H48ZM69 148H70V147H69ZM228 148H229V147H228ZM228 148H227V149H228ZM249 148H250V147H249ZM261 148H262L261 150L263 151V147H262V146H261ZM40 149H39V150H40ZM56 149H57V148H56ZM225 149H226V147H225ZM227 149L224 150V151L227 152V151H228ZM233 149H235V148H233ZM246 149H247V148H246ZM58 150H57V151H58ZM91 150H92V149H91ZM181 150H182V149H181ZM222 150H223V149H222ZM261 150H260V151H261ZM25 151H26V150H25ZM25 151H23V152L25 153ZM35 151L37 152L38 150H35ZM35 151H34V152H35ZM41 151H42V150H41ZM41 151H38L37 153H38V154H41V153H39V152H41ZM46 151H47V150H46ZM62 151H63V150L61 149L60 152L62 153ZM249 151H250V150H249ZM255 151H256V150H255ZM257 151H259V150H257ZM257 151H256V152H257ZM20 152H21V151H20V148H19V153H20ZM29 152H30V151H29ZM44 152H45V151H44ZM44 152H43V153H44ZM58 152H59V151H58ZM60 152H59V153H60ZM64 152L68 153V151H66V150H65ZM187 152H188V151H187ZM226 152H225V155L228 154V155L230 156V153L233 152V153H231V154H232L231 156H235V155H233V154H234V150L231 151V152L228 151V153H226ZM238 152H239V151H237V153H238ZM241 152L245 153L246 150H245V151H240V153H241ZM253 152H254V151H252L251 153L249 152V153L252 155ZM21 153H22V152H21ZM21 153H20V155H21ZM37 153H36V154H37ZM169 153H170V152H169ZM169 153H168V154H169ZM173 153L175 154V152H173ZM185 153H186V152H185ZM202 153H204V152H202ZM237 153H236V154H237ZM246 153H248V152H246ZM258 153H260V152H258ZM25 154H26V153H25ZM36 154H33V155L36 156ZM44 154H45V153H44ZM63 154H64V153H63ZM124 154H125V153H124ZM170 154H171V153H170ZM174 154H173V156H175ZM193 154H194V153H193ZM204 154H205V153H204ZM255 154H256V153H255ZM255 154H253V155H255ZM262 154H264V152L260 153V154H259L260 156H259V155H258V156L255 155V156H256V157H259V158L261 159ZM46 155H47V153H46ZM50 155H51V152H50L49 156H50ZM55 155H57L56 152H55ZM55 155H53V156H55ZM176 155H177V154H176ZM206 155H207V153H206ZM225 155H224L225 158L223 157L224 161H225V159H226V156H225ZM228 155H227V156H228ZM239 155H240V154H239ZM248 155H249V154H248ZM251 155H250V156H251ZM25 156H27V155H25ZM35 156H32V157H35ZM51 156H52V155H51ZM124 156H125V155H124ZM126 156H127V155H126ZM166 156H167V155H166ZM166 156H164V158H165ZM222 156H223V155H222ZM229 156L227 157V159L231 157V156H230V157H229ZM240 156H244V155L242 154V155H240ZM240 156H239V157H240ZM245 156H247V155L245 154ZM250 156H249V158L252 157V159H254V160H252V161H253L252 164H253V163L255 162V158H253V156H251V157H250ZM255 156H254V157H255ZM30 157H31V156H30ZM32 157H31V160L33 159ZM37 157H38V155L36 156V158H37ZM56 157H57V156H56ZM82 157H83V156H82ZM170 157H171V155L168 156V157H166V158L168 159V158H170ZM178 157H179V156H178ZM262 157H263V156H262ZM27 158H28V157H27ZM58 158H59V157H58ZM58 158H57V159H58ZM66 158H67V157H66ZM123 158H124V157H123ZM123 158H122V159H123ZM125 158H126V157H125ZM176 158H177V157H176ZM196 158H197V157H196ZM200 158H201V157L199 156V159H200ZM242 158H243V157H240V159H242ZM245 158H246V157H245ZM15 159L17 160L16 163H15ZM21 159L24 160V159H26V158L23 157V155H22V158H21ZM37 159H38V158H37ZM37 159H36V161H37ZM50 159H51V158H50ZM52 159H54V157H52ZM59 159H60V158H59ZM59 159H58V161L60 162L62 159H61V160H59ZM179 159H180V158H179ZM181 159H182V158H181ZM181 159H180V161H182ZM201 159L203 160V158H201ZM213 159H214V158H213ZM243 159H244V158H243ZM247 159H248V158H246V160H247ZM257 159H258V158H257ZM260 159H259V160H260ZM26 160H27V159H26ZM26 160H25V161H26ZM31 160H30V161H31ZM40 160H41V158H40ZM54 160H55V159H54ZM64 160H65V159H64ZM165 160H166V159H165ZM177 160H178V159H177ZM185 160H186V159H185ZM205 160H206V159H205ZM207 160H208V159H207ZM249 160H251V159H249ZM262 160H263V159H262ZM262 160H260V161H257V160H256V161L259 163V162H261ZM21 161H22V160H21ZM32 161H33V160H32ZM41 161H42V160H41ZM41 161H40V163H41ZM65 161H66V160H65ZM166 161H167V160H166ZM174 161H175V160H174ZM190 161H191V160H190ZM229 161H230V159H229ZM240 161H241V160H240ZM240 161H239V162H240ZM55 162H56V161H55ZM66 162H68V160H67ZM66 162H64V164H69V163H66ZM126 162H127V160H126ZM168 162H169V161H168ZM168 162H167V164H168ZM183 162H184V161H183ZM203 162H204V160H203ZM208 162H209V161H208ZM212 162H213V160H212ZM247 162H248V160H247ZM247 162H246V164H247ZM257 162H256V163H257ZM27 163H28V160H27ZM32 163H33V162H32ZM32 163H28V167H29V165L32 164ZM45 163H46V162H45ZM48 163H49V162H48ZM48 163H47V164H48ZM61 163H62V161H61ZM188 163H189V162H188ZM249 163H250V162H249ZM261 163H262V162H261ZM16 164H17V165H16ZM34 164H35V163H34ZM95 164H97V163H95ZM163 164H164V163H163ZM195 164H196V163H195ZM223 164L225 165L226 162H223L222 165H223ZM240 164H243V160H242V163H240ZM252 164H251V165H252ZM259 164H260V163H259ZM52 165H54L53 168L56 169V171H58V170L60 169V168H58V170H57V168H55V167H56L55 165H57V164H54V162H53ZM82 165H83V164H82ZM190 165H192V164H189V166H190ZM199 165H200V164H199ZM201 165H203V164H201ZM206 165H207V164H206ZM251 165H250V164H249V166L247 165L248 168H249V167L252 168ZM256 165H258V164H256ZM35 166H36V165H35ZM68 166H69V165H68ZM163 166H164V165H163ZM165 166H166V164H165ZM167 166H169V165H167ZM167 166H166V167H167ZM179 166H180V169L185 170V173L187 172L186 170H188V167H189V166L187 167V166L185 165V166L187 167V169H184L185 167H184V168H181V167H183L182 165H179ZM225 166H226V165H225ZM238 166H239V165H238ZM244 166H246V165H244ZM247 166H246V167H247ZM260 166H264V162H263V165H260ZM18 167L20 168V170L18 169ZM30 167H32V166H30ZM37 167H38V166H37ZM37 167H36V169H37ZM43 167H44V166H43ZM57 167H58V166H57ZM59 167H60V166H59ZM65 167H66V166H65ZM65 167H64V168H65ZM81 167H82V166H81ZM81 167H79V168H81ZM166 167H165V168H166ZM176 167H177V166H176ZM246 167H245V168H246ZM47 168H48V167H47ZM68 168H69V167H68ZM168 168H169V167H168ZM171 168H172V166H171ZM203 168H204V167H203ZM223 168H224V166H223ZM237 168H238V167H237ZM250 168H249V169H250ZM254 168H256L255 170H258V171H260L261 173L264 172V171H263L264 167H261V169H260L259 165H258V167H257V166L253 167V169L251 170V173H250V172L247 173V171H245V169H244V171H245L246 174H248V175H249V173L252 174V175H255L256 172L252 173L253 170H254ZM257 168H258V169H257ZM28 169H29V168H28ZM36 169L34 168V165H33V171H34V170L36 171ZM41 169H42V168H41ZM41 169H39V167H38L37 170H40V171H41ZM43 169H44V168H43ZM43 169H42V171H43ZM62 169H63V168H62ZM77 169H78V168H77ZM124 169H125V168H124ZM169 169H170V168H169ZM177 169H178V168H177ZM205 169H206V168H205ZM205 169H204V170H205ZM207 169H209V168H207ZM207 169H206V170H207ZM217 169H218V168H216V170H217ZM226 169H227V168H226ZM259 169H260V170H259ZM44 170H45V169H44ZM65 170H66V168H65ZM81 170L83 171L84 169L81 168ZM125 170H126V169H125ZM151 170L153 171V169H151ZM166 170H167V169H166ZM174 170H175V169H174V166H173V172H172V173H175V171H176V172L179 171V170H175V171H174ZM214 170H215V168H214ZM218 170H219V169H218ZM237 170H238V169H237ZM237 170H236V172H237ZM261 170H262V171H261ZM27 171H29V170H27ZM27 171H26V172H27ZM30 171H31V170H30ZM45 171H46V170H45ZM49 171H52V170L50 169V167H49ZM49 171H48V170L46 171L47 174H48ZM56 171H55V172H56ZM69 171H71V169H70ZM78 171H79V170H78ZM167 171H168V170H167ZM234 171H235V170H234ZM239 171H242V173L245 174V172H243V170H239ZM248 171H249V170H248ZM23 172H24V173H23V174H24L23 176H26L27 173H28V172L26 173L25 170H24ZM31 172H32V171H31ZM43 172H44V171H43ZM43 172H42V174H43ZM46 172H45V173H46ZM53 172H54V171H53ZM58 172H59V171H58ZM58 172H56V173H58ZM154 172H155V171H154ZM157 172H158V171H157ZM179 172H181V171H179ZM182 172H184V171H182ZM191 172H192V170H191ZM236 172H235V173H236ZM260 172H259V173H260ZM25 173H26V174H25ZM36 173H37V172H36ZM50 173H51V172H49V174H50ZM61 173H62V172H61ZM75 173H76V172H75ZM109 173H110V172H109ZM185 173H184V174H185ZM206 173H207V172H206ZM219 173H220V172H219ZM225 173H226V172H224L223 175H224ZM240 173H241V172H240ZM240 173H236V174H235V176L238 177V178L235 179V178L233 177V178L236 180V182H237V179H240L239 176H241V175L243 176V174H242V173L240 174ZM34 174H35V172H34ZM39 174H40V172H39ZM54 174H55V173H54ZM59 174H60V173H59ZM66 174H68V175L70 176L69 173H66ZM148 174H149V173H148ZM175 174H178V175H179V173H175ZM175 174H174V175H175ZM188 174H190V172H189ZM208 174H209V173H208ZM237 174H239V175L237 176ZM246 174H245V176H246ZM40 175H41V174H40ZM68 175H67V176H68ZM123 175H124V174H123ZM180 175H181V174H180ZM180 175H179V177H180ZM206 175H207V174H206ZM210 175H211V174H210ZM248 175H247V176H248ZM260 175H262V174H260ZM23 176H21V177H23ZM30 176H31V175H30ZM30 176H29V177H30ZM36 176H38V174H37ZM43 176H44V174H43L42 176H40L39 178L42 177V179H43ZM45 176H46V175H45ZM52 176H53V175H52ZM52 176H49V177H52ZM55 176H56V175H55ZM65 176H66V175H65ZM65 176H64V177H65ZM67 176H66V177H67ZM175 176H176V178H178L179 181H180V178L177 177V175H175ZM175 176H174V178H175ZM202 176H203V175H202ZM242 176H241V178L243 179ZM255 176H256V175H255ZM257 176H258V175H257ZM263 176H264V174H263ZM29 177H28V176L26 177V181H28V179H30ZM49 177L46 176L45 179H46V178H49ZM152 177H153V176H152ZM152 177H151V178H152ZM199 177H200V176H199ZM249 177H250L249 181L252 180V178H253V180H254V178H256V177H254V176L251 178V175H250ZM259 177H260V176H259ZM27 178H28V179H27ZM21 179H22V178H21ZM36 179H37V182H40L39 179H38V177H37ZM36 179H35V180H36ZM52 179H53V178H52ZM72 179H73V176H72ZM153 179H154V177H153ZM208 179H209V177H208ZM234 179H233V180H234ZM242 179H240V180H242ZM259 179H260V178H259ZM262 179H263V177H262ZM40 180H41V179H40ZM70 180H71V177H70ZM73 180H74V179H73ZM173 180H174V179H173ZM246 180H247V179H246ZM256 180H257L256 182H258V179H256ZM16 181L18 182V184H17V183L15 184ZM30 181H31V180H30ZM41 181H42V182H40V187H41V185H43V183H44L46 180H41ZM43 181H44V182H43ZM48 181H49V180H48ZM159 181H160V180H159ZM161 181H162V180H161ZM181 181H182V180H181ZM203 181H206V180L204 179ZM254 181H255V180H254ZM33 182H35V181H33ZM54 182H55V179H54ZM56 182H57V181H56ZM66 182H67V181H66ZM69 182H70V181H69ZM74 182H75V181H71V183H72L73 185H74ZM153 182H154V183H153ZM153 182H149V183H150V184H151V183H153V184L156 183L155 181H153ZM162 182H163V181H162ZM174 182H177V181L174 180ZM193 182H194L195 184H197L196 181H193ZM207 182L209 183V181H207ZM236 182H235V184H234V183H233V184L231 183L232 186L238 184L239 186H238V185H237V186L239 187V189H242V190L244 191L243 194H244V193L246 194V196H245V194H244V197H243V198H245V199L248 198V199H247V201H248V200L250 199V196L252 197L254 194L252 193L253 195H250V193H249V194L246 193V192H249V191L246 190V189L244 190L245 187H244V185L242 184V183H244V181H243L241 184H240V181H239V180H238L237 183H236ZM259 182H261V180H259ZM259 182H258V183H259ZM30 183H31V182H30ZM41 183H42V184H41ZM49 183H50V182H49ZM172 183H173V182H172ZM201 183H203V182H201ZM213 183H214V182H213ZM44 184H46V182H45ZM58 184H59V183H58ZM64 184H65V183L61 182L59 185H57V184H55V185H57V186H59V187H60V185H61V186H62L61 189H63V188L65 189V186L63 187ZM72 184H71V185H72ZM156 184H157V183H156ZM162 184H163V183H162ZM174 184H175V183H173V185H174ZM187 184H188V183H187ZM189 184H190V187H193V186H194V185L191 186V183H189ZM192 184H193V183H192ZM229 184H230V183H229ZM247 184H248V182H247ZM29 185H30V186H29ZM38 185H39V183H38ZM50 185H52V184H50ZM71 185H70V186H71ZM151 185H152V184H151ZM160 185H161V183H160ZM160 185H159V186H160ZM173 185H171V186L173 187ZM176 185H177V184H176ZM182 185H184V183H183ZM221 185H222V184H221ZM241 185H243L244 188H240ZM260 185H262V184L260 183ZM35 186H36V187H35ZM47 186H48V185H47ZM47 186H46V185H45V186L43 185V186H42L43 188H39V186H38V190H39L40 192H42L43 190L45 191V190H47ZM53 186H54V184H53ZM53 186H52V187H53ZM66 186H67V188H68V185H66ZM155 186H156V185H155ZM162 186H163V185H162ZM162 186H161V187H162ZM169 186H170V185H169ZM169 186H168V187H169ZM179 186H180V185H179ZM179 186H178V187H179ZM199 186H200V185H199ZM208 186H209V185H208ZM212 186H213V188H211V190L214 189L215 193H213V194L216 195V194H217V193H216V188H214V185H212ZM225 186H227V185H225ZM228 186H229V185H228ZM25 187H27V189H26ZM34 187H35V188H34ZM55 187H56V186H55ZM152 187H154V186L152 185ZM157 187H158V186H157ZM161 187H160V188H161ZM163 187H164V186H163ZM174 187H175V186H174ZM174 187H173V189H174ZM181 187H182V186H181ZM181 187H179L180 190H178L179 188H178V189L176 188V189L178 190V192L181 191V193H182V191L184 192V190H183V189L181 190ZM185 187H187V186H184V188H185ZM196 187H197V185H195L194 189H195ZM215 187H216V186H215ZM48 188H49V186H48ZM50 188H51V186H50ZM50 188H49V189H50ZM165 188H166V186H165ZM169 188H170V187H169ZM169 188H168V189H169ZM217 188H219L218 184H217ZM228 188H229V187L226 188L227 191H228ZM246 188H247V186H246ZM263 188H264V179H263ZM51 189H54V188H51ZM61 189L57 188L56 190H61ZM76 189H78V188H76ZM153 189H154V188H152V191H153ZM155 189H157V188H155ZM186 189H187V188H186ZM186 189H185V191H186ZM189 189H190V188H189ZM189 189L186 191V193L184 192L185 194H187L186 197L189 195V194H188ZM197 189H198V188H197ZM224 189H225V188H224ZM235 189H236V188H235ZM237 189H238V188H237ZM260 189H261V188H260ZM16 190H17V192H18V191H19V192L16 193ZM33 190H32V191L30 190V191L33 193ZM38 190H37L36 192H39ZM56 190H54V191H56ZM66 190H68V189H66ZM165 190H166V189H165ZM165 190H164V192H165ZM171 190H172V188H171ZM177 190H176V191H177ZM192 190H193V189H191L190 192H192ZM242 190H241V191H242ZM44 191H43V193H44ZM47 191H48V190H47ZM51 191H52V190H51ZM157 191H158V190H157ZM157 191H156V193H157ZM159 191H160V190H159ZM159 191H158V192H159ZM173 191H174V190H173ZM241 191H240V193L242 194ZM245 191H246V192H245ZM260 191L262 192V191H264V190H260ZM26 192H27V191H26ZM31 192H30V193H31ZM36 192H35L34 194H32V195H33V196H34L35 194L37 195ZM40 192H39V193H40ZM49 192H50V191H49ZM61 192H62V191H61ZM61 192H60V193H61ZM67 192H68V191H67ZM67 192H66V194H65L66 196H68V195L70 194V192H72V189H71V191L68 192V195H67ZM98 192H99V191H98ZM160 192H161V191H160ZM169 192H170V191H169ZM211 192H213V191H211ZM219 192H220V191H218V193H219ZM221 192H222V191H221ZM231 192H232V191H231ZM27 193H28V192H27ZM43 193H42V195H44ZM51 193H52V192H51ZM51 193H50V194H51ZM54 193H55V192H54ZM110 193H111V191H110ZM162 193H163V192H162ZM184 193L182 194V196H184ZM192 193H193V192H192ZM208 193H209V192H208ZM262 193H264V192H262ZM40 194H41V193H40ZM62 194H64V193L62 192ZM154 194H155V193H154ZM157 194H158V193H157ZM163 194H164V193H163ZM175 194H176V193H173L174 196H175ZM195 194H196V193H195ZM220 194H221V193H220ZM241 194H238V195H240L238 198H240V197L242 196ZM48 195H49V194H48ZM73 195H74V194H73ZM164 195H165L164 197H166V196L169 195V194H167V195L164 194ZM177 195H178V194H177ZM179 195H180V193H179ZM191 195H193V194H191ZM191 195H189V196H191ZM229 195H230V194H229ZM247 195H248L249 197H248ZM256 195H257V194H256ZM260 195H261V194H260ZM260 195H258V196H260ZM26 196H27V195H26ZM33 196H31V197H33ZM45 196H47V195H45ZM51 196H52V195H51ZM70 196H71V195H70ZM94 196H95V195H94ZM159 196H160V195H159ZM182 196H181V197H182ZM194 196H195V195H194ZM216 196H217V195H216ZM28 197H29V196H28ZM31 197H29V199L33 200V198H31ZM41 197H42V196H41ZM47 197H48V196H47ZM49 197H50V195H49ZM152 197H153V194H152ZM162 197H163V196H162ZM164 197H163V198H164ZM181 197H180V198H181ZM186 197H185V199H186ZM192 197H193V196H191V198H190V197H189V198L192 199ZM226 197L228 198V196H226ZM232 197L234 198V195H232ZM253 197H254V196H253ZM253 197H252V200H255ZM256 197H257V196H256ZM262 197H264V196H262ZM34 198H35V197H34ZM36 198H37V197H36ZM36 198H35V200H37ZM43 198H44V197H43ZM43 198H42L41 200H43ZM63 198H64V197H63ZM67 198H69V196H68ZM166 198H167V197H166ZM168 198H169V197H168ZM174 198H175V197H174ZM195 198H196V197H195ZM195 198H194V199H195ZM227 198H226V201H227ZM230 198H231V195L229 196V200H231ZM233 198H232V199H233ZM44 199H45V198H44ZM48 199H49V198H48ZM50 199H51V198H50ZM64 199H65V198H64ZM69 199L71 200L72 198L70 197ZM69 199H68V200H69ZM153 199H155V196H154ZM185 199H184V200H185ZM197 199H198V198H196V200H191V201H192V202H193V201H196V202H194V203H197ZM234 199H235V198H234ZM256 199H257V198H256ZM258 199H259V197H258ZM258 199H257V200H258ZM262 199H263V198H262ZM68 200H67V201H68ZM70 200H69V201H70ZM74 200H75V199H74ZM157 200H158V199L155 200V203H156ZM160 200H161V199H160ZM178 200H179V199H178ZM182 200H183V199H182ZM184 200H183V202H185ZM186 200H188V199H186ZM198 200H199V199H198ZM205 200H206V198H205ZM235 200H236V199H235ZM250 200H251V199H250ZM263 200H264V199H263ZM43 201H44V200H43ZM43 201H40V205H39V206H41V205L43 206V204L41 203V202H43ZM56 201H57V200H56ZM61 201H62V200H61ZM91 201H92V200H91ZM169 201H170V200H169ZM188 201H189V200H188ZM226 201H225V202H226ZM232 201H234V200H232ZM232 201H231V202H232ZM236 201H237V200H236ZM236 201H234L235 204H234V203L230 204L231 202L229 203V201H227V202L232 206V205H236V203H237ZM239 201H240V200H239ZM247 201L245 200V202H247ZM37 202H38V203H36V202H35V203H36V204H39V200H38ZM74 202H75V201H74ZM76 202H77V201H76ZM165 202H166V200H165ZM199 202H201V201H199ZM205 202H206V201H205ZM217 202H219V201H217ZM227 202H226V203H227ZM245 202H244V203H245ZM255 202H256V201H255ZM255 202H254V203H251V202H250L251 204H250V203H245V204H247L246 208H247V207L250 208L251 205L254 204L255 206H253V207L256 208L255 210H257L258 207H256ZM28 203L30 204V203H34V202L31 201V202H28ZM48 203H50V201H49ZM60 203H61V202H60ZM65 203H66V199H65ZM79 203H80V202H79ZM153 203H154V202H153ZM163 203H164V202H163ZM163 203H162V204H163ZM189 203H190V201H189ZM210 203H211V201H210ZM257 203H258V202H257ZM52 204H53V203H52ZM162 204H161V205H162ZM186 204L188 205V203L185 202V208H186V206H187ZM192 204H193V203H190V205H192ZM215 204H216V203H215ZM218 204L220 205V203H218ZM218 204H217V205H218ZM222 204H223V203H222ZM224 204H225V203H224ZM237 204H238V203H237ZM249 204H250V207H249ZM260 204H261V203H260ZM260 204H259V205L257 204V206H261V205H262L261 207H264V206H263L264 202H263L261 205H260ZM33 205H35V204H33ZM48 205H49V204H48ZM50 205H51V203H50ZM63 205H64V204H63ZM71 205H73V204H71ZM110 205H111V204H110ZM153 205H154V204H153ZM156 205H157V204H156ZM168 205H169V204H168ZM170 205H171V204H170ZM170 205H169V207H170ZM175 205H176V204H175ZM179 205H180V204H179ZM201 205H202V204H201ZM204 205H206V204H204ZM208 205H210V204H208ZM208 205H207V206H208ZM226 205H227V204H226ZM230 205H228L227 208L229 207V209H231V208H230V207H231ZM240 205H241V204H240ZM35 206H36V205H35ZM42 206L40 207L41 209H42ZM52 206H53V205H52ZM94 206H95V205H94ZM108 206H109V205H108ZM154 206H155V205H154ZM158 206H159V205H158ZM158 206H155V207H156V211H157V207H158ZM181 206L183 207L184 205L181 204ZM181 206H179V207H181ZM192 206H193V205H192ZM192 206H189V207H192ZM195 206H196V205H195ZM207 206H206V207H207ZM222 206H223V205H222ZM43 207H44V206H43ZM48 207H49V206H48ZM48 207H46V208H48ZM55 207H56V206H55ZM58 207H59V206H58ZM62 207H63V206H62ZM109 207L111 208V206H109ZM114 207H116V206H114ZM160 207H161V206H160ZM196 207H197V206H196ZM240 207H241V206H239V208H240ZM46 208H45V209H46ZM49 208H50V207H49ZM64 208H65V207H64ZM64 208H63V209H64ZM161 208H162V207H161ZM187 208H188V206H187ZM193 208H194V207H193ZM204 208H205V207H204ZM204 208H203V210H204ZM216 208H217V207H215V209H216ZM232 208H233V207H232ZM234 208H236V207L234 206ZM234 208H233L232 210H235V211H236V209H234ZM237 208H238V206H237ZM239 208H238V209H239ZM259 208H260V207H259ZM38 209H37V210H38ZM51 209H53V207H52ZM66 209H67V208H66ZM68 209H69V208H68ZM70 209H71V208H70ZM163 209H164V210H161V212H159L160 208L158 207V212H159L160 214H161V213L163 214L162 211H165V208H163ZM166 209H167V208H166ZM191 209H192V208H191ZM242 209H243V206H242ZM252 209H253V208H252ZM46 210H47V209H46ZM53 210L56 211L55 208H54ZM57 210H58V209H57ZM113 210H114V209H113ZM167 210H168V212H171V210H170V211H169V209H167ZM182 210H183V209H182ZM182 210H181V211H182ZM186 210H187V209H186ZM188 210H189V208H188ZM193 210H195V208H194ZM196 210H197V208H196ZM203 210H202V211H203ZM207 210H208V209H207ZM210 210H211V209H210ZM210 210H209V211H210ZM226 210H227V209H226ZM232 210H231V214L233 215ZM239 210H241V209H239ZM239 210L237 211V213L239 212ZM245 210H246V209H245ZM253 210H254V209H253ZM253 210H251V211H253ZM58 211H59V210H58ZM58 211H57V212H58ZM63 211H64V210H63ZM86 211H87V210H86ZM114 211H115V210H114ZM183 211H185V209H184ZM209 211H207V212H209ZM213 211H214V210H213ZM215 211H216V210H215ZM215 211H214V212H215ZM227 211L230 212V210H227ZM235 211H234V212H235ZM249 211H250V210H249ZM257 211H258V210H257ZM261 211H262V213H261ZM60 212H62V211H60ZM66 212H67V211H66ZM175 212H176V211H175ZM188 212H190V211H188ZM241 212H242V210H241ZM243 212H244V211H243ZM243 212H242V213H243ZM48 213H49V212H48ZM62 213H63V212H62ZM64 213H65V212H64ZM85 213H86V212H85ZM85 213H83V214H85ZM166 213H167V212H166ZM176 213H177V212H176ZM183 213H184V212H183ZM191 213H192V212H191ZM197 213H198V216H199V212L196 211L195 214L197 215ZM210 213H213V212H210ZM218 213H219V211H218ZM237 213H235V214H237ZM242 213H241V214H242ZM246 213H247V211H246L245 213H243V215L246 214ZM254 213H256V211H255ZM21 214H22V215H21ZM33 214H34V213H33ZM126 214H127V213H126ZM169 214H170V213H169ZM169 214H168V215H169ZM201 214L203 215V214H207V213H201ZM228 214H229V213H228ZM241 214H240V215H241ZM252 214H253V213H252ZM257 214H258V215L253 214L252 216H251V214H250V215H249V218H251V219H253V218L256 219V218H257V219H259V216H260L261 214H264V209L262 208V210H261V208H260ZM43 215H44V216H43ZM112 215H113V214H112ZM202 215H200L201 218H202ZM247 215H248V214H247ZM63 216H64V215H63ZM173 216H174V215H173ZM190 216H191V215H190ZM198 216H196V218H197ZM204 216H205V215H204ZM204 216H203V219H204ZM234 216H235V215H234ZM234 216H233V217H234ZM236 216H238V215H236ZM57 217H58V216H57ZM211 217H212L211 214H210V217H209V215L207 216V218H209V219H210ZM229 217H230V216H229ZM242 217H243V216L241 215V220H242V221L245 220L246 217H244V219H242ZM252 217H253V218H252ZM46 218L48 219V217H46ZM52 218H53V216H52ZM67 218H69V217H67ZM111 218H112V217H111ZM170 218L172 219L173 217L170 215ZM174 218H176V217H174ZM196 218H195V219H196ZM205 218H206V217H205ZM207 218H206V219H207ZM212 218H213V217H212ZM260 218H263V219H264V215H263V217L260 216ZM49 219H50V218H49ZM53 219H54V218H53ZM60 219H61V216H60ZM120 219H121V218H120ZM135 219H136L137 221L140 220V222L142 221L141 218H139V217H138V218L136 217ZM138 219H139V220H138ZM171 219H170V220H171ZM198 219H199V218H198ZM203 219H201V220L199 219V221L201 222ZM206 219H205V220H206ZM246 219H247V218H246ZM254 219H253V220H254ZM257 219H256V221L258 222ZM263 219H262V221H263ZM56 220H58V219H56ZM123 220H124V219H123ZM174 220H175V219H174ZM181 220H182V219H181ZM191 220H192V219H191ZM193 220H194V218H193ZM241 220H240V221H241ZM28 221H29V222H28ZM45 221H46V220H45ZM49 221H50V220H49ZM51 221H52V219H51ZM96 221H97V220H96ZM115 221H116V220H115ZM175 221H176V220H175ZM194 221H195V220H194ZM194 221H191V225H192V223H193ZM196 221H197V220H196ZM196 221L194 222V224L196 223ZM237 221H238V220H237ZM242 221H241V222H242ZM260 221H261V220H260ZM30 222H31V225H30ZM46 222H47V221H46ZM59 222H60V223H59ZM112 222H113V221H112ZM171 222L173 223V221H171ZM197 222H198V221H197ZM202 222H204V220H203ZM244 222H245V221H244ZM244 222H243V223H244ZM248 222H250V225L247 224ZM253 222H254V221H252V220H250V219H249V221H247V223L245 222L246 226H248V225H249V226H248V228L246 227V228H247V231L244 230L243 234H242L241 231H239V233L241 232V234H242V235L240 234L239 237L233 236V235H235V234L229 233V231H228L227 233L230 234V239H231V240L227 239V238H229V235L227 234L228 237L226 236V238H225L226 240L223 239V240H224L223 243H222V245H223V249H227L228 246H230V248L233 249V247H234L233 244H235V243L240 244V245H241L242 243L244 244L243 239L245 240L244 237L247 236V234H249V230H250L249 228L252 227V226H251V223H253ZM257 222H255L254 224H257ZM34 223H35V225H34ZM48 223H49V222H48ZM53 223H55L54 220H53ZM93 223H94V222H93ZM93 223L90 222V224H93ZM130 223H131V222H130ZM175 223H176V224H173L174 226L177 225V224H179L180 221H179V223H177V222H175ZM198 223H199V222H198ZM51 224H52V222H50L49 225H51ZM59 224H60V225H59ZM90 224H89V226H90ZM142 224H143V223H142ZM181 224H182V223H181ZM194 224H193L192 227H194ZM207 224H209V223H207ZM71 225H72V224H71ZM73 225H74V224H73ZM93 225H94V224H93ZM100 225L104 227V224H103V225L100 224ZM112 225H114L116 228H114V226L112 227ZM118 225H119V224H118ZM130 225H131V224H130ZM197 225H198V224H197ZM205 225H206V224H205ZM242 225H244V224H242ZM69 226H70V223H69ZM105 226H106V225H105ZM209 226H210V225H209ZM209 226H208V227H209ZM211 226H212V225H211ZM250 226H251V227H250ZM253 226H255V225H253ZM65 227H66V226H65ZM67 227H68V226H67ZM93 227H94V226H93ZM96 227H97V226H96ZM123 227H124V226H123ZM178 227H180V226L178 225ZM181 227H182V226H181ZM181 227H180V228H181ZM186 227H187V226H186ZM202 227H203V226H202ZM208 227H206V228L208 229ZM240 227H241V225H240ZM240 227H239V228H240ZM244 227H245V226H244ZM257 227H258V228H257L258 230H259L260 227H264V222H261V223L259 222V223L257 224ZM53 228H54V227H53ZM77 228H78V232H79V229H80V230H81V228L84 229L83 231L81 230V231L79 232L80 234H81V232H83V233L86 234V232H88L87 230L90 229L89 232L87 233V236L89 237L90 241H89V239H88V237H87L86 235H83V233L81 234V236H79V234H78V232H77ZM188 228H189V226H188ZM195 228H197V226H196ZM47 229L50 230V231H47ZM110 229H112V230L109 231ZM175 229H177V228H175ZM201 229L204 230L205 227H204V228H201ZM207 229H205V230H206V233H207ZM241 229H242V228H241ZM243 229H244V228H243ZM253 229H254V227H253ZM262 229H263V228H262ZM72 230H73V231H72ZM85 230H86V231H85ZM95 230H96V229H95ZM113 230L116 231L115 233H118L119 230H120L119 235L113 233V232H114ZM130 230H131V229H130ZM139 230H140V229H139ZM180 230H183V229H180ZM192 230H193V229H192ZM192 230L189 229L191 235H192V236L194 235L193 237L196 238V239H195V243H196V244L198 243V242H197V238H198V241H202V240L204 239V235L206 234V233H205V230H204V235H201V234H203V231H202V232H199V233L197 232L198 235H201V237L203 236L202 239H199V238H201L200 236L197 237V236H198V235H196L197 233L195 234L196 230H193V231H192ZM251 230H252V229H251ZM121 231H122L123 233H122ZM128 231H129V230H128ZM191 231H192V232H191ZM197 231H198V230H197ZM260 231H261V230H260ZM53 232H54L55 234H54ZM61 232H63V233H61ZM125 232H126V234H128V235L124 237L123 234H125ZM129 232H130V231H129ZM137 232H138V234H139V231H137ZM230 232H231V231H230ZM254 232H256V233H254ZM120 233H121V235H120ZM132 233H133V232H132ZM200 233H201V234H200ZM208 233H209V231H208ZM235 233H236V235H238V234H237L238 232H235ZM113 234H114V235H113ZM174 234H176L175 239H177V237H178V238L182 237V236H180V235L183 234V237H182L183 240H182V238H180L179 240H176V242H175V241H174V238H173ZM112 235H113V236H112ZM130 235H131V234H130ZM259 235H262V233L259 234ZM263 235H264V233H263ZM263 235H262L263 239H262V237H261V238L259 237L260 239H262V241L264 240V236H263ZM102 236H104V237L106 236L107 238H108V236H112V237H110V238H112L113 240H111L112 242H110V239L108 238V240H109V241H108L106 237H105V240H104V238H103ZM134 236H135V235H134ZM179 236H180V237H179ZM220 236H221V235H220ZM248 236H249V235H248ZM231 237H233V239H232ZM234 237H236V238H238V239L235 241V240H234ZM76 238H77V239H76ZM79 238H80V239H79ZM91 238H94V239L91 240ZM248 238H249V237H248ZM248 238H247V239H248ZM259 238H258V239H259ZM75 239H76V240H75ZM102 239H103L105 242H104ZM120 239H121V240H124V241H122V242H124L123 244H122V242H121V243L119 242V241H121ZM145 239H146V240H145ZM147 239H148L149 241H147ZM160 239H162L163 242H162ZM171 239H173L172 241H173L175 244H173V243L171 244L172 241H171L170 243H168V241H170ZM115 240H117V242H118V243L116 242V243H117V244H116V247H117L118 244H119V246L121 247L120 250H117V248H116L115 246L112 247L111 244H113V242H114ZM135 240H136L137 242L140 241V243L143 241L142 245H141V244L139 245V242L137 243ZM165 240H166V241H165ZM167 240H168V241H167ZM180 240L183 241V244H182V241H180ZM221 240H222V239H221ZM248 240H249V239H248ZM252 240H251V241H252ZM144 241H146V243H144ZM262 241H261V244L263 245ZM109 242H110L111 244H110ZM147 242H148V243L150 242L149 245L152 246L154 249H151V247H150L149 245H146V244H148ZM165 242H167L168 244L165 243ZM179 242H180V243H179ZM221 242H222V241H221ZM221 242H220V243H221ZM104 243H109L110 245H109V244L105 245ZM127 243H128V242H127ZM134 243H135V244L137 243V244H136L137 246H136V245H133ZM154 243H155V242H154ZM161 243H162V244L164 243L165 245L163 244V245H162L163 247H162V246H161ZM218 243H219V242H218ZM246 243H247V242H246ZM80 244H82L81 247H80ZM91 244H92V245L95 244L94 247H93ZM121 244H122V246H121ZM143 244H144L145 246H144ZM177 244H180V247H179V248H177V247L179 246V245H177ZM237 244H235V247H236ZM247 244H248V243H247ZM104 245H105L106 247L102 248ZM108 245H109V251L113 248L114 250L112 249L111 252L113 253V251H114V255L117 256V257H118V255H120L118 258L121 257V260H123V261H121V260L118 259L117 257H116V258L113 257V256H114L113 254H111V257H109V256H110L109 254H110L111 252H109V251L106 250V249L108 248ZM113 245H114V244H113ZM123 245H124V246H127V245H128L129 248L127 249V251L123 249ZM138 245H139V247H138ZM159 245L162 247V250L159 248V247H160ZM170 245H172V246H170ZM182 245H183V246H182ZM192 245H193V244H192ZM197 245H198V244H197ZM199 245L201 246L202 244L200 243ZM231 245H232L233 247H231ZM147 246H148V247H147ZM166 246H168V247H170V248H168V250H167ZM173 246H174V247H173ZM175 246H176V247H175ZM181 246H182V247H181ZM195 246H196V245H195ZM214 246H215V245H214ZM238 246H239V245H238ZM238 246H237V247H238ZM241 246H242V245H241ZM246 246H247V245H246ZM260 246H261V245H260ZM83 247H86V248H83ZM88 247H89V248H88ZM110 247H111V248H110ZM137 247H138V248H137ZM164 247H165V248H164ZM183 247H184V248H183ZM193 247H194V245H193ZM196 247H197V246H196ZM208 247H210V245H208ZM211 247H212V246H211ZM237 247H236V248H237ZM243 247H245V246H243ZM261 247H262V246H261ZM99 248H100V249L102 248L103 251L100 250ZM105 248H106V249H105ZM115 248H116V249H115ZM149 248H150L151 251L149 250V252H147V250H148ZM157 248H158V251H159V252H158V255H159V256H155V252H157V250H155V249H157ZM163 248H164V249H163ZM191 248H192V247H191ZM218 248H219V247H218ZM220 248H221V247H220ZM236 248H234V249H236ZM245 248H246V247H245ZM258 248H259V247H258ZM263 248H264V247H262V250H263ZM129 249H130V250H129ZM159 249H160L161 251H164V250H166V251L161 253ZM171 249H174V250H171ZM175 249H176V250H175ZM180 249H182V250H181V251H183L182 253H181V251L178 252ZM199 249H198V250H199ZM221 249H222V248H221ZM221 249H220V250H221ZM241 249H242V248H241ZM104 250H105V251H104ZM123 250H124V251H123ZM153 250H155V251H153ZM169 250H170V251H169ZM236 250H237V249H236ZM236 250H235V252H236ZM252 250H253V251H252ZM260 250H261V249H260ZM262 250H261V253L264 252V251L262 252ZM99 251H100V252H99ZM116 251H118L119 254H117ZM120 251H121V253H120ZM152 251H153V252H152ZM172 251H173L174 253H173ZM190 251H191V252H190ZM192 251H193V252H192ZM194 251H196V252H194ZM225 251H226V250H225ZM225 251H223V253H224ZM230 251H231V249H230ZM240 251H241V250H240ZM240 251H239V252H240ZM242 251H244V248H243ZM248 251H249V250H248ZM108 252H109V254H108ZM175 252H176V255H174ZM177 252H178V254H177ZM187 252H188V253H187ZM201 252H202V253H201ZM221 252H222V251H220V253H221ZM244 252H245V251H244ZM105 253H106V254H105ZM152 253H153V255H152ZM159 253H160V254H159ZM166 253H167V256L165 255ZM172 253H173V254H172ZM199 253H200V255H199ZM223 253H222V254H223ZM225 253H226V252H225ZM225 253H224V254H225ZM236 253H237V255H238V252H236ZM255 253H256V252H255ZM257 253H259L258 249H257ZM116 254H117V255H116ZM196 254H197V255H196ZM239 254H240V253H239ZM259 254H260V253H259ZM106 255H108V256H106ZM112 255H113V256H112ZM121 255H122V256H121ZM123 255H124V256H123ZM163 255H164V256H163ZM168 255H169L170 257H169ZM171 255H172V256H171ZM198 255L201 256V257H200V260H199ZM202 255H205V256H203V258H202ZM261 255H262V254H261ZM261 255H260V257H261ZM193 256H194V258H193ZM195 256H196V257H195ZM220 256H222V255H220ZM233 256L235 257L236 254L233 255ZM249 256H248V257H249ZM251 256H252V257H251ZM258 256H259V255H258ZM258 256H257V257H258ZM164 257H165V258H164ZM167 257H169V258H167ZM197 257H198V258H197ZM257 257H256V258H257ZM161 258H162L163 260H162ZM201 258H202V259H201ZM230 258H231V257H230ZM236 258H237V257H236ZM250 258L248 259V261L250 260ZM262 258L264 259V256H263V255H262ZM127 259H130V260H127ZM164 259H165V260L167 259L166 263L164 262V261H165ZM192 259H193V260H192ZM195 259H196V260H195ZM237 259H238V258H237ZM119 260H120L121 262H119ZM229 260H231V259H229ZM246 260H247V259H246ZM246 260H245V261L243 260V261L246 262ZM129 261H130V262H129ZM248 261H247V262H248ZM252 261H253V262H252ZM254 261H256V262H254ZM162 262H163V263H162ZM185 262H186V263H185ZM196 262H197V263H196ZM244 262H243V263H244ZM189 263H188V264H189ZM243 263H242V264H243ZM248 263H249V262H248ZM250 264H264V260H262V262H261V259H260V261H259L258 258H257L256 260H252V259H251V263H250Z\"/></svg>","mask_w":264,"mask_h":264}]
</instances>
